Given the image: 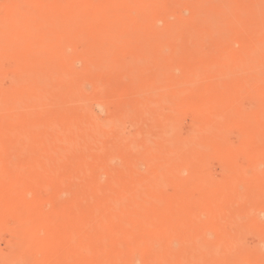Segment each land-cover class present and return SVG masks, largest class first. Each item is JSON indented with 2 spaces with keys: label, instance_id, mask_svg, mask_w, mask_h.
I'll return each instance as SVG.
<instances>
[{
  "label": "rangeland",
  "instance_id": "1",
  "mask_svg": "<svg viewBox=\"0 0 264 264\" xmlns=\"http://www.w3.org/2000/svg\"><path fill=\"white\" fill-rule=\"evenodd\" d=\"M21 3V5H19V2ZM28 0H14V1H12V0H0V22L2 23V22H4L5 20V24L4 23H2V24H0V31L2 30V33L4 32L3 30H5V28L8 30V31H10V26H13L14 28H12L11 29V31H10V33H8V31L7 30H5L6 32H4V34L3 35H1L0 36V39H2L3 38V42L4 41H7L8 40V42H5V43H7L6 45L3 43V44H1L0 43V47L2 48L1 49V51H2V53H3V55L5 56V59L4 60H1L0 59V94L2 95V93H1V90L2 91H5L3 94L4 95H2V96H0V98H1V100H0V121H2V122H0V145H2L1 147H0V149L2 150V152L0 151V174H1V170H3L4 172H2L3 174V176H1L0 177V180L2 181H0V250H1V252H3L2 253V256L3 257H6V255L7 256H9L8 254H10V252H15L14 250H16V252L17 251H19V249L20 248H24V247H27V248H29V249H26V252L27 253H25V252H23V251H25V249L23 250V251H21V249H20V251L18 252V255L16 254V255H14V253H11V254H13V256L15 257L14 258V260H13V262H14V264H20L21 263V261H23L24 262V264H69V262H70V264H90V261L93 259V257L97 254V256H98V259H100L99 258V255H98V253L100 252H103V254H104V252H106V251H108L109 250V245H108V243L109 242H113L112 241V239H108V238H112V237H109V235H112L113 234V239L115 238V237H117V238H115V240L114 241H116V242H118L119 240H118V237H120L121 236V238L123 237H127V235H128V237L127 238H130L131 236H134L135 235V233L137 234H139V232H144V235H145V237H143L144 235L142 234V233H140V235H141V238L142 239H144V241L146 242H144L142 239H141V241H140V245L139 244H136L135 243V241H133V244L135 243L136 244V246H133V244H132V238H134V240L137 238V237H132V238H130V240L131 241H129V240H127V242H126V240H124L123 238H122V240L123 241H125L124 242V246L126 247V248H124V251L126 250V252H124V251H122L123 253H125L126 254V257L127 258H129V257H131V258H129L128 260H126V262H124V263H126V264H142V261H141V258L140 257H143V256H141V255H144V257H143V259L145 258L146 259V257L148 256H145L146 254H149V252L153 249V247L152 246H156L157 247V249H158V251L156 250V249H153L154 251H156V252H160L161 254L160 255H162V258L160 257V256H157V257H155V258H157L156 260H155V258H151V259H154V260H152V261H154L155 263H156V261L159 259V257H160V260L162 259L163 260V258H165L166 259V257H167V260H168V257H170V256H176V254L178 253H182V252H184V250L187 248L186 246H188L189 244H190V242L192 243V239H190L189 240V238H191L192 237V234L194 233L193 232V229H192V232H191V228H192V224L195 226H193V228H197V226H199V225H201V222H202V224L204 223L203 222V220L201 219V222L199 221V219H197V218H199V216L201 217V218H208V216H209V219H205L207 222H209L210 221V216L212 217L213 216V221H214V224H215V222L217 221L216 219L217 218H222L223 219V221L224 222H221V221H219L220 219H218V221L221 223V225L223 224V225H225L224 227H222V226H220V224L219 223H217L216 222V225L218 224L219 226H218V229L219 230H217L218 231V234H217V237L216 238H214L213 239V241H214V243L215 244H218V245H220L221 243H223V242H225L226 243V241H229V239H230V236L232 237V235H230L229 236V233L230 234H232L235 230H236V227H237V229L239 230V232H237V235L236 234H234V236H233V238H231V240L230 241H233V239H234V243L233 242H230V245L231 244H233V245H231L230 246V250H228V251H230V253H233L232 251L234 250V248H236V247H238V248H236L235 250H241V251H235L234 250V256L236 255V257L238 256L237 254H238V252H241L244 256H245V253H246V257H243L242 255H241V258H243V259H238V257H237V259L236 260H234V261H237V260H239L240 261V264H264V241H260V240H264V237H263V235L260 233V231L261 232H264L263 230H264V226L262 227L261 226V223H262V225H264V223H263V220H264V213L262 212V214L263 215H261V211H264V209L263 210H260V212H259V208L261 207V205L262 204H264V202H263V200H264V190H262V192H261V190L259 189V188H262L261 186L262 185H264V176L263 177H260V176H253L252 174H253V171L255 170H257L256 171V173H255V171H254V175H258L257 173H259L260 174V172H262V175H264L263 173H264V153H263V151H259V150H262L264 147V133H263V126H264V108H263V110H262V107H264V105H263V103L264 102H262V101H264V92H263V88H264V78L262 77V74L264 75V67H263V69L261 70V74H260V76L259 77H257V78H254V79H250L251 81H253V82H250L248 85L246 84V83H239V82H242V79L240 78V77H238V76H240L239 74H238V76L236 75V74H234V73H232L234 70H235V68L234 67H232V70H231V72H230V69L231 68H229L230 66H235V57L234 56H237V54H239L240 52H239V50L240 51H242L243 52V50H244V48L246 49V46L248 45L249 46V44H247L246 45V42L247 41H252V42H254L255 41V44L257 45V43L256 42H259L260 41V39H259V36L260 35H264L263 34V22H264V9H263V7H264V2H263V4L261 3V6H260V4L259 5H257V2H262V1H264V0H241V2L240 1H238V0H236V1H238V2H240L238 5L237 4H235V5H237L238 7H236L235 5H234V7L232 6V1H231V3H229L228 1L226 2V3H229V5H231V6H229V5H227L226 3H225V6L227 5L228 6V9H227V7H225L224 6V8H222V7H218V8H222V9H220V10H218V12L219 13H216V11H217V9H216V11H214L215 9L213 8V10L212 9H210V10H212V11H214L215 12V14H213V12H212V14H210L209 12H211V11H209L208 13H207V19H206V17H205V15H204V21L202 20V22H200L201 23V25H199L200 23H198L199 22V20L198 19H200L202 16H203V14H198V10H203L204 8H203V6L202 5H198L199 3H203V2H205V4L207 3L208 5L211 3L210 1L209 2H207L206 0H169V1H167V0H165V2H161V0L159 1V6L160 5H162V3L164 4V3H166V5H165V7L163 6V8H161L160 9V7H162V6H158L159 7V10H157V11H155V9H158L157 7L155 8V9H153L154 11H155V14H154V11H153V14L154 15H156V16H154L153 14H152V16H154V17H156V19H153L154 17H152V18H150L149 20H147L148 21V24L146 25V23H144L145 24V26H146V29L145 28H141L140 30L139 29H137L138 28V26H137V28L136 27H134V25L136 26V23H137V25H138V22L137 21H135L134 20V22H135V24H131L132 23V21L131 20H133L132 18L133 17H131V15L130 16H128L129 15V13H130V10H134V9H137L136 7H137V5L135 6V4H134V2L135 1H138V0H134L133 2H132V0H122L123 2H120V1H118V0H53V2H52V0H37V1H39V3H38V5H37V1L35 2L34 0H30V1H28ZM109 1V2H108ZM114 1V2H113ZM140 1V0H139ZM139 1H138V3H139ZM149 0H147V2H148ZM152 1V0H151ZM212 1V0H211ZM220 0H218V2H219ZM33 2H35L36 3V8L33 6V7H31L29 4H35V3H33ZM50 2V3H49ZM62 2V4H60V3ZM67 2V3H66ZM100 2V3H99ZM112 2V3H111ZM116 2H117V4H116ZM131 3V9H130V6L128 5V4H130ZM168 2V3H167ZM214 4H215V6H216V3H217V1L216 0H214ZM24 3V4H23ZM40 3H41V5L42 6H40ZM44 5H43V4ZM47 3V4H46ZM120 3H123V4H120ZM136 3V2H135ZM234 3H236L235 1H234ZM233 3V4H234ZM87 4V5H86ZM127 4V5H126ZM132 4H134V5H132ZM179 4V5H178ZM205 4H204V6H205ZM206 4V5H207ZM213 4V5H214ZM23 5V8H21V6ZM28 5H29V7H28ZM46 5V6H45ZM68 5V6H67ZM70 5H71V7H70ZM88 6V7H86V6ZM112 5V6H111ZM121 7H120V6ZM139 5V4H138ZM154 5H155V2H154ZM186 5V6H185ZM38 6V7H37ZM85 8H84V7ZM133 6H134V8H133ZM152 6H153V4H152ZM189 6V7H188ZM201 6H202V8H201ZM253 7V9H252V7ZM257 6L259 7V8H257ZM21 9H20V8ZM44 7V8H43ZM73 7V9H71ZM121 8L122 9V7H123V10L124 9H127V11H128V13L127 12H125V10H124V12L121 10V9H119L121 12H120V14L119 15H117V12H119V10H118V8ZM127 7V8H126ZM129 7V8H128ZM209 7V6H208ZM33 8H35L36 10H34ZM97 8V9H96ZM100 8L102 9V10H100ZM105 10H104V9ZM139 8V7H138ZM172 8H173V10H172ZM216 8V7H215ZM230 8V9H229ZM235 8V9H238V10H233V9ZM250 8H251V11L252 10H256L255 12H254V14L252 13V15H254L255 16V14H256V16L258 17V16H260V17H258L259 18V20L261 21V23H259L258 24V22H260V21H257V23L256 24H258L259 26H257L258 27V29L257 28H253L254 26L253 25H255L254 23L256 22V20H252V19H255V17L254 18H252L251 16H250V14L251 13H248V12H250L249 10H250ZM24 9V10H23ZM79 9V10H78ZM83 9V10H82ZM85 9V10H84ZM128 9H130V10H128ZM184 9V10H183ZM194 9V10H193ZM197 9V12L195 11ZM205 9H207V10H209L208 8H205ZM226 9H227V11H226ZM259 9V10H258ZM19 10V11H18ZM24 12H22V11ZM37 11L36 12V14H33V15H35L32 19H37V17L39 16V18H38V21H40V17H41V21H40V23L38 22V23H36V24H32L33 25V27H28V26H31V21H33V20H31V21H29V19H30V17H32L33 15L31 14V13H34V11ZM67 10V11H66ZM75 10V11H74ZM90 10H92V11H90ZM170 10H172V12L170 11ZM200 10V11H201ZM223 10V11H222ZM232 10V11H231ZM263 10V11H262ZM79 11V12H78ZM95 11H97V14H95ZM102 11V12H101ZM109 11V12H108ZM196 12L195 14H197L196 15V18H198L197 19V21H195L196 19L194 18V15L192 14L193 12ZM223 12V18L221 17V20H219V19H217V18H220L219 17V15L221 16V14H222V12ZM224 11H226L225 12V14H224ZM262 11V12H261ZM30 12V13H29ZM170 12V13H169ZM192 12V13H191ZM260 13L261 12V14H257V13ZM38 13V14H37ZM94 13V14H93ZM106 15H105V14ZM108 13H110V14H108ZM229 13V14H228ZM263 13V14H262ZM7 14V15H6ZM13 14L14 15H16V14H18V16H23L24 17V15H26L24 18L22 17V19H21V16H20V19H19V17L16 15V17L18 18V21L20 20L21 21V23L24 21V20H26V21H24L25 23V26L26 25H28V26H26V27H24V28H21L20 29V27H18V25L17 24H19V26H20V22H18L17 23V21L16 22H14L15 21V19H16V17L15 16H13ZM30 14L32 15V16H30ZM41 16H40V15ZM59 14H61V15H59ZM64 14V15H63ZM126 15L124 18L126 19V21L128 20V19H130L129 21H130V25H129V22H128V26H127V22L125 21V19L121 16V15ZM128 14V15H127ZM190 14V15H189ZM192 14V15H191ZM208 14H210L211 15V17L209 16L208 17ZM219 14V15H218ZM13 16V18H14V20H13V18H12V16ZM52 15V16H51ZM72 15V16H71ZM79 15L81 16V18L79 17ZM83 15V16H82ZM95 15H97V16H95ZM116 15L119 17V18H117L116 17ZM179 15H183L185 18V21H186V18L189 16V17H191V16H193L192 18H194V20L192 21V20H190L191 18H187V21L188 22H190V24H187V21L185 22L186 23V26L184 25V22H183V18H181ZM212 15H213V17H212ZM247 15H249V17L251 18V20L250 19H248L249 17H247ZM11 16V17H10ZM30 16V17H29ZM57 16V17H56ZM59 16V17H58ZM66 16V17H65ZM70 16H71V18H70ZM88 16H89V18H88ZM106 16H107V18H106ZM128 16V17H127ZM174 16H177V17H174ZM199 16H200V18H199ZM234 16L236 17L235 19H234ZM79 17V18H78ZM103 17H104V20H103ZM112 17H113V19H112ZM123 18V20H122V22H123V24H121L122 22H121V20H120V18ZM130 17V18H129ZM168 17V18H167ZM181 19H180V18ZM227 17V18H226ZM241 17H243L241 20H244V23H242L241 22V20L239 19V18H241ZM247 17V18H246ZM257 17H256V19H257ZM45 18V19H44ZM51 18H54V19H51ZM57 18H58V21H60V22H56V20H57ZM61 18V19H60ZM65 18V19H64ZM109 18V20H107V22L105 23V22H103V21H106L105 19H108ZM173 18V19H172ZM177 18V19H176ZM209 18V19H208ZM261 18H262V20H261ZM5 19V20H4ZM35 19V21H37ZM44 19V20H43ZM70 19V20H69ZM76 19H78V20H76ZM148 19V18H147ZM153 20L152 22L150 21V20ZM202 19V18H201ZM215 19V20H214ZM228 19V20H227ZM237 19H239L238 21L239 22H241V24L239 25L238 23V21H237ZM13 20V21H12ZM17 20V19H16ZM51 22H50V21ZM100 20H101V22H100ZM103 20V21H102ZM113 20L116 22H113ZM144 20V19H143ZM157 20V21H156ZM159 20V21H158ZM172 22H177L178 21V23L179 22H181V23H183V26H182V24H179V26H182V27H184L185 29L186 28H188L187 30H188V32L186 33V32H182L183 30H181L182 29V27H181V29H179L180 27H176V26H178V23L176 24H174V25H176V26H173V25H171V24H173V23H171V21ZM224 20H226V21H224V22H226V24L223 22ZM233 20L235 21V22H233ZM8 21L10 22V23H8ZM34 21V22H35ZM63 21H65V23L63 22ZM88 21V22H87ZM110 21V22H109ZM118 21V22H117ZM146 21V20H145ZM149 21L151 22V23H149ZM220 21H222V22H220ZM227 21H229V22H227ZM247 21V22H246ZM254 23H253V22ZM47 24H46V23ZM113 22V23H112ZM133 22V23H134ZM158 22V24H156ZM166 22H167V25H166ZM195 22H197V23H195ZM207 22V23H206ZM214 23L213 25L214 26H212V23ZM217 22H218V24H224V26H226V28H228L227 27V25L229 26V27H231V28H233V26L237 23V25H238V27L239 26H241L242 24V26H244V25H246L247 23L249 24V26H248V24L246 25V30H245V39H244V37L242 38V39H244V44L246 45L244 48L242 47V42H243V40H242V42L239 40V39H241V38H239V37H241V35L242 36H244L242 33L244 32V29H243V27H237V26H235L234 28V30L235 31H240V33L238 32V34H237V32H235V34H237L239 37L238 38H235V37H233V39H238L239 40V42L236 40H233L232 38L230 39V36H233L234 35V33H233V35H230L233 31H231L232 29L230 28H228L227 29V35L229 34V36H227V38H226V34L223 32V30L221 29V31L223 32V35H224V37L225 38H223V36H222V38L223 39H221V41H218L219 39H220V33H221V31L218 33V29L220 28H217V27H215V26H217L218 24H217ZM246 22V23H245ZM250 22H252L251 24H250ZM15 23V24H14ZM29 23V24H28ZM52 23L53 24V26H54V28H53V26L51 27V26H48V25H50V24ZM57 23H61L60 25H62V27L60 26L59 28H57L58 26H59V24H57ZM79 23V24H78ZM80 23H81V25H80ZM85 23H86V25H85ZM169 23H171V24H169ZM192 23H193V27L191 26L192 25ZM210 23H211V25H210ZM231 23V25H232V23H235L234 25H229V24ZM5 25V27H2V25ZM8 26H7V25ZM48 26V30H49V28H50V30L51 31H49L48 32V30L47 29H45V30H47V32L50 34L51 32H52V34L54 33L55 34V36L56 37H54V34L52 35V34H48V37L49 38H54L53 40H59L60 42H57V43H55V42H53V44H54V46L56 47V44H57V48H59L58 46H63V48L62 49H66V51H65V57H64V59H60L59 57V59L58 58H53L54 60H56V62H54V60L50 63V62H47V66H45V65H43L42 63H43V61H44V64H45V59H46V61H48L47 60V58H50L51 59V57H53V52L51 51V50H53V44H50L49 43V41H48V46H50L51 48H49V50L46 48V47H43L42 46V48L41 49H39L41 46H39V44L41 45V44H43V43H41V42H43L44 41V39L45 38H40V37H42V35H45L44 34V27L46 28L47 26ZM63 24H64V28H63ZM68 24V25H67ZM95 24V25H94ZM112 24H113V28H112ZM119 24H120V26H119ZM196 24V25H195ZM198 24V25H197ZM217 24V25H216ZM15 25L20 29H17V27L15 28ZM22 25H23V23H22ZM34 25H36V26H34ZM56 25H58L57 27H56ZM70 25V26H69ZM111 25V26H110ZM151 25V26H150ZM153 25V26H152ZM155 25V26H154ZM168 25H169V27H168ZM203 25V28L202 27H199L198 28V26H202ZM220 25H218V26H220ZM7 26V27H6ZM42 26H44L43 28H42ZM66 26H67V29H65L66 28ZM74 26V27H73ZM122 26V27H121ZM133 26V27H132ZM164 26H166V27H164ZM171 26H173L174 27V29L172 30L170 27ZM195 26H196V29H194L195 28ZM224 26H222V27H224ZM253 26V27H252ZM255 26V27H256ZM2 27V28H1ZM22 27V26H21ZM40 27V28H39ZM55 27H56V29H55ZM69 27H71L70 29H69ZM121 27V28H120ZM144 27V26H143ZM153 27H156V28H153ZM172 27V28H173ZM245 27V26H244ZM249 27H251L252 29H251V31L252 30H254V29H256V30H259V36L257 37V34H256V36H255V30H254V35H251L252 37V39H250V40H248L247 38H246V36H248V37H250L248 34H250L251 32L249 31L250 29H248ZM34 29V31H33V29ZM39 28V29H38ZM61 28V30H59ZM82 28V29H81ZM112 28V29H111ZM117 28V29H116ZM133 28H134V30H133ZM163 28H165V32H167L166 33V35L170 32V33H173V31L175 30V31H177V30H179V33H178V36L177 35H175V37L177 36V38L179 37V36H181V34H183V38L182 37H179L180 39H175L174 41H176V43L175 42H171L172 40H173V38H175L174 36H172L170 33V35L172 36H170V35H168V36H170L169 38H168V36H163V35H165V34H162V33H159V31H161L162 30V32H163ZM177 30H176V29ZM183 28V29H184ZM189 28L192 30V32H193V35H192V32H190L189 31ZM197 28L199 29V30H197ZM225 28V27H224ZM23 29H24V31H23ZM26 29L27 30H30L31 31V29H32V31L30 32V31H28L29 33L27 34V35H29L30 34V36H28V38L30 37V39H27V41L25 42V40H26V38L24 37V36H26ZM38 30V31H36V30ZM72 29V30H71ZM106 31H105V30ZM120 29V30H119ZM131 29H132V32H131ZM166 29H167V31H166ZM171 29V30H170ZM16 30V31H15ZM41 30V31H40ZM58 30V31H57ZM63 30V31H62ZM69 30V31H68ZM91 30V31H90ZM111 30H113V31H116L115 32V36H114V33H113V31H111ZM124 31L125 30V32H122V31ZM129 30V31H128ZM143 30H146V32L145 33H147V35L143 32ZM168 30H170V31H168ZM181 30V31H180ZM217 31V33L215 34V31ZM229 30H230V32H229ZM61 31V32H60ZM66 31V32H65ZM96 31V32H95ZM133 31H135L136 32V35L139 33V35H137V36H135V38H133L134 37V33H133ZM138 31V32H137ZM140 31V32H139ZM174 31V32H175ZM184 31H186V30H184ZM13 32H15V33H13ZM16 32H17V34H18V37L19 38H17V36H16ZM23 32H24V34H23ZM37 33L36 35H38L39 33H41L40 35H39V38H40V40H38L39 38L36 36V35H34V34H32V33ZM64 32H65V34H64ZM119 32H120V34H119ZM122 32V33H121ZM129 32H130V34H132V35H130L129 34ZM145 34H143V33ZM157 32H158V36L156 35L157 34ZM178 32V31H177ZM176 32V33H177ZM180 32H181V34H180ZM189 32H190V34H189ZM6 33H8V34H6ZM43 33V34H42ZM70 33H72V34H70ZM112 33H113V36H112ZM117 33V34H116ZM125 33V34H124ZM152 33H153V35L155 34L156 35V37H155V35H154V37H152L153 35H152ZM175 33V34H176ZM257 33H258V31H257ZM76 34V35H75ZM106 36H105V35ZM111 34V35H110ZM121 35V37L119 36V35ZM162 35V36H160V38H162V39H164L163 41H165V38L167 37L168 39H166V40H169L170 38L172 39H170V41L169 42H171V43H169V46L172 44V43H174L173 45H171L169 48H171V49H169V48H165V44L167 43L166 41H165V43L163 44L162 42H161V44H160V39H158V37H159V35ZM239 34H241V35H239ZM7 35H8V37H10L9 39L7 38ZM23 35V36H22ZM33 37H35L36 39V42L34 41H30V40H34V38H32V36ZM61 35H62V38H59V36L61 37ZM127 36V37H125V36ZM129 35H130V37H129ZM174 35V34H173ZM185 35H187L188 36V38H185L186 36ZM190 35V36H189ZM237 35H236V37H237ZM3 36V37H2ZM15 38H14V37ZM22 36V37H21ZM53 36V37H52ZM145 36V37H144ZM147 36V37H146ZM185 36V37H184ZM216 36V37H215ZM253 36H254V38H253ZM6 37V38H5ZM25 39H24V38ZM27 37V36H26ZM44 37V36H43ZM84 37V38H83ZM105 37V38H104ZM111 37H113L112 39H111ZM190 37H191V39H190ZM205 37H208V38H205ZM212 37H214V38H212ZM263 37V36H262ZM261 37V38H262ZM16 38H17V41H16ZM20 38L22 39L23 38V44L24 43H26V45L24 44V45H22L23 47L21 48V44L22 43H20ZM49 38H48V40H49ZM56 38V39H55ZM66 38V39H65ZM89 38H91V39H93V40H91V39H89ZM108 38V39H107ZM116 39L117 38V40H116V42H115V40H113V39ZM122 38V39H121ZM129 38H131L130 40H134V39H136L135 41H134V43H133V40L132 41H130L129 40ZM153 38V39H152ZM154 38H157L158 40H159V42H157L158 44H160L161 45V47H164V48H161V47H159L158 45H157V43L154 45V43L157 41V39L155 40ZM187 39L186 41H188L189 40V43H185L186 45H183V41L184 42H186L185 40H183V41H181L180 42V40H182V39ZM200 38V39H199ZM217 38H219V39H217ZM18 39H19V43H18ZM52 39H50L51 40V43H52ZM105 39V40H104ZM127 41H126V40ZM139 39L140 40H142V41H140L139 42ZM144 39H146V40H144ZM152 39V40H151ZM197 39H199V41L200 42H197L198 40ZM206 39V40H205ZM213 39V40H212ZM228 39H230V40H232L234 43H235V45H234V43L232 42V41H229ZM255 39V40H254ZM256 39H257V41H256ZM46 40V39H45ZM57 40V41H58ZM69 40V41H68ZM74 40V41H73ZM122 41V42H118V41ZM123 40H125L124 42H123ZM155 40V41H154ZM179 40V41H178ZM259 40V41H258ZM262 40V39H261ZM14 41H16V43H14ZM21 41V42H22ZM65 41V42H64ZM79 41V42H78ZM82 41V42H81ZM110 41V42H109ZM145 41V42H144ZM152 41H154V43L152 42ZM262 41H264V40H262ZM10 42V43H9ZM13 42V43H12ZM70 42V43H69ZM72 42V43H71ZM78 42V43H77ZM81 42V43H80ZM130 42V43H129ZM180 42V43H179ZM193 42H195V44L193 45ZM232 42V43H231ZM66 44V46L65 45H63V44ZM116 43V44H115ZM120 43V44H119ZM152 43H153V46H151L152 45ZM178 43V44H177ZM241 43V44H240ZM248 43V42H247ZM259 43H261V44H258L257 46L254 44V43H252V45H250L251 47H253L252 49L253 50H250L251 52H253V54L252 55H249L248 53L250 52H244V53H246L245 54V56L248 54V56L247 57H252L253 58V56H256L257 54L259 55L261 52L260 51H264V49L262 50V48L261 47H264V42L262 43L261 41L259 42ZM28 44H29V47H28ZM31 44H32V46H31ZM34 44V45H33ZM77 44V45H76ZM100 44L102 45V46H100ZM122 44V45H121ZM125 44V45H124ZM142 44V45H141ZM165 45V46H163V45ZM175 44H176V46H177V50H176V47H174L175 46ZM200 44V45H199ZM218 44V45H217ZM237 44V45H236ZM256 46V48H259L260 46V51H258L259 49H254V45ZM4 46V48H5V46L6 47H9V48H7V49H9V50H7L6 48L4 49L2 46ZM10 45V46H9ZM35 45H38V49L40 50V51H44L45 53H40V55H38L39 54V52L40 51H38V53H35L36 51L35 50H37V46H35ZM84 45V46H83ZM112 45H117L118 46V48H117V46H114V47H116L117 48V50L116 49H113V46ZM138 47H137V46ZM144 45H145V48H143L144 47ZM167 45H168V43H167ZM224 45V46H223ZM65 46V47H64ZM89 46V47H88ZM100 46V47H99ZM108 46H109V48H108ZM125 46H127V47H125ZM140 46H143V47H141L140 48ZM155 46H158V47H156V48H158L157 50H156V48H155ZM189 46V47H188ZM250 46L249 47H247V48H250ZM26 47H27V51H26ZM67 47V48H66ZM103 47V48H102ZM121 49H120V48ZM137 47V49H135ZM151 47H153V48H151ZM167 47V46H166ZM173 47V48H172ZM193 47V48H192ZM199 48V49H196V48ZM207 47V48H206ZM228 48V50L226 49V50H223L224 48ZM233 47V48H232ZM237 47V48H236ZM243 48V49H240V48ZM19 48H21V49H19ZM33 48V49H32ZM44 48H46V51L44 50ZM74 48V49H73ZM93 48H94V50H93ZM100 48V49H99ZM178 48H180V49H182V51H179V49ZM192 48V49H191ZM206 48V49H205ZM4 49V50H3ZM17 49H18V51H17ZM31 49V50H30ZM35 49V50H34ZM72 49V50H71ZM81 51H80V50ZM88 49V50H87ZM99 49V50H98ZM101 49L103 50V51H101ZM118 49H120V50H118ZM153 51V52H156V53H153L154 55L152 56L151 54V56L150 55H148V52H150L151 50ZM159 49H165L163 52L164 53H167L166 54V56L164 55V53L162 54L163 56H165V59H166V57H168L167 58V60H166V63L168 64L169 63V65L170 66H174L175 67V65H177V61L175 60V58H177V59H179V57H180V53H181V55H182V57L183 56H185V55H183L185 52H186V55H190L192 52V54L193 55H190L193 59L195 58V61L192 59L191 61L188 59V61L190 62V63H188L187 64V59H186V57H183V58H185L186 60H184V62L186 61V64H185V67H186V65L188 66V67H183L184 65V62H183V58L182 57H180L181 58V60L179 61V62H181V64L179 65V62H178V65H179V68H181L182 67V70L185 68V69H187V70H183V74H182V72H181V69H179L178 67H175V68H172V70H173V72H172V70L170 69V70H167V69H165V68H163V67H165L166 65H164L165 64V61H164V57L161 55V56H157V54L159 53V54H161V52H162V50H159ZM166 49H169V50H171L170 51V53L168 54V51L169 50H167L166 51ZM186 49V50H185ZM236 49H238V51L236 50ZM14 50H16V51H14ZM33 50V51H32ZM91 50V51H90ZM99 52H98V51ZM105 50H107L106 51V53H105ZM115 50V51H114ZM133 50H136V51H133ZM142 50V51H141ZM156 50V51H155ZM174 50H176L175 52H173ZM185 50V52H183ZM193 50V51H192ZM196 50V56L198 55L197 53H199V56H197V59H196V56H194L195 55V53H194V51ZM234 50H236L237 51V53H235V51ZM0 51V52H1ZM25 51L27 52V53H25ZM68 51V52H67ZM75 51H76V54H75ZM88 51H89V54H91L90 55V59H91V56H93L94 57V55H96L95 57H94V59H93V57H92V59L93 60H90V59H88L87 58V53H88ZM101 51V52H100ZM109 51V52H108ZM122 51V52H121ZM123 51H124V54H123V56H121V59H118V58H120L119 56L120 55H122L121 53H123ZM125 51H129V54L127 53V52H125ZM131 51H133V53L132 54H135V56L134 55H132L131 54ZM147 52V56H144L145 55V53ZM159 51V52H158ZM161 51V52H160ZM189 51H191V53L189 52ZM201 51V52H200ZM206 52V54H208L207 55V57H204V55H206V54H204V52ZM211 51V52H210ZM228 51L230 52V53H228ZM18 52V53H17ZM30 52H32V53H30ZM72 52V53H71ZM97 52V53H96ZM110 52H111V56H110V59H108V57H109V55L108 54H110ZM177 52V53H176ZM188 52L190 53V54H188ZM260 52V53H259ZM2 53H0V55L2 54ZM46 53H48V54H46ZM51 53H52V55H51ZM84 53V54H83ZM94 55H93V54ZM103 53V55L102 56H100L101 54ZM113 53V54H112ZM118 53H120L119 55H118ZM177 54V56H179V57H177L176 56V54H175V56L173 55H171V54ZM201 53V54H200ZM5 54H7V55H5ZM25 54H26V56H25ZM30 54H31V56H30ZM42 54H46V56H43L42 57ZM89 54H88V56H89ZM98 54H99V56H98ZM105 54V55H104ZM116 56H115V55ZM126 54V55H125ZM210 54V55H209ZM221 54V55H220ZM225 54V55H224ZM230 54V55H229ZM12 55V56H11ZM18 55V56H17ZM35 56V59H34V57H32V56ZM48 55H50L49 57H48ZM86 55V58L85 59H83L84 58V56ZM124 55L126 56V58H127V60H125V57H124ZM128 55H131L130 57H132V58H130V57H128ZM168 55H170V56H168ZM229 55V57L230 56H232V59H231V57H230V59L231 60H229V58L227 57L226 58V56H228ZM28 56H30L32 59H29L30 57H28ZM39 56V57H38ZM100 57V59L99 58H96V57ZM190 56H187V58L188 57H190ZM220 56V58H218ZM45 57V59H43ZM68 57V59H69V61H68V59H66ZM75 57V58H74ZM113 57H115L116 59H117V62H115L116 61V59H113ZM123 57H124V59H123ZM143 57H144V59H143ZM170 57H171V59H170ZM175 57V58H174ZM1 58L3 59L4 57L1 55ZM13 58V59H12ZM21 58V59H20ZM23 58H24V60H23ZM36 58H39V59H41L42 60V62L40 61V63L42 64V67H47L48 68V70H50V71H53L52 72V75H53V77L54 78H52V75H50V73H49V71H45V69L47 70V68H45V69H43L41 66H40V63H39V60L38 59H36ZM75 60H74V59ZM130 58V59H129ZM156 58H158L157 60H156ZM162 59V60H160V59ZM224 58H226L227 59V61L225 60L224 61ZM26 59H29V60H26ZM78 59V60H77ZM96 59V60H95ZM106 59V60H105ZM132 59H134L133 61H135V62H137V64H132L133 63V61H131ZM169 59H170V61H169ZM254 59V58H253ZM18 60L20 61L18 64H17V62H18ZM31 60L32 61H34L33 63L35 64V62H38V64L39 65H37V67H38V69H37V67H35L36 65H34L33 63H32V65H34V66H31ZM60 60V61H59ZM80 60V61H79ZM87 60H89V61H91V63L89 62V61H87ZM126 61V63H128L127 65H125L126 63H120V61ZM145 60V61H144ZM147 60V61H146ZM219 60V61H218ZM224 62H223V61ZM2 61V62H1ZM65 61L68 63V64H65ZM72 61V62H71ZM114 61V62H113ZM128 61V62H127ZM153 61H155V62H153ZM159 61V62H158ZM160 61L161 62H164V66L162 65V63H161V65H162V68H160L159 70L157 69V68H159V67H161V65L159 64L160 63ZM176 61V62H175ZM3 62H4V64H3ZM15 62V63H14ZM105 62V63H104ZM118 62L120 63L119 64V66L117 65L118 64ZM132 62V63H131ZM134 62V63H135ZM229 62H232L231 63V65H229ZM30 63V64H29ZM54 63V64H53ZM59 63V64H58ZM88 63V64H87ZM93 63V64H92ZM154 64V66H155V63H157V65L159 64L160 66L159 67H155L154 68V66H153V64ZM174 63H175V65H174ZM215 63V64H214ZM234 63V64H233ZM29 64V67H25V66H27V65ZM58 66H57V65ZM115 64V65H114ZM124 64V65H123ZM129 64H131V65H129ZM190 64V65H189ZM224 64V65H223ZM233 64V65H232ZM3 65H5V66H3ZM53 65H55V68L57 69H50V68H52V67H54ZM62 65H64L63 67H61ZM65 65H67L66 67H65ZM93 65V66H92ZM96 65V66H95ZM116 65H117V67H116ZM121 65H123V66H121ZM134 65V66H133ZM149 65H151L152 66V68H153V71H152V69L151 68H149L150 66ZM169 65H167L168 67H170ZM199 65V66H198ZM213 65V66H212ZM17 66H19V69H18V67ZM42 68L41 70H39L40 69V67ZM52 66V67H51ZM63 68L62 70L63 71H65V69H66V71H65V76H64V73H63V71L61 70V68ZM78 66V67H77ZM130 66H131V68H130ZM208 66V67H207ZM209 66H210V68H209ZM215 66V68H211V67H214ZM227 68H225V67ZM24 70L25 69V71H21L20 69L21 68ZM35 67V71H37V73L38 74H40L41 73V71H42V73L44 74V73H46V72H48V73H46L45 75H43V76H46V77H43V76H41L40 77V75L38 76L37 75V73L34 71V70H32L33 68ZM59 69H58V68ZM81 67V68H80ZM92 67H94L95 69H92ZM96 67H100V69L99 68H96ZM125 67H127V68H125ZM148 67V68H147ZM224 67V68H223ZM20 70V72L17 70ZM32 68V69H31ZM70 68V70L72 71V72H70L68 69ZM77 68V69H76ZM192 68H194L195 70H196V72H198V73H195V71H194V69H192ZM219 70H218V69ZM37 69V70H36ZM99 69V70H98ZM117 69L119 70V71H117ZM120 69H122V70H120ZM129 69H131V70H129ZM137 69V70H136ZM146 69V71H145V74H144V70ZM151 69V70H150ZM177 69V70H176ZM208 69H211V70H209V71H211V72H209V73H206L207 72V70ZM213 69H214V71H213ZM222 69H224L223 71H222ZM28 70V71H27ZM57 72H56V71ZM126 70H127V73H125L126 72ZM164 70V71H163ZM166 70V71H165ZM191 70V71H190ZM192 70L194 71V73L195 74H193V72H192ZM32 71V72H31ZM34 71V72H33ZM55 71V72H54ZM62 71V72H61ZM69 72V74L68 75H71L72 73H74V74H72V76H68L67 77V75H66V72ZM74 71V72H73ZM155 71H157V73L159 72V71H162V72H164V73H166L167 72V74H165V75H167V77H165V75H164V73H163V78H162V74L160 75V77H159V75H158V78L160 79L159 80V84H160V82H161V80H162V84H156V83H158V82H154L155 81V79H157L156 77H157V73L155 74L156 75V77L154 76V73L152 74V72H155ZM171 71V72H170ZM176 71V72H175ZM186 71H188V72H186ZM212 71H213V78H212ZM8 72V73H7ZM23 72V74H21V75H19L20 73H22ZM191 72H192V74H191ZM216 72H218V73H216ZM228 72V73H227ZM17 73H19L18 75H17ZM26 73H30L29 75H30V77L26 74ZM32 73V74H31ZM42 73H41V75H42ZM55 73L57 74V76L55 77ZM134 73V74H133ZM139 73V74H138ZM171 73H173L172 75L173 76H175V78H176V76H177V78H179V79H174L173 78V76H171V75H169V74H171ZM209 75L208 76V79H206V77H205V82H203L204 81V79H203V77L206 75ZM228 75H227V74ZM230 73L231 74H233V76H231L230 75ZM8 76H7V75ZM35 74L37 75L36 77H35ZM62 74V75H61ZM145 75V77L146 76H148L149 75V77H150V74H151V77H152V75L155 77V79L152 77V78H149V77H146V78H143L142 77V75ZM178 74H180L179 76H178ZM185 74V75H184ZM216 74H218V79H222V82H221V80L218 82V80H217V76H216ZM23 75H24V77H25V79H24V77H23ZM77 75V76H76ZM17 76H19V79H18V77ZM49 76H50V78H49ZM137 77L136 79L134 78V77ZM168 76H170L169 78H171V80L172 81H168ZM182 76H184V77H182ZM223 76V77H222ZM229 76V77H228ZM48 77V78H47ZM69 77H72V78H69ZM140 77V78H139ZM220 77H222V78H220ZM235 77V78H234ZM22 78H23V81H22ZM28 78V79H27ZM31 78L33 79V82L31 81L30 82V80H31ZM34 78H35V80H34ZM45 78H47V80L48 79H50L51 81H48V82H45L44 81V79ZM56 78V79H55ZM69 78V79H68ZM141 78H143V79H141ZM165 78V79H164ZM232 78H234V79H232ZM262 78V79H261ZM139 79V80H138ZM146 79V80H145ZM149 79V80H148ZM153 79V83H151V80ZM166 79H167V81H166ZM203 79V80H202ZM226 80L224 83H223V81L224 80ZM230 79V80H229ZM240 79V81H236V80H239ZM260 79L262 80V82L260 81ZM26 80V81H25ZM56 80V81H55ZM59 80V81H58ZM63 81V82H61V81ZM141 80H143L142 82H147V85H149L150 83L152 84V86H154V84H156V86L155 87H153V88H151L150 89V87H152V86H148V87H146L145 86V88L143 87L144 85H143V83H140L141 82ZM150 82V83H148V81ZM158 80V79H157ZM156 80V81H157ZM179 80H181V81H179ZM183 80V81H182ZM217 81V83H216V81ZM20 81H21V83H20ZM34 81L36 82V85L38 84L39 86H41L40 88H37V86L34 84ZM55 81V82H54ZM137 81L140 83V84H142V86L141 85H137V87H138V89H140V88H144V89H140V90H138V89H136V86H135V83L137 84ZM166 81V82H165ZM176 81V82H175ZM184 81H185V83H184ZM235 81L237 82V83H239V84H235L234 85V83H235ZM260 81V82H259ZM18 82V83H17ZM23 82V83H22ZM30 82V83H29ZM51 82H52V84H51ZM97 82V83H96ZM101 82V84H99ZM130 82H131V84H130ZM178 82V83H177ZM181 82V83H180ZM207 82V83H206ZM213 82H215L216 83V85H213V84H215V83H213ZM222 84H221V83ZM230 82V83H229ZM234 82V83H233ZM41 83V84H40ZM44 83V84H43ZM57 83H59V84H57ZM165 83V84H164ZM177 85H176V84ZM211 83H213L212 84V86H211ZM226 83L228 84L229 83V85H226ZM15 84V85H14ZM28 84V85H27ZM33 84V85H32ZM43 84V85H42ZM46 84V85H45ZM61 84V85H60ZM62 84H63V86H62ZM130 86H129V85ZM133 84V85H132ZM163 84H164V86H163ZM175 84V86H177V88L176 89H180V93L178 94L179 96H180V94L181 93H183V94H181V95H183V96H181V98H180V100L178 99H176V98H178L176 95H177V93L176 94H174V95H172V97H171V95L169 94V92L171 91V92H173L172 90H170L169 91V89L170 88H168V91L166 90V88H167V86L168 87H172L173 85ZM208 84L211 86V88H210V86H208ZM224 84V85H223ZM230 84H232V85H230ZM243 84V85H242ZM248 86V87H245L246 85ZM250 84H255V86H249ZM259 84H261V86L259 85ZM48 85V88L46 87ZM57 85V86H56ZM161 85H162V87H165V85H166V87H165V89H163V88H160V90H162V92H164V91H166V93H164L163 95H164V97L166 98V96H168V95H170V97H169V99L168 98H166V99H168V101L164 98H162V96L163 95H160V94H162V92L161 91H158L157 90V88H158V86H160L161 87ZM179 85H180V87H179ZM203 85H204V87H203ZM222 85V86H221ZM233 85L234 86H236V88L238 87V86H240V88L237 90L236 88H232V89H229L231 86L233 87ZM238 85V86H237ZM17 88H16V87ZM31 86V87H30ZM33 86H34V88H33ZM38 86V87H39ZM45 86V87H44ZM61 86V87H60ZM67 88H66V87ZM134 86V87H133ZM183 88H182V87ZM223 86H225V87H223ZM226 86H227V88H226ZM243 86H244V88H243ZM18 87H19V89H18ZM37 88V90H36V88ZM63 87V88H62ZM174 87V86H173ZM179 87V88H178ZM222 87V88H221ZM254 89H253V88ZM14 88V89H13ZM15 88H16V90H15ZM32 90H31V89ZM43 88V89H42ZM49 88H52V89H49ZM95 88H96V90H95ZM99 88V89H98ZM101 88V89H100ZM102 88L104 89V90H102ZM146 88H148V89H146ZM204 88H205V90H204ZM210 88V89H209ZM242 88V89H241ZM246 88H249V89H246ZM4 89V90H3ZM15 90L14 92L12 91V90ZM27 89H30L29 91L27 90ZM38 89H40L42 92H40V98H39V96H38ZM57 89V90H56ZM58 89H60V92H59V90ZM63 89H65V90H63ZM85 89V90H84ZM172 89V88H171ZM174 89V88H173ZM176 89H174V90H176ZM236 89V90H235ZM36 90V91H35ZM74 92H73V91ZM101 90V91H100ZM138 90V91H137ZM143 90V91H142ZM151 90H153L152 92H153V94L156 96L157 94H159L160 95V97H158V98H160V100L162 101V107H160L159 105H160V102H159V99L157 98V96H159V95H157L156 97H152V96H154L153 94H152V92H151ZM158 91V93L157 92H155V91ZM164 90V91H163ZM228 90V91H227ZM230 90V91H229ZM237 92V91H239L238 93H240V94H237L235 91ZM260 90V91H259ZM19 91H20V93H19ZM28 91V92H27ZM32 91V92H31ZM48 91V92H47ZM184 91V92H183ZM220 91V92H219ZM244 91V92H243ZM258 91V92H257ZM7 92V93H6ZM11 92H13V94L11 93ZM20 94V96L18 95V93ZM45 92V93H44ZM47 92V93H46ZM63 92V93H62ZM65 92V93H64ZM161 92V93H160ZM168 92V93H167ZM219 92V93H218ZM227 92H229V94H231V93H235L236 94V96H235V98H233V99H231V97H230V95H227L228 93ZM247 92V93H246ZM23 93V94H22ZM29 94V95H27L28 97H25V95L26 94ZM36 93V94H35ZM56 93V94H55ZM59 93V94H58ZM61 93V94H60ZM82 93V94H81ZM139 93V94H138ZM156 93V94H155ZM220 93H221V95H220ZM250 93H252V94H250ZM255 93V95H253ZM259 93V95L261 94V96L263 95V97H259L258 98V100H257V98L256 97H254V98H256V99H251L250 100V97H252L251 95H253V96H257V94ZM263 93V94H262ZM22 94V95H21ZM67 94V95H66ZM142 94V95H141ZM165 94H166V96H165ZM168 94V95H167ZM188 94V95H187ZM16 95H18L19 97L17 98L16 97ZM33 95L34 96V98H35V96H36V101L34 100V98L33 97H31V96ZM66 95V96H65ZM140 95V96H139ZM152 95V96H151ZM5 96V97H4ZM76 96V97H75ZM79 96V97H78ZM143 98H142V97ZM151 96V97H150ZM207 96H213L212 97V99L214 98V96H216V98H219V100H217L218 102L216 103V102H214V100L216 101V99H214L213 101L212 100H209V99H207ZM224 96V98L225 99H227L226 101L224 100V98H222ZM227 96L230 98H227ZM248 96H249V99H248ZM2 97H3V99H2ZM41 97H42V99H41ZM57 97V98H56ZM104 97H105V99H104ZM150 98V104H149V102H148V100H149V98ZM220 97L222 98L221 99V104L219 103L220 102ZM236 97H238V99L236 98ZM258 97V96H257ZM6 98V99H5ZM15 98H16V100H15ZM28 98H30L31 100H29ZM32 98H33V101H32ZM38 98H39V100H40V102H39V105H40V107H42V108H40V107H38L39 105H37V100H38ZM82 98V99H81ZM86 98V99H85ZM93 98V99H92ZM145 98V99H144ZM147 98H148V100H147ZM153 98V99H152ZM155 98H157V103L159 104V105H157V103L155 104V102H156V99ZM170 98H171V100H172V98H175L174 100H177L176 102L175 101H171L170 100ZM211 98V97H210ZM242 98V100L243 101H241L240 99ZM5 99V100H4ZM10 99V100H9ZM28 99V100H27ZM95 99V100H94ZM203 99H205L204 100V102H203ZM235 99H237L238 101H237V103H234L235 101ZM260 99H262V100H260ZM143 101L144 102V100H145V105H146V107L145 106H138V105H140V104H142V102H140V104H138L139 102L138 101ZM147 100V101H146ZM151 100H155V102H154V104L152 103V101ZM167 101V103H166V101ZM170 100V101H169ZM186 100V101H185ZM223 100H224V103H225V105H224V103H223ZM230 100H232V102H230ZM23 101V102H22ZM24 101H26V104H25V102ZM29 101H31L30 103H29ZM36 102V104H35V102ZM41 101H42V103H41ZM55 101V102H54ZM65 101V102H64ZM94 101V102H93ZM102 101V102H101ZM165 101V102H164ZM179 101V102H178ZM208 101V102H207ZM209 101H211L213 104H211L212 106H211V108L212 107H214L213 108V110L211 109V111L213 112L212 114L210 113V112H208V116L206 117V115L207 114H205V112H202V109H203V107H204V105L206 104V103H210ZM255 101H257L258 103H256ZM9 102H11V103H9ZM14 102V103H13ZM16 102V103H15ZM45 102V103H44ZM79 102H81V103H79ZM84 102V103H83ZM101 103V104H99V103ZM103 102H105L106 103V106L103 104ZM184 102V103H183ZM252 102V103H251ZM261 102V103H260ZM19 103H21V107L19 106ZM22 103H23V105H22ZM41 103V104H40ZM87 103H88V106H87ZM136 103L138 104V105H136ZM151 103H152V105H151ZM173 103V104H172ZM223 103V104H222ZM231 103V104H230ZM241 103V104H240ZM245 103V104H244ZM9 104V105H8ZM11 104H13V105H11ZM25 104V105H24ZM77 104V105H76ZM80 104V105H79ZM93 104V105H92ZM166 104V105H165ZM168 104V105H167ZM203 104V105H202ZM227 104H229V107H230V105H232V107H227L226 105ZM256 104H258V105H256ZM262 104V105H261ZM29 105V106H28ZM31 105V106H30ZM33 105V106H32ZM35 105V106H34ZM75 105V106H74ZM92 105V106H91ZM98 105V106H97ZM127 105H128V107L129 108H127ZM150 105L152 106V108H153V105H155V106H158V108L156 107V110H155V108H154V112L150 109ZM179 105V106H178ZM218 105H219V107H218ZM221 105V106H220ZM222 105H223V107H222ZM244 105V106H243ZM250 105V106H249ZM256 106L255 108L253 107V106ZM20 108L19 110H18V108ZM48 108H47V107ZM81 106V107H80ZM86 106V107H85ZM102 106V107H101ZM148 106V107H147ZM167 106H170V107H167ZM174 106H176V107H174ZM247 106V107H246ZM260 107V106H262L260 109L262 110L261 112L258 110V107ZM3 107V108H2ZM9 107H15V108H10L9 109ZM30 108V107H36L37 108V111L39 112H36V108L34 109V111H33V113L35 114V118H34V116L32 117V114H31V112H32V109L30 110V109H24V108ZM59 107V108H58ZM61 107H63V108H61ZM67 107V108H66ZM81 109H80V108ZM167 107V108H166ZM178 107V108H177ZM246 107V108H245ZM251 107H253L254 109H253V111H251ZM38 108H40V109H38ZM53 108V109H52ZM79 108V110H81V111H79L78 112V109ZM86 108V109H85ZM104 108V109H103ZM110 108V109H109ZM147 108H149L150 109V111H149V109H147ZM160 108V109H159ZM162 108H164V109H162ZM216 108H217V110H216ZM235 108V109H234ZM249 108H251V109H249ZM2 109V110H1ZM6 109V110H5ZM13 109H17V111H12ZM95 109V110H94ZM157 109H159V110H157ZM169 109H170V111H169ZM248 110L247 111V113H251L249 116L250 117H247L248 115L247 114H245V115H247L246 116V118H245V116H244V114H242V113H240V112H242L243 110ZM26 110V111H25ZM40 110V111H39ZM43 110V111H42ZM108 110H110V112H108ZM129 110V111H128ZM135 110V111H134ZM168 110V111H167ZM241 110V111H240ZM256 110L258 111V112H256ZM19 111V112H18ZM31 111V112H30ZM67 111H68V113H67ZM90 111H92V112H90ZM100 111V112H99ZM167 111V112H166ZM199 111V112H198ZM4 112V113H3ZM13 112V113H12ZM22 114H21V113ZM107 112V113H106ZM147 113V114H145V113ZM176 112H178V113H176ZM193 112V113H192ZM16 113V114H15ZM31 115H30V114ZM45 113V114H44ZM78 113V114H77ZM85 113V114H84ZM99 113V114H98ZM129 115H128V114ZM150 115H149V114ZM163 113V114H162ZM177 115H176V114ZM197 113V114H196ZM200 113H201V115H200ZM202 113H204V115L202 114ZM216 113V114H215ZM219 113L221 114V116H219ZM224 113H225V115H224ZM243 113H246V111L244 112L243 111ZM260 113V114H259ZM14 114V115H13ZM19 114H21V115H19ZM30 116H29V115ZM33 114V115H34ZM76 114V115H75ZM92 116H91V115ZM98 114V116H96ZM215 114V115H214ZM262 114V115H261ZM23 115V116H22ZM28 115V116H27ZM103 116V118L102 117H100V116ZM109 115H111L110 117H109ZM114 115V116H113ZM145 115V116H144ZM171 115V116H170ZM175 115H176V118H178V121L177 120H175ZM187 115H188V118H187ZM198 117H201L202 116V118H197V116ZM211 115V116H210ZM3 116V117H2ZM22 116V117H21ZM42 116V117H41ZM96 116V117H95ZM107 116V117H106ZM153 118H152V117ZM161 116V117H160ZM170 116V119H171V121H169L170 119L168 118ZM216 116H218V119L216 118ZM14 117H17V118H20L18 121H15L16 119L14 118ZM30 117H32V118H34V123H33V119L32 118H30ZM39 117H41V118H39ZM86 117V118H85ZM98 117H100V119L101 120H104V118L106 117L107 119H106V121H105V123H107V126H106V128L104 129V130H106V132L103 130V131H101V132H99V133H97L96 134V138L94 139V137H95V135H94V137L93 136H91L90 138L88 137H85L86 136V127H88V121L90 120L89 118H94V120H98ZM109 117V118H108ZM203 117H205V118H203ZM221 117V118H220ZM235 117H237V118H235ZM242 119V120H238V119H240V118ZM55 118V119H54ZM71 118V119H70ZM114 118V119H113ZM124 118H126V119H124ZM168 118V119H167ZM196 118V119H195ZM225 120H224V119ZM256 118V120H254ZM3 119V120H2ZM40 119V120H39ZM142 119V120H141ZM148 119V120H147ZM209 120L210 121V123L212 122V124H210L209 123V121H208V123L210 124V125H212L214 128H212V126L211 127H209L208 128V130H211L210 132H212V135H214V137H215V134H216V136H217V134H218V137L220 136V139H219V141H221V144L219 143V141L217 140V139H214V137L213 136H211V134L210 133H208L209 131L208 130H206V131H208V132H206V134L204 133V131H205V129L209 126V124L208 125H206V123L203 121V120ZM215 119H216V123H215ZM223 119V121L224 122H219V120H222ZM237 119V121H238V124L235 122V120ZM38 120V121H37ZM125 120V121H124ZM153 122H152V121ZM163 120V121H162ZM175 120V121H174ZM203 121V123H205L204 124V126H206V128L204 127V130L202 131L203 133H201V135L203 134V136H205L206 135V138H208L207 137V135L208 134H210V135H208L209 136V138H212V139H206V138H204L203 137V139H202V137H198V136H196L197 138H198V140L201 142V144L199 145V143H198V140H197V143H194L193 142V140L194 141H196L195 140V138L194 137H189L190 135L192 136V131L193 130H198V127H203V125H202V121ZM228 120H230V121H228ZM251 122H250V121ZM15 121V122H14ZM32 121V122H31ZM74 121V122H73ZM169 121V122H168ZM193 121V122H192ZM198 121H199V123L201 122V125L202 126H200V124L198 123ZM206 121V122H207ZM241 121H244V122H241ZM254 123H253V122ZM41 122V123H40ZM71 122V123H70ZM112 122H114V123H112ZM141 122V123H140ZM167 122H168V124H167ZM172 122V123H171ZM177 122V124L176 125H174V126H177V128L176 127H174L173 126V124H175ZM239 122H241V123H239ZM33 123V124H32ZM39 123V124H38ZM54 123V124H53ZM63 125H62V124ZM67 123V124H66ZM75 123H77V125L75 124ZM81 123H82V125H84V123H85V126H82L81 125ZM126 123V124H125ZM137 123V124H136ZM144 123H146V125L144 124V126H146L145 128H148V129H145L146 131H143V133H141V134H143V135H141L140 134V136L138 137L139 139L137 140L138 141V143H137V141L135 140V142H133V146H134V148L135 149H137V147H138V145H139V147L138 148H140V151L141 152H143V149L145 148V146H143V144L144 143H142V142H145L144 140H146V143H147V141L148 142H152V144L155 142H153V139H157V137L156 136H158V134H160V130H161V134L160 135H163V133L164 132H166L165 130H167V128L164 126L165 124H167L166 126L167 127H169L168 129H170V127L171 128H173V130L172 129H170L169 131H171L170 133L168 132V130H167V136H166V133H164L165 134V136L164 137H167L166 139L165 138H162V141L161 142H164L163 140H168L167 142V145H169L170 143H172L173 141H176V143H172V144H178V146L179 145H181V143H180V141L182 142V146H180L179 148L181 149L180 151V153L178 152L177 154H178V157H177V155H176V158L178 159V161H177V159L174 157V159H173V161H172V164L170 163L168 166H169V168H168V170H167V168H166V166H165V172H166V170H167V176L168 177H170V179H169V181L171 180V176L173 175L172 174V171L174 170V175H173V179H174V184H177L176 183V181L178 182V183H181L180 184V187L178 186V185H174L173 184V180H171V182L169 183L168 182V180H166V181H164V182H161V185H162V188H163V190L161 189V186L160 185H158V189L160 188V191L162 190L164 193H161V197H162V195H163V197L162 198H165L166 199V195H168L167 196V199H166V201H164L163 203H161L163 200H162V198H161V200H159V201H161L160 203H161V205L163 204V206H160V205H158L159 203H157V197H158V194L159 193H153V192H151V191H149V189H147L146 190V186L147 185H143L144 183H149L150 182V179L148 178V177H152L153 178V176H152V171H149L150 173L149 174H151V175H147V174H145V173H148L147 171H146V168H147V166L149 167V164L151 163V160H152V158L150 159V156L152 157H154L155 156V153H157L158 151V155L156 154V158L154 157V159H155V162H157L156 161V159H158V161H159V158H160V161H159V163L157 162V166L160 164V162H163V160H162V158L163 157H165V155H167L168 153H165V152H167V151H165V147L167 148V145H164V144H166V141H165V143H163V145L164 146H162L161 144L159 145V143H161V142H159L160 140H161V137L162 136H160V137H158V138H160V139H157L156 141H158V142H155L156 144L158 143V146L159 147H157L156 148V146L157 145H155L154 144V146L155 147H153V145L151 144V146H152V148H153V151H152V148H151V152L149 151L148 153H150V154H152V155H149L148 153H146V157H147V155H148V157L146 158L145 157V159H147L146 161H147V163H146V161L143 159L142 160V162L140 161L141 159L140 158H143V156L141 155L140 156V154L141 153H135V149L134 150H132L133 148H131L130 147V145H129V147H128V145L126 144V147H124L125 146V144L123 145V147L125 148V150H124V148L122 147V145H121V143L118 141V137H120V132L122 131V132H124V134L125 135H132V134H134V133H137L138 131L140 132V129L139 130H137L136 128L137 127H139V125L138 124H141V125H143ZM169 123H171L170 125H169ZM195 123H197V125H198V127H197V125H195ZM2 124H3V126H2ZM116 124V125H115ZM120 124V125H119ZM125 124V125H124ZM135 124V125H134ZM28 125V126H27ZM34 125V126H33ZM42 125V126H41ZM68 125V126H67ZM74 125H76V126H74ZM115 125V128L113 127ZM121 125H122V127H121ZM141 125H140V128H141ZM219 125H220V127L223 125L225 128V131H227L228 130V132H226V134H225V131H223L224 129H222V130H220V129H216V128H218L219 127ZM74 126V127H73ZM118 126V127H117ZM137 126V127H136ZM165 128H164V127ZM173 126V127H172ZM195 126V127H194ZM216 126H218V127H216ZM231 126H233V127H231ZM2 127V128H1ZM46 127V128H45ZM55 129H54V128ZM70 127V128H69ZM76 127L79 129H77V131H76ZM120 127H121V129H120ZM126 127V128H125ZM133 127H134V129H133ZM216 127V128H215ZM14 128H16V129H14ZM66 128H68V129H66ZM82 128V129H81ZM85 128V129H84ZM143 129H144V127H142ZM141 128V129H142ZM155 128V129H154ZM160 128V129H159ZM162 128V129H161ZM163 128L165 129L164 130V132L162 133V131H163ZM179 128V129H178ZM211 128V129H210ZM227 128V129H226ZM246 128H248V130L246 129ZM4 129V130H3ZM11 129V130H10ZM48 129V130H47ZM83 129L84 130H86L85 132L83 131ZM114 129V130H113ZM142 129V130H143ZM177 129V130H176ZM181 129V130H180ZM200 129V128H199ZM213 129H216V133L215 134H213ZM234 129H235V131H234ZM13 130V131H12ZM47 130V131H46ZM70 130V131H69ZM81 130H82V132H81ZM108 130V131H107ZM120 130V131H119ZM127 130V131H126ZM176 130V131H175ZM218 130L221 132V134H222V131L224 132V135H223V141L225 140V138L227 139V141H230V142H227V141H225L226 142V145L223 143V141H222V139H221V134L219 135V133L220 132H218ZM238 130V131H237ZM14 131H16L15 132V134H13L14 133ZM131 131V132H130ZM135 131H137V132H135ZM180 131V132H179ZM239 131H241V132H239ZM6 132V133H5ZM10 132V133H9ZM31 132V133H30ZM59 132V133H58ZM105 132V133H104ZM145 132H147V133H145ZM151 133L150 135H154V138L152 137V136H150L149 135V133ZM175 132H179V133H175ZM244 132V133H243ZM246 132H247V134H246ZM259 132H261V134L259 133ZM5 133V134H4ZM29 134L30 133V136L29 135H26V134ZM73 133V134H72ZM79 133H81V135L79 134ZM103 133V134H102ZM169 133V134H168ZM173 134V135H175V136H177V135H179V136H177V137H174V136H172V135H170V134ZM188 133V134H187ZM17 134V135H16ZM23 134H25V136H28L26 139L28 140V138L30 139H32V141H30V140H28L27 142L25 141L26 139L24 138V137H22V136H24ZM48 135V136H43V135ZM65 134V135H64ZM71 134V135H70ZM80 135V136H78L80 139L79 140H77V144H79L80 146H78L77 144H74V143H76L75 141H76V139L75 138H77V136H75V135ZM147 134H148V136H147ZM205 134V135H204ZM37 135V136H36ZM57 135H59V139L57 138ZM84 135V136H83ZM107 135V136H106ZM134 135H136V134H134ZM168 135H170V136H168ZM247 135V136H246ZM263 135V136H262ZM21 138H20V137ZM67 137L66 139L64 138V137ZM225 136H227V137H225ZM231 136H233V137H231ZM237 136L239 137V138H237ZM36 137H38V138H36ZM44 137V138H43ZM156 137V138H155ZM168 137H169V139H168ZM175 139H173V138ZM184 137V138H183ZM225 137V138H224ZM21 139V141H20V139ZM99 138V139H98ZM150 140H149V139ZM153 138V139H152ZM178 138V139H177ZM192 138V139H191ZM200 138H201V140H200ZM215 138H217V137H215ZM23 139H25V140H23ZM61 139H63V140H61ZM70 139V141H71V139H73L72 141H71V143H70V145L71 146H74V145H76V146H78V147H76V146H74V148L76 149V150H78L77 151V153L75 152V149H74V151H72L74 154H72V152L70 153L69 151H70V149L69 148H72L68 143L70 142H68V140ZM74 139H75V141H74ZM148 139V140H147ZM173 139V140H172ZM177 139V140H176ZM184 139H185V141L187 142V144H186V142L184 141ZM189 139V140H188ZM213 139H214V141H213ZM252 139V140H251ZM23 140V141H22ZM34 140V141H33ZM56 140H58V141H60L61 140V143L60 144H58L57 142L58 141H56ZM88 140H90L89 142H88ZM94 142H92V141ZM172 140V141H171ZM231 140H233V141H231ZM240 142H239V141ZM244 140V141H243ZM15 141V142H14ZM79 141H80V143H79ZM83 141V142H82ZM85 141V142H84ZM95 141H97V142H95ZM177 141H179V142H177ZM215 141H217L218 143H219V145L215 142ZM14 142V143H13ZM17 142V143H16ZM21 142L23 143V145L21 144ZM25 142H26V144H25ZM50 142V143H49ZM53 142H55L54 144H53ZM114 142H115V144H114ZM118 142V143H117ZM247 142V143H246ZM261 142V143H260ZM37 143V144H36ZM83 143V144H82ZM137 143V145H134V144H136ZM228 143H229V146H228ZM236 143V144H235ZM241 143V144H240ZM17 144H20V145H22V147H21V150H22V154L21 155H19L18 153L21 151H19V152H17L16 153V151H18L17 150V148H20V146H17L16 147V145ZM25 144V145H24ZM67 144V145H66ZM87 144V145H86ZM95 144V145H94ZM101 144V145H100ZM112 144V145H111ZM193 144H195V145H198V146H196V147H199V150L198 151H196V147L193 145ZM208 144H210V145H208ZM217 144V145H216ZM86 145V146H85ZM98 147H97V146ZM106 145V146H105ZM109 145H111L112 147V149H111V151L109 152V150L107 149L108 148V146ZM115 145V146H114ZM185 145H186V147H185ZM221 145H225V147L223 146V147H221V149L220 150H222V148H226V150L230 147V146H233V147H230L231 148V150H227V151H229L230 153L228 154L227 152H226V150L224 151V149L222 150V151H224V152H221V151H219V150H217V152L216 151H213V150H211L212 149V147L213 148H215V149H218L217 148V146H221ZM245 145V146H244ZM14 146V147H13ZM30 146V147H29ZM100 146H104V148L107 150V152L106 151H104V152H106V153H104L103 151H102V147H101V149H100ZM142 146L144 147L143 149H142ZM200 146H204L205 148L207 147V149H205L204 147H202V148H204V151L206 150H208L210 147V150L208 151V152H210L211 153V156L209 157V155L208 154H204V153H208V152H204V153H202L203 152V149L202 148H200ZM227 146H228V148H227ZM248 146H249V148H248ZM5 147V148H4ZM58 147H59V149H58ZM68 147V148H67ZM84 147V148H83ZM86 147V148H85ZM120 147V148H119ZM164 148V151L162 152L163 153V156H159V153H161V151H162V148ZM182 147V148H181ZM185 147V148H184ZM209 147V148H208ZM240 147H242V148H240ZM13 148H14V150H13ZM37 148V149H36ZM77 148H79V149H77ZM131 148V149H130ZM155 148H156V151H155ZM186 148H190V150L191 151H189L188 152V154H190V157L189 156H187V151H188V149H186ZM220 148V147H219ZM229 148V149H230ZM245 150H244V149ZM248 148V149H247ZM11 149V150H10ZM27 149H28V151H29V155H27L28 154V152H26L27 151ZM64 149H66V150H64ZM73 149H71V150H73ZM93 149V150H92ZM95 149H96V151H97V149H100V151L103 153H101V152H99V151H95ZM105 149H103V150H105ZM109 149H110V147H109ZM185 149L187 150L186 151V157H185V155H184V153H185ZM200 149H202V152L200 151ZM214 149V150H215ZM239 149V150H238ZM33 150V151H32ZM86 150H87V153L88 152H90L91 153V155H88L87 153H85L86 152ZM91 150V151H90ZM247 150V151H246ZM3 151H5V152H3ZM12 151V152H11ZM32 151V152H31ZM84 151V152H83ZM95 151V152H94ZM125 151V152H124ZM138 151H139V149H138ZM138 151H136V152H138ZM199 151L201 152L200 153V155H198L199 154ZM212 151L213 152H215L216 154H214V155H216V156H214L213 154H212ZM234 151V152H233ZM258 151V152H257ZM64 152V153H63ZM67 152H68V154H67ZM94 152V153H93ZM99 152V153H98ZM108 152H109V154H108ZM153 152V153H152ZM155 152V153H154ZM191 152H192V154H191ZM218 152H221V153H226L225 155H223V154H221L220 153V155H218L219 153ZM240 152H241V154H240ZM243 152H245V153H243ZM251 152V153H250ZM255 152V153H254ZM257 152V153H256ZM21 153V152H20ZM71 155H70V154ZM87 155V157L89 158L90 156L91 157H95V158H91V161H90V158H89V160H88V158L84 155ZM96 153H98L97 155H96ZM101 153V154H100ZM182 153H183V155H182ZM193 153H195V154H193ZM198 153V154H197ZM233 153V154H232ZM243 153V154H242ZM248 153H249V155H248ZM252 153H253V155H252ZM262 153V155H260V154ZM4 154H5V156H4ZM56 154V155H55ZM64 154V155H63ZM144 154V153H143ZM154 154V155H153ZM258 154H259V156H258ZM22 155H24V157H21ZM25 155H27L26 157H25ZM62 155H63V157H62ZM100 155V156H99ZM119 157H121V159L120 158H118V156ZM140 156L138 159H139V162H137L136 160H138V159H136V158H134V159H136L135 160V162H136V164H135V162L133 161L134 159L132 158V157H135V156ZM162 155V154H161ZM198 156V158H200L199 156H201V160H199L197 157H195V162H193L192 160H193V157L194 156ZM202 155H206V156H202ZM207 155H208V157L210 158V159H208L207 160V162H206V160L203 158V157H206V159H207ZM239 155H240V157H239ZM252 155V158L250 159V156ZM17 156V157H16ZM99 156V157H98ZM115 156H117V157H115ZM145 156V155H144ZM181 156H183L182 158H181ZM218 156V157H217ZM219 156L222 158V159H224V160H226V161H224V163L222 164H220L219 162H223V160L221 159V158H219ZM229 156V157H228ZM243 158H242V157ZM249 156V157H248ZM260 156H262V158L260 157ZM37 157H39V158H37ZM52 157V158H51ZM86 157V158H85ZM107 157V158H106ZM213 157V158H212ZM12 158V159H11ZM31 160H29V159ZM33 160H32V159ZM61 158H62V160H61ZM73 158V159H72ZM98 158V159H97ZM99 158H101V159H99ZM114 158H116L115 160H113ZM149 158V159H148ZM181 158V159H180ZM187 158H189L188 160H187ZM190 158H191V160H190ZM214 158L216 159V161H214ZM218 158V159H217ZM226 158V159H225ZM227 158H229L228 160H227ZM235 158V159H234ZM245 158H247V159H245ZM3 159H4V161H3ZM27 159V160H26ZM83 159H87L86 160V163H84L85 162V160L83 161ZM92 159H94V160H92ZM102 159H103V162H102ZM106 159H107V161H108V163H106ZM123 159V160H122ZM125 159V160H124ZM184 159V161H183V163L181 162L182 160ZM213 159V160H212ZM219 159L220 160H222V161H219ZM250 159V160H249ZM258 159V160H257ZM260 159H262L261 161H263L261 164H260V162L259 163H257L256 164V166H255V162H252V161H256V162H258ZM10 160V161H9ZM29 160V161H28ZM58 162H57V161ZM71 160H72V162H71ZM95 160H98V161H95ZM122 160V161H121ZM130 160H132L131 162H130ZM150 160V161H149ZM162 160V161H161ZM181 160V161H180ZM186 160V161H185ZM209 160H210V162H211V160H212V162L209 164ZM239 160V161H238ZM242 160V161H241ZM252 160V161H251ZM18 161V162H17ZM33 161H35V162H33ZM83 161V162H82ZM153 162H154V160H152ZM192 161V162H191ZM252 162L251 164L252 165H250V162ZM8 162H10V163H8ZM13 162V163H12ZM22 162H23V166H22ZM74 162V163H73ZM88 162V163H87ZM90 162V163H89ZM96 162H99L98 163V165H95V164H97ZM123 162V163H122ZM124 162H125V164H124ZM134 162V164H133V166H136L137 165V163H139V166L137 165L136 167H138L137 169L138 170H142L141 172H139L138 173V175H141V176H138L137 177V174H135L136 172H137V169L136 168H134V167H131L130 165L132 164ZM141 162V163H140ZM149 162V163H148ZM154 162V163H155ZM185 162V163H184ZM188 162H191V168H189L190 167V164L188 163ZM228 162V165L226 164ZM234 162V165H235V163H238L239 165H240V168H241V170H240V168L239 167H237L236 169H235V167H233L232 166V168H234L235 169V171L234 172H236V175L238 176H236V175H234V172H233V169H232V171L231 172H233L232 174H233V176H231V174L229 175V173L230 172H227V173H225V171L227 170L228 171V166H230V168H231V165H232V163ZM4 163V164H3ZM7 163V164H6ZM31 163V164H30ZM46 163V164H45ZM84 165V164H87V166L86 165H82V164ZM94 165H93V164ZM102 163V164H101ZM106 163V164H105ZM115 163V164H114ZM130 164V165H128V164ZM154 163H153V165H152V163L150 164V166L152 165V166H154ZM173 163H176V166H177V168H176V166L173 164ZM179 163H182V166H181V168H179L180 166H178V164ZM187 163L189 164V166H185V165H187ZM247 163H249V164H247ZM3 164V165H2ZM12 164H14V165H12ZM41 164V165H40ZM74 164H76V166L74 165ZM79 166H78V165ZM118 164V165H117ZM124 165L125 167L127 166L129 169H126L125 167H123L122 165ZM127 164V165H126ZM148 164V165H147ZM156 164V163H155ZM212 164H213V166H212ZM221 166H220V165ZM224 164H226L227 166H225ZM238 164H236V165H238ZM244 164V165H243ZM260 164V166H261V168H260V166H258L257 167V165H259ZM1 165H2V167H1ZM12 167H11V166ZM20 167H19V166ZM33 165H35V166H33ZM38 165H40V166H38ZM73 165H74V167H73ZM82 165V166H81ZM102 165H104L103 167H102ZM108 165L110 166V168L111 169H109V167H108ZM113 165H115V166H113ZM180 165V164H179ZM204 165V166H203ZM209 165V166H208ZM242 165H243V167H242ZM246 165V166H245ZM248 165H250V166H248ZM4 166V167H3ZM15 166V167H14ZM24 166H26V167H24ZM85 166L87 167V168H85ZM88 166H89V168H90V170H89V168H88ZM93 166H95V169L93 168ZM97 166V167H96ZM99 166H100V168H99ZM106 166V167H105ZM156 166V165H155ZM154 166V167H155ZM167 166V167H168ZM208 166V167H207ZM247 167L248 168V170H246V168L245 167ZM263 166V167H262ZM23 167V169H24V173H23V170H20L19 171V169H21ZM29 167V168H28ZM34 167V168H33ZM37 167V168H36ZM47 167V168H46ZM49 167V168H48ZM56 167V168H55ZM76 167V168H75ZM78 167V168H77ZM83 167V168H82ZM153 167V168H154ZM207 169H206V168ZM211 167V168H210ZM33 170H32V169ZM81 168V169H80ZM98 168V169H97ZM104 168V169H103ZM125 168V169H124ZM174 168V169H173ZM182 168H184V171H183V169ZM187 168V169H186ZM210 168V169H209ZM227 168V169H226ZM230 168H229V171H230ZM243 168H245V169H243ZM13 169H14V171H13ZM49 169H51V171L49 170ZM53 169V170H52ZM61 169H63V170H61ZM80 169V170H79ZM85 169V170H84ZM87 169L89 170V171H87ZM93 169V170H92ZM102 169H103V171H102ZM112 169H114V171L112 170ZM135 169V170H134ZM150 168H148V170H149ZM151 169H152V167H151ZM150 169V170H151ZM172 170V171H170V170ZM181 169H182V172L185 174V175H187V174H189V176L187 175V176H185L184 174V178H183V175H181V174H179V173H182L181 172ZM211 170V172L209 171V170ZM223 169V170H222ZM242 169H243V173L242 174H245V175H243V177L240 179L239 178V176H241V172H242ZM18 170V171H17ZM127 170V171H126ZM129 170H130V174H132L131 176H134V177H132L134 180H135V178L137 177V180L136 181H134L133 179L130 181V183H132V185L134 186H136V188H140L141 189V187L143 188V191H145V194H144V192H142V191H140V193L138 192L140 189H136L135 187L134 188H132L131 187V185H130V183H127L130 179H131V177L129 178V176H130V174H128L129 173ZM134 170V171H133ZM153 170V169H152ZM187 170H191L190 172L189 171H187ZM192 170L193 171H200V172H196L195 174L192 172ZM207 170V171H206ZM246 170V172H244ZM26 171V172H25ZM30 171H31V174H30ZM77 171V172H76ZM83 171V172H82ZM87 171V172H86ZM102 171V172H101ZM110 171V172H109ZM168 171H170V172H168ZM187 171V172H186ZM204 173H202V172ZM205 171V172H204ZM209 171V172H208ZM222 171H223V174H221L222 173ZM241 171V172H240ZM6 172H8V174H6ZM13 172V173H12ZM20 172V173H19ZM114 172V173H113ZM135 172V173H134ZM177 172H178V174H179V176H182L181 178L178 176V174H177ZM215 174H214V173ZM15 173V174H14ZM17 173L18 174H21V175H17ZM36 173H38V174H36ZM82 173V174H81ZM88 173V177H87V175L85 176V174H87ZM125 173V174H124ZM126 173H127V176H126ZM200 173V174H199ZM213 173V174H212ZM23 174V175H22ZM99 174H101V175H99ZM103 174V175H102ZM112 174V175H111ZM120 174V175H119ZM193 174L195 175V177L193 178ZM198 174V175H197ZM202 174V175H201ZM250 174V175H249ZM5 175H7L6 177H4ZM36 177H35V176ZM75 175V176H74ZM106 175V176H105ZM170 175V176H169ZM226 175V176H225ZM261 175V174H260ZM261 175V176H262ZM13 176V177H12ZM18 176H20L19 178H18ZM64 176V177H63ZM77 176L81 179H78L77 178ZM142 176H143V178L144 179H142ZM174 176L178 179V177H179V181L176 179V178H174ZM178 176V177H177ZM227 176H230L231 178H234L235 176V178H239L240 180H241V182L240 181H238V182H240L241 183V185L243 184V189H250L251 188V190H250V192H248V193H246L245 192V190H244V192H245V194H249V193H251V191L253 190V193L252 194H249L248 196H251L252 195V198H249L248 196H246V195H243L244 193H243V190H242V186L240 187V192H242L241 194L239 193V191L237 192V191H235L237 194H238V196H239V198L238 199H242L241 200V202L240 203H242V201H243V203H244V199H245V197H248L249 198V202H251V200H255V201H253L254 202V204L251 206V204L248 202V200H246V202H248V204H249V207L247 206L248 204L245 202L243 205H246V206H244L245 207V211L248 209V208H250V206H251V210H253V208H254V211H251L250 209H248V211H247V213H245V215L243 216L242 215V212H241V215L243 216V218H242V216H240L241 217V219L239 220L238 218H240V217H238L239 215H240V212L239 211H242V209H239V213L236 211V210H238L237 209V206H239V205H241L240 203H238L237 204V206H236V202H235V205H233V203L234 202H232L233 200H235L237 197H235V196H237V195H234L233 196V200L232 199H230V196L232 197V195H231V193H229V195H227V202L226 203H229V204H226L227 206L228 205H230V209H229V211L227 212V210L226 209H220L221 211H225V212H227V214H225V212H221V211H219L218 209V211L219 212H217V210H216V208L217 207H223V205H224V202L226 201V200H224V198H223V196H222V193H220V192H223V189L225 188V186H221V184L222 185H224V184H227L228 185V183H227V181L229 182V185H231V186H234L233 184H235L234 182H237L236 181V179L234 180V182H233V184L231 183L230 184V180H228V179H230V177H227ZM249 176V177H248ZM16 177V178H15ZM27 177H30V179L28 180V178ZM66 177V178H65ZM70 177V178H69ZM95 177V178H94ZM100 177V178H99ZM150 177V178H151ZM198 177V178H197ZM226 177H227V179H226ZM260 177V178H259ZM1 178H3V179H1ZM5 178H8L7 180H6V182H5ZM13 178V179H12ZM22 178V179H21ZM74 178H76V179H78V180H74ZM88 178V179H87ZM105 180H104V179ZM112 178H114V179H116V181H111V179ZM120 178V180L118 181V179ZM140 178H141V180H140ZM145 178H148V180L147 179H145ZM151 178V179H152ZM199 178L201 179V180H199ZM225 180H224V179ZM98 179H101V180H98ZM129 179V180H128ZM138 179H139V181H138ZM223 179V180H222ZM239 179H237V180H239ZM242 179H243V183H242ZM9 180V181H8ZM16 180V181H15ZM65 180H67V181H65ZM85 180V181H84ZM127 181L126 182V184H124L123 185V183H125L124 181ZM143 180H144V182H143ZM148 181V182H145V181ZM185 180V181H184ZM210 181L209 183H208V181ZM4 181V182H3ZM9 183H8V182ZM11 181H15V182H11ZM29 181V182H28ZM65 181V182H64ZM74 181V182H73ZM91 181V182H90ZM102 181V182H101ZM181 181V182H180ZM199 181V182H198ZM255 181H257V182H255ZM62 182H64V183H62ZM87 182V183H86ZM94 182L96 183V185L98 184V186H96V185H94ZM97 182H99V183H97ZM111 182L112 183V185L114 186L115 184H116V186H111V188L108 186L109 185V183ZM133 182L135 183V184H133ZM221 184H220V183ZM231 182H232V179H231ZM244 182H246V183H244ZM13 183H16V185L15 184H13ZM42 183V184H41ZM52 183V184H51ZM66 183V184H65ZM78 184V185H76V184ZM93 183V185L95 186H90V184H92ZM100 183H102V184H100ZM104 183V184H103ZM110 183V184H111ZM115 183V184H114ZM159 183V182H158ZM172 183V184H171ZM195 183V184H194ZM203 185H202V184ZM256 183V184H255ZM5 184H7L8 185V189H7V185H5ZM13 186H12V185ZM18 184H20L19 186H18ZM27 184H29V185H27ZM37 184V185H36ZM61 184V185H60ZM65 184V185H64ZM89 184V185H88ZM100 184V185H99ZM118 184H122V185H119V187H117L118 186ZM142 186H141V185ZM160 184V183H159ZM214 184V185H213ZM220 184V185H219ZM4 185V186H3ZM36 185V186H35ZM63 185V186H62ZM75 185H76V187H79L78 189L75 187ZM82 185V186H81ZM86 185H88V186H86ZM106 185H107V187H106ZM126 185H127V187H130L129 189L132 191L133 189H135L134 191H135V193L137 194H139V195H132V196H134V198H135V196H136V198L135 199H133L130 195H131V193L132 192H134V191H132V192H129V191H127L126 189H127V187H126ZM138 185L140 186V187H138ZM167 185V186H166ZM173 185L176 187V190H178V189H181V191H183V193L184 194H181L180 193V190H178L179 191V193H178V191L176 192L175 191V188L173 187ZM202 185V186H201ZM213 185V186H212ZM259 185V186H258ZM9 186H11V187H9ZM83 186H84V188H83ZM85 186H86V188H85ZM102 188H101V187ZM105 186V187H104ZM160 186V187H159ZM169 186V187H168ZM197 187V189L198 190H205L206 188H207V191H205V192H207L206 194L208 195V193L210 194V193H215V195H216V193H218L219 192V195H220V197H222V199L223 200H221V199H219V195L217 194V198L215 197V195H213L212 196V194H210V196L211 197H214L215 199H216V201H215V203L213 202V205L214 204H216V205H214V207H212L213 205H212V203L209 201V200H211V199H209V197L210 196H208V197H206V195H205V193L201 190V192H202V194L200 195V200L203 198L202 196H205L206 198H208V200H207V202L206 203H208V201H209V203H211V204H207V206L209 207H207V206H205V204L203 203L202 204V202L200 203V204H198V203H196L195 202V193H197V195L200 193L198 190H196L195 191V189H196V187ZM211 188H210V187ZM236 186H238L237 184H236ZM259 188H258V187ZM25 187H27V188H25ZM30 187V188H29ZM33 187V188H32ZM90 187H92V189L90 188ZM109 187V188H108ZM113 187V188H112ZM124 187V188H123ZM146 187V188H145ZM193 187H195L194 188V191H192L191 189H193ZM206 187V188H205ZM209 187V188H208ZM219 187L220 189H221V191H217V188ZM224 187V188H223ZM230 187V186H229ZM248 187V188H247ZM257 187V188H256ZM17 189V190H15V189ZM29 188V189H28ZM80 188H83V189H80ZM89 188V190L91 189V191H88L87 189ZM99 188V190H98V193H97V189ZM120 188V189H119ZM121 188H123V189H121ZM174 188V189H173ZM200 188V189H199ZM203 188H205V189H203ZM227 188V187H226ZM225 188V189H226ZM238 188V187H237ZM264 188V187H263ZM262 188V189H263ZM22 190V191H24V193H22V191H20V190ZM25 189H28V190H25ZM31 189V190H30ZM34 189V190H33ZM56 189L59 191V192H57L56 191ZM60 189V190H59ZM93 189H95L96 191H93ZM100 189L102 190V192H100ZM103 189H106V190H103ZM169 189V190H168ZM184 189H185V191H184ZM186 189H188L187 191V193H186ZM213 189V190H212ZM229 189H231V188H227L226 189V192L228 193V192H230V191H227V190H229ZM255 189V190H254ZM258 191H257V190ZM14 190H15V192H14ZM30 190V191H29ZM63 190H65V191H63ZM75 192H74V191ZM79 190H80V193H79ZM84 190V191H83ZM85 190H87V191H85ZM110 190H113L114 191V193L113 194H110V195H108L111 191ZM126 190V193L127 194H125V192H122V191H125ZM168 190V191H167ZM192 191V192H190V191ZM232 191H233V189H231ZM242 190V191H241ZM13 191V192H12ZM17 191V192H16ZM20 191V192H19ZM33 191V192H32ZM69 191V192H68ZM73 191V192H72ZM78 193H77V192ZM115 191H117V192H115ZM137 191V192H136ZM159 191V190H158ZM27 192H28V195H27ZM65 192V193H64ZM69 194H68V193ZM82 192H83V194H82ZM89 193V195H88V193ZM150 192H151V194H150ZM194 192V193H193ZM199 192V193H198ZM255 192V193H254ZM3 193V194H2ZM18 193H22L21 194V196H20V194H18ZM33 193V194H32ZM60 193L62 194V195H60ZM73 193H75V195L73 194ZM117 193V194H116ZM123 193V194H122ZM128 193H130V194H128ZM144 194V196H146L147 197V193H148V195H149V197H144L143 196V194ZM175 193V195H172V194H174ZM190 193H193V194H190ZM227 193H225V191H224V194H227ZM68 194V195H67ZM76 194H78V195H76ZM119 194V195H118ZM120 194H122V196L123 197H120ZM133 194V193H132ZM178 194H179V196H178ZM188 194H189V196H188ZM223 194V195H224ZM232 194H235L234 192L232 193ZM254 194V195H253ZM14 195V196H13ZM27 195V196H26ZM69 195H70V197H69ZM82 195V196H81ZM85 195H86V197H85ZM91 195V196H90ZM128 195H129V197H128ZM140 195H141V197L143 198H141L140 197ZM171 195H172V197L173 196H176V199L175 200H178V197H180L179 198V201H181L182 202V200H184L183 201V203H185L184 205H185V209L187 208V207H189V206H187L186 207V203H188V197H190L191 195H192V197L191 198H189V201H191V199L193 198V195H194V200H192V202L194 203H191L190 202V206L192 207V208H194V209H192L191 207H190V209H192L191 211H190V209L189 208H187L189 211H190V213H192L193 211H194V213L191 215V216H193L194 215V217H195V220H194V218L193 217H191L190 215H189V217H191V219H192V221L194 220V221H196V222H192L191 221V223L192 224H190V226H188L189 225V223H190V219L188 218V217H186V215H188L189 214V211H188V213L187 214H185L184 215V213H185V211L186 210H184V213H183V211H180V210H182V207L179 205V203L177 202V201H175L172 197H171ZM182 195H184V199H182V197L181 196ZM17 196H18V198H17ZM73 196V197H72ZM110 196H112L113 197V199H112V197H110ZM115 196H117V197H120L121 199L123 198V199H126V200H124V201H126V202H124V204L123 203H121V199L119 198H117V197H115ZM165 196V197H164ZM226 195H224V197H225ZM242 196V197H241ZM9 199H8V198ZM10 197H11V199L12 200H14V201H11V199H10ZM15 197V198H14ZM88 197H91V199L90 198H88ZM127 197V198H126ZM139 197H140V199H139ZM199 197V195L196 197V200H197V198ZM210 197V198H211ZM244 197V198H243ZM22 198H24L23 200H22ZM131 198V199H130ZM147 199V201L146 202H148V201H150V202H153V206H156V208L158 209L157 211H160V213L161 212H164V210H165V208L166 207H168V205L169 204H171V200H172V202L174 203V201H175V203H174V205H175V211H178V207L180 206L181 208H179L180 210H179V212H180V214L178 213V212H175V213H177L176 214V216L174 215V218H172L173 216H170V219H169V211H171V210H166V213H161L160 215H162L159 219L156 217H154L155 215V213L157 212L156 211V209H155V211L153 210V208H151V207H149L150 206V202H148V203H150V204H148V203H146L145 202V200ZM148 198L150 199V200H148ZM170 200H169V199ZM213 198V199H214ZM5 199L10 203V205L8 204V202L7 201H5ZM21 200V201H16V200ZM27 199V200H26ZM60 199V200H59ZM73 199H74V201H73ZM77 199V200H76ZM115 199V200H114ZM130 199V200H129ZM139 199V200H138ZM217 199H219V200H217ZM228 199H229V202H228ZM238 199H236V200H238ZM83 200H85V201H83ZM109 200V201H108ZM118 200H119V202H118ZM129 200V201H128ZM140 200H142V201H140ZM143 200H144V202H145V204L143 205L142 204V202H143ZM174 200V201H173ZM221 200V201H220ZM230 200H232L231 201V203H230ZM240 200H238V202L240 201ZM25 201V202H24ZM76 201V202H75ZM102 201H104V203L102 202ZM106 201H108V202H106ZM114 204V206H113V204H111V202ZM186 201V202H185ZM197 201H199V200H197ZM203 201H206V200H203ZM211 201H213V200H211ZM219 201V202H218ZM263 203H262V202ZM14 202H16V206L14 205ZM24 202V203H23ZM85 202V203H84ZM98 202V203H97ZM122 202H123V200H122ZM133 202H135L134 204H133ZM138 202H140V204L138 203ZM143 202V203H144ZM165 202H166V207H165ZM169 202V203H168ZM5 203H7V204H5ZM13 203V204H12ZM19 203V204H18ZM90 203V204H89ZM102 204V205H100V208L97 206L98 204ZM120 205H119V204ZM177 203H178V205L179 206H177ZM183 203H180L181 205H183ZM262 203V204H261ZM4 204V205H3ZM75 204V205H74ZM84 204V205H83ZM113 206V207H111V205ZM126 204V205H125ZM141 204H142V206H141ZM192 204V205H191ZM199 206H198V205ZM94 205L96 206V209L97 208H99L100 210H102V208H103V214L102 213H100V214H102V215H104V212H105V215H104V219H109V221L111 222L110 224L111 225H109V221H107V220H105V222L103 221L104 219H103V217L102 216H100L101 218H99V219H102V223L104 222V228L102 229V224L100 225L99 223V225L101 226V228H100V226H99V230H98V224L96 225V223H97V221H99L100 222V220L98 219L97 220V217H96V213L97 212H100V210H98V211H94L95 210V207H94ZM110 205V206H109ZM116 205V206H115ZM118 205H119V207H118ZM122 205H124L123 207H122ZM129 205V206H128ZM136 205V206H135ZM145 205H147V206H145ZM149 205V206H148ZM189 205V204H188ZM193 205H195V207H193ZM204 205V206H203ZM210 205H211V207H210ZM231 205L233 206V207H231ZM7 206L9 207V208H7ZM15 206V207H14ZM53 206V207H52ZM75 208H74V207ZM93 206V207H92ZM126 206V207H125ZM132 206H133V208H132ZM163 207V208H160V207ZM201 206H202V208H201ZM227 206L225 207V205H224V207L225 208H227ZM260 206V207H259ZM4 207V208H3ZM14 208V210H13V208ZM40 207H42V209H40ZM78 207V208H77ZM80 207V208H79ZM107 207V208H106ZM108 207L110 208L111 207V209H112V211L110 210V209H108ZM131 207V208H130ZM142 207V208H141ZM144 207V208H143ZM177 207V208H176ZM205 207V208H204ZM229 207V206H228ZM243 207V206H242ZM90 208H92V209H90L91 210V212H92V210H93V212H92V214L94 213V217H96V222L94 221V217H92L91 215V213H90V210L89 209ZM124 210H123V209ZM138 208V209H137ZM146 208V209H145ZM151 208V209H150ZM169 208V207H168ZM208 208V209H207ZM233 208V209H232ZM247 208V209H246ZM262 208H264V205L262 206ZM261 208V209H262ZM5 209H7V211L5 210ZM10 209V210H9ZM63 209V210H62ZM68 209V210H67ZM76 209H77V211H76ZM113 209H115L116 210V212L113 210ZM126 209V210H125ZM130 209V210H129ZM141 209V210H140ZM144 209V210H143ZM163 209V211H161ZM170 209H171V205H170ZM177 209V210H176ZM244 209V208H243ZM38 210V211H37ZM56 210V211H55ZM110 210V211H109ZM121 210V211H120ZM199 210V211H198ZM207 210V211H206ZM211 210V211H210ZM11 211L13 212V213H11ZM44 211V212H43ZM68 211V212H67ZM81 211V212H80ZM114 211V212H113ZM118 211L119 212H121V213H118ZM124 211V212H123ZM128 211L131 213V215H132V217H131V215H130V213H128ZM172 211H173V209H172ZM171 211V212H172ZM204 212V214H201V213H203ZM205 211H206V213H208V215L205 213ZM214 213H213V212ZM3 212V213H2ZM9 214H8V213ZM40 212V215H38L37 213H39ZM43 212V213H42ZM45 212H46V214H45ZM59 214H58V213ZM107 212H109V214L107 213ZM111 212V213H110ZM112 212H113V214H112ZM126 215L127 213L129 214V216L130 217H128L127 215L125 216V215H123V220H125L126 219V217H128L127 218V220H125L126 221V223L125 222H123V221H120V220H118L119 219V216L121 215V217L120 218H122V214L123 213ZM127 212V213H126ZM155 212V213H154ZM168 212V213H167ZM212 212V213H211ZM230 212V213H229ZM250 212H251V214L252 215H250ZM254 212L255 213H257V212H259L260 214H258L257 213V215H256V217L254 216ZM86 213V214H85ZM115 213H116V215H118V216H114L115 215ZM141 213V214H140ZM157 213H159V212H157ZM172 213H174V211L172 212ZM172 213H170V215L172 214ZM197 213V214H196ZM210 213H211V215H210ZM80 214V215H79ZM84 214V215H83ZM99 213H97V215H100ZM108 214V216H106ZM111 214H112V217H111ZM120 214V215H119ZM179 214V215H178ZM236 214H238L237 216H236ZM243 214H244V212H243ZM249 216V218H251V220L248 218L247 219V215ZM2 215V216H1ZM6 215V216H5ZM9 215V216H8ZM57 215H59V216H57ZM72 215V216H71ZM89 215H90V217H89ZM154 215V216H153ZM157 215V214H156ZM159 215V214H158ZM157 215V216H158ZM184 215V216H183ZM207 215V216H206ZM44 218V222L42 221L43 220V218ZM54 216V217H53ZM66 216V218H64V217ZM69 216H71V217H69ZM84 216V217H83ZM134 216V217H133ZM145 216V217H144ZM149 216V217H148ZM181 217L180 219H178L179 217ZM183 216V217H182ZM197 216V217H196ZM217 218H216V217ZM227 216V217H226ZM262 216V217H261ZM26 217V218H25ZM58 217H60V218H58ZM73 217H75L74 219H73ZM86 217H89L92 221H89L88 219L89 218H86ZM99 217V216H98ZM109 217V218H108ZM140 217V218H139ZM143 217L145 218V219H143ZM151 217L153 218L154 217V220H152L151 219ZM159 217V216H158ZM215 217V218H214ZM225 217V218H224ZM244 217L246 218V219H244ZM252 217H253V220H252ZM257 217H261V219H259V218H257ZM33 218V219H32ZM37 218V219H36ZM58 218V219H57ZM83 218V219H82ZM112 218V219H111ZM132 218H134V219H132ZM149 218V219H148ZM186 218L188 219L187 221H188V223L187 224H184L183 222L185 221V223H186ZM228 218V219H227ZM29 219H32V220H30L29 221ZM59 219H60V221H59ZM64 219V220H63ZM65 219H66V223H65ZM111 219V220H110ZM129 219V220H128ZM142 219H143V221H142ZM151 219V220H150ZM156 219H158L157 221H156ZM169 219V220H168ZM174 219V220H173ZM177 219V220H176ZM221 219V220H222ZM231 219V220H230ZM235 219V220H234ZM254 219L257 221V219H258V221L257 222H259V220H260V222L258 223L259 225H260V230L259 231H257V232H255L256 231V229L258 230V228H256L255 229V226L256 227H258L257 225H255L257 222L255 221L254 222ZM39 220V221H38ZM71 220V221H70ZM81 220H82V222L83 223H80L81 222ZM136 220V221H135ZM166 220V221H165ZM172 220V221H171ZM204 220V221H205ZM236 220H238V221H236ZM245 220H247V222H248V224H247V222L245 221ZM262 220V221H261ZM32 221V222H31ZM63 221V222H62ZM94 221V222H93ZM117 221V222H116ZM153 221V222H152ZM176 221H177V223H176ZM200 222V223H198V222ZM243 222V224L241 223H238V222ZM245 221V222H244ZM249 221L250 222H254L253 224L255 225V226H253L252 225V223L249 225ZM18 222H20V223H18ZM61 224H60V223ZM68 222H69V224H68ZM82 225H85V226H83L82 225V228H83V230L81 229V225H79L78 226V224L79 223ZM128 222V223H127ZM129 222H130V224H129ZM137 222H139V223H137ZM141 222V223H140ZM148 222H150L149 224H148ZM151 222L153 223V225L151 224ZM167 223V222H170L169 223V225L168 224H166L167 226H168V228H167V226L166 227H164L165 225H162L163 223ZM175 224H174V223ZM206 222V223H207ZM225 222H226V224H225ZM234 222H236V223H238V225L237 224H233ZM2 223H3V225H2ZM32 223H36V224H32ZM86 223V224H85ZM87 223H89V224H91V227H90V225H88L87 226ZM121 223H123V226H122V224ZM136 223H137V225H136ZM145 223H147V224H145ZM157 223H158V227H157V230L158 231H160L161 229L160 228H162L161 226H163V228H165L166 230H161V232L162 233H157V231H156V233H157V235L155 234V233H153V234H155V238H153V240H157L158 239V237H159V239H160V236L162 237L163 236V238H161V239H165V237L166 236H169L170 234V231L172 230V232H171V236L173 237H171V236H169V237H171L172 238V240H174V241H172V242H174V244H170V246L172 247V246H174V247H172V249L170 248V250H169V248H167L166 250V252H164L163 253V251H165V245L163 246V243L161 244V241H163V240H157V241H159V242H157V243H153L154 245H150L149 246V244H152V242H153V240L150 242V240L152 239V237H154L153 235H152V233L151 232H155V231H153V229H155V228H153V226H154V224L157 226ZM197 223V224H196ZM247 225V226H245L246 227V229H244V228H242L241 226H244L245 224ZM47 225V226H45V225ZM72 224V225H71ZM115 224V225H114ZM128 224V225H127ZM139 224V225H138ZM143 224H145V226H147L146 227V230L145 229H143L145 226L143 225ZM152 225L151 227H152V229H151V227L149 226V225ZM240 224V225H239ZM24 225V226H23ZM40 225H43V226H40ZM66 225H67V227H66ZM96 225V226H95ZM171 225V226H170ZM175 227H174V226ZM183 225V226H182ZM189 227V229H188V227ZM227 225V226H226ZM237 225V226H236ZM6 226H9V227H7V229L5 228ZM26 226V227H25ZM36 226L38 227V228H36ZM58 228H57V227ZM64 226V227H63ZM71 226V227H70ZM122 226V227H121ZM132 226V227H131ZM138 226V227H137ZM233 226V227H232ZM235 226V227H234ZM23 229H22V228ZM32 227H34V228H32ZM43 227V228H42ZM48 227V228H47ZM55 227V228H54ZM70 229H69V228ZM76 227V228H75ZM85 227H90V229H92V230H94V232L95 231H97V232H95V233H99L97 236H98V238L97 237H94V238H96L95 240L93 239V237L92 236H94V235H96L94 232H92V231H90V229H86ZM108 227H110V228H108V232L106 231V229ZM113 227H114V229L115 230H112L113 229ZM127 227V228H126ZM137 227V228H136ZM150 227V230L149 231H147V228H149ZM172 227H174V228H172ZM179 227V228H178ZM221 228V231H222V237H221V234H220V228ZM230 227H231V229H232V233H231V229H230ZM12 228V229H11ZM42 228V229H41ZM57 228V229H56ZM60 228H62V229H60ZM67 228H68V230H67ZM73 228V229H72ZM134 228H136L135 230H134ZM171 228V229H170ZM180 229L181 231H180V233H179V231H178V229ZM185 228H187V232L189 231V232H191V233H189V234H191V236L188 234L187 236H185L187 233H185L186 231H185ZM249 228H251L252 229V231H249V230H247V229H249ZM254 228V229H253ZM59 229V230H58ZM85 229V230H84ZM174 229V230H173ZM235 229V230H234ZM250 229V230H251ZM14 230H16V232L14 231ZM50 230H52V231H50ZM55 230V231H54ZM63 230V231H62ZM65 230H67V231H65ZM70 230L72 231V230H74V232L72 233V235H71V232H70ZM78 230H79V232H78ZM86 231V233H84V232H82V231ZM122 230V231H121ZM134 230V231H133ZM144 230V231H143ZM247 230V231H246ZM255 230V231H254ZM3 231H4V233H3ZM14 232V235H13V232ZM22 231V232H21ZM31 231H33V232H31ZM89 231L91 232L90 234H91V237H92V239H91V237H90V240H88V239H86V237H87V232H88V234H89ZM111 231V232H110ZM114 231V232H113ZM125 231V232H124ZM131 231V232H130ZM138 231V232H137ZM146 231H147V235H149V237L148 238H150V240H149V242H148V238H147V235H146ZM167 231V233H168V231H169V233L167 234V235H165V232ZM194 231H195V229H194ZM237 231V230H236ZM235 231V232H236ZM51 232H52V234L53 235H51ZM63 232V233H62ZM66 232H68L67 233V235H66ZM70 232V233H69ZM78 232V233H77ZM102 232V233H101ZM104 232H107L106 234L104 233ZM113 232V233H112ZM150 234H149V233ZM241 232V233H240ZM250 232H252V233H254L255 232V234H253L252 235V233H250ZM16 233V234H15ZM22 233V234H21ZM32 233H34V234H32ZM76 235H75V234ZM92 233L94 234V235H92ZM114 233H115V236H114ZM123 233V234H122ZM176 234V236L174 237L173 235H175ZM226 233H228V235H226ZM262 235V237L260 238L259 236H261L260 234ZM3 234V235H2ZM46 234V236H44ZM50 234V235H49ZM65 234V235H64ZM76 236H74V235ZM78 234V235H77ZM82 234H84V235H86V237L84 236V235H82ZM90 234L88 235V237L90 236ZM103 234H104V236H103ZM118 234H121L120 236H118ZM125 234V236H122V235H124ZM129 234H131V235H129ZM137 234V235H138ZM180 234V235H179ZM225 234V235H224ZM240 234V235H239ZM257 234H259V236H257ZM106 235V236H105ZM152 235V236H151ZM158 235H160V236H158ZM219 235H220V238H219ZM15 236V237H14ZM27 236V237H26ZM53 236V237H52ZM66 236V237H65ZM72 236L73 237H75V239L73 240V238H72ZM79 236H81V239L79 238ZM84 236V237H83ZM130 236V237H129ZM188 236H190L189 238H188ZM225 236V237H224ZM3 237V238H2ZM11 237V238H10ZM17 237H18V239H17ZM30 237V238H29ZM52 239H51V238ZM58 237V238H57ZM79 238V240H78V238ZM99 237H100V239H99ZM224 237V238H223ZM237 237H238V240H236L237 239ZM13 238V239H12ZM26 238V239H25ZM54 238V239H53ZM76 238H77V241H76ZM85 238V239H84ZM106 238V239H105ZM126 238V239H127ZM177 238V239H176ZM185 238H186V240L187 241H185ZM218 238V239H217ZM263 238V239H262ZM23 239V240H22ZM29 239V240H28ZM57 239V240H56ZM59 239V240H58ZM66 239V240H65ZM106 241H105V240ZM138 239H139V235H138ZM138 239H137V241H138ZM219 240L218 242H216L217 240ZM2 240V241H1ZM14 240V241H13ZM17 240H19V241H17ZM70 240V241H69ZM86 240H88L87 241V243H86ZM94 240V241H93ZM103 240V241H102ZM110 240V241H109ZM155 240V241H156ZM175 240H177L176 242H175ZM216 240V241H215ZM8 241V242H7ZM17 241V242H16ZM20 241H22V243H23V245H21L22 243L20 242ZM24 241V242H23ZM55 242L54 244H55V247H53L54 245H53V242ZM67 241V242H66ZM99 242L98 244L97 243H95V242ZM101 241V242H100ZM121 241V240H120ZM119 241V242H120ZM129 241V242H128ZM10 242V243H9ZM29 242H30V244H29ZM45 242V243H44ZM60 242V243H59ZM73 242V243H72ZM78 242V243H77ZM116 242H114L115 243V245H114V247H117V248H115V250L112 252V253H114V255L115 254H117L118 252H119V247H120V244L123 246V242H121L120 244H119V242L117 243L118 244V246L116 245ZM164 242V241H163ZM171 242V243H172ZM179 242H181V244L179 243ZM242 242V243H241ZM15 245H14V244ZM26 243V244H25ZM43 243V244H42ZM57 243V244H56ZM91 243V244H90ZM107 245H106V244ZM132 244V247H130L131 245H126V244ZM139 243V242H138ZM184 243V244H183ZM225 243L223 244L224 246H225ZM13 244V245H12ZM20 244V245H19ZM27 244H29V245H27ZM46 244V245H45ZM51 244V245H50ZM64 244H65V246H64ZM70 244H71V246H70ZM106 245L107 247V249L108 250H105V247H104V250L105 251H103V248H101L102 246L101 245ZM110 244V243H109ZM112 244V243H111ZM134 244V245H135ZM141 244H142V247H141ZM143 244H144V246H143ZM161 246L162 245V247L160 248L159 247V245ZM19 245V246H18ZM31 245V246H30ZM44 245V246H43ZM69 245V246H68ZM86 245H88L87 247H89L88 248V250H87V248H86ZM103 245V246H104ZM113 245V244H112ZM112 245H110V248H112L113 246ZM137 245H139V246H137ZM158 245V246H157ZM222 245V244H221ZM222 245V246H223ZM11 246H13V247H11ZM15 246V247H14ZM28 246H30V247H28ZM78 246V247H77ZM100 246V248L98 249H95V247H99ZM112 246V247H111ZM121 246V247H122ZM180 246H181V248H180ZM202 246H203V248H204V245L203 244H195V246H194V249H196L197 247L199 248V249H196L195 251L197 252V250H202ZM222 247V248H227V247ZM229 246V245H228ZM236 246V247H235ZM242 246V247H241ZM262 246V247H261ZM64 247H66V248H64ZM113 247V248H114ZM144 247V248H143ZM145 247H147V248H149V252L147 251V250H145L146 248ZM152 247V248H151ZM160 249H159V248ZM218 247V246H217ZM231 247H234V248H232L231 249ZM13 248V249H12ZM55 248V249H54ZM131 248H133V249H131ZM136 248V249H135ZM177 248V249H176ZM218 248H221V246L220 247H218ZM247 248V249H246ZM2 249H3V251H2ZM11 249V250H10ZM67 249V250H66ZM69 249V250H68ZM86 249V250H85ZM95 249L96 251L98 250V252H96V251H94L93 252V250ZM100 249H102V251L100 250ZM121 249V248H120ZM122 249H123V247H122ZM129 249H131V250H129ZM162 249V250H161ZM164 249V250H163ZM173 249H174V251H173ZM184 249V250H183ZM227 249H229V248H227ZM254 249V250H253ZM32 253V254H30V255H28V253H29V251ZM60 250V251H59ZM76 250V251H75ZM100 250V251H99ZM112 250V249H111ZM116 250H118V252L117 253H115L116 252ZM134 251V255L135 256H132L131 255V253H133V251ZM144 250L146 251V253H144ZM152 250V251H153ZM160 250V251H159ZM244 250V251H243ZM8 251H9V253H8ZM55 251V252H54ZM58 251H59V254H58ZM83 251V252H82ZM89 251V252H88ZM131 253H130V252ZM137 251V252H136ZM151 251V252H152ZM153 251V252H154ZM162 251V252H161ZM168 251H170L171 253L170 254H168V256H167V253H168ZM180 251V252H179ZM248 251V252H247ZM1 252H0V256H1ZM15 252V253H16ZM52 252H53V254H52ZM86 252H88V255L89 256H87V257H89V258H87L85 255H87V254H85ZM109 253L111 252L110 250L108 251ZM108 252H106V254H104L106 257L108 256V257H110L111 258V256L112 255H110L109 256V253ZM121 252V254H123ZM150 252V253H151ZM153 252L151 253V254H149V255H152L151 257H154V255L156 254V252H155V254H153ZM6 253H8V254H6ZM85 255H84V254ZM94 253H95V255H94ZM107 253H108V255H107ZM111 253V254H112ZM144 253V254H143ZM165 255H163V254ZM229 253V254H230ZM236 253V254H235ZM4 254H5V256H4ZM10 254V255H11ZM23 254V255H22ZM27 254V255H26ZM50 254V255H49ZM56 254H58V255H56ZM73 254V255H72ZM91 254H93L92 256H91ZM102 254V253H101ZM125 254H123V256H121V257H123V258H125ZM229 254H228V252H227V254L224 256V259H222V258H218V256L217 255H215L216 256V258L214 257V260H218L217 261V263H216V261L215 262H213L214 264H227V262L229 261V259H228V261H227V258L226 257H228L229 256ZM240 254V253H239ZM24 255H26L27 256V258H26V256H24ZM32 255V256H31ZM65 255V256H64ZM68 255H70V256H68ZM75 255H77V257H75ZM78 255H80V256H78ZM81 255H82V257H84V258H81ZM84 255V256H83ZM103 255V256H104ZM119 255V254H118ZM117 255V256H118ZM231 255L232 254H230V259H231ZM232 255V256H233ZM24 256V257H23ZM57 258H56V257ZM102 255H100V257H101ZM117 256L115 257V258H113L112 260L110 259V264H111V262H112V264L114 263V262H116L117 261V259H119V258H121L120 257V255H119V258H117ZM129 256V257H128ZM140 256V257H139ZM164 256V257H163ZM220 256V255H219ZM234 256L232 257V259L234 258ZM261 256V257H260ZM21 257H23V258H21ZM32 257V258H31ZM34 257V258H33ZM59 257V258H58ZM63 259H62V258ZM74 257V258H73ZM106 257H104V258H106ZM107 257V258H108ZM134 257V258H133ZM2 257H0V264H3V263H6V260L8 259V257H6V259L3 261V258L1 259ZM27 260H26V259ZM30 258V259H29ZM55 258V259H54ZM65 258V259H64ZM68 258H69V262H68ZM102 259H103V257H101ZM107 258H106V261L108 262L109 261V259L107 260ZM123 258H121L120 259V264L121 263H123ZM192 258V257H191ZM240 258V257H239ZM262 258V259H261ZM50 259V260H49ZM87 259H89V261L87 260ZM97 260L98 262H100V263H94V264H105L106 263V261H105V259H103V260ZM142 259V260H143ZM149 259H150V256H149ZM150 259V260H151ZM220 259V260H219ZM231 259V261H233ZM1 260H2V262H1ZM30 260L31 261H34V262H30ZM63 260H64V262H63ZM116 260V261H115ZM147 260V259H146ZM150 260H148V262L149 263H152ZM159 260V261H160ZM162 260L160 261L161 263H162ZM167 260H163V261H165V263L166 262H169V261H167ZM27 263H26V262ZM55 261V262H54ZM59 261V262H58ZM65 261H67L66 263H65ZM85 261V262H84ZM87 261V262H86ZM104 262L105 261V263H101V262ZM119 261V260H118ZM118 261H117V263H118ZM122 261V262H121ZM128 261V262H127ZM138 261V262H137ZM145 261V260H144ZM143 261V262H144ZM159 261H157V262H159ZM212 261H213V258H212ZM231 261H229V262H231ZM233 261V262H234ZM239 261H237V263L236 264H238V262ZM248 261H249V263H248ZM22 262V263H23ZM54 262V263H53ZM141 262V263H140ZM147 261H145L143 264H145ZM148 262H147V264H148ZM219 262V263H218ZM228 262V264H231V263H229ZM21 263V264H22ZM108 263V264H109ZM116 263V264H117ZM154 263V264H155ZM184 264H188V261H184L183 262ZM212 262H211V264H213ZM153 264V263H152ZM158 264V263H157ZM163 264H164V262H163ZM166 264H169V263H166ZM233 264V263H232Z\"/></svg>",
  "mask_w": 264,
  "mask_h": 264
},
{
  "label": "bare ground",
  "instance_id": "2",
  "mask_svg": "<svg viewBox=\"0 0 264 264\" xmlns=\"http://www.w3.org/2000/svg\"><path fill=\"white\" fill-rule=\"evenodd\" d=\"M12 1H14V0H12ZM28 1H30V0H28ZM28 1H27V2H28ZM34 1H35V0H34ZM36 1H37V0H36ZM36 1H35V2H36ZM39 1H40V0H39ZM39 1L36 2L37 5H38ZM55 1H56V0H55ZM95 1H96V0H95ZM102 1H103V0H102ZM111 1H112V0H111ZM118 1L123 2L122 0H118ZM125 1H126V0H125ZM133 1H134V0H132V2H133ZM138 1H139V0H138ZM138 1H135L136 3L134 2L135 6L137 5V7H136L137 9H134V10H133V9L130 10V9H131V6H130L131 3L129 2L130 4H128V5L130 6V9H128V10H130V13H129V15H128V14H127V15H128V16L131 15V17H133V18H132L133 20H131V21H132V23H131L132 25L135 24L134 20L138 22V25H137V23H136V26L134 25V27L137 28V26H138L137 29H139V30H140L141 28H145V29H146V26H145L144 23H146V25H147V24H148V21H147V20H149L150 18L156 16V15H154V14H155V11L159 10V7L162 6V5L165 7L166 3H164L165 5L162 3V5L159 6V4H160L162 1L165 2V0H161L160 3H159L160 0H152V1L149 0L148 2H147V0H140L139 3H138ZM167 1H169V0H167ZM202 1H203V0H202ZM206 1H207V0H206ZM209 1L211 2L209 5H208L207 3H206L207 5H206L205 2H203L202 4H201V3L198 4V5H202L203 8L205 7V8H208V9H209V10H207V9H205V8L203 9L202 6H201V8H202L203 10H201V9H200L201 11L198 10V14H199V15H200V14H203V16L201 17L202 19L200 18V16H199L200 19L196 18V15H197V14H195V13L197 12V9L195 10L196 12H195V11H194L193 13L191 12V13L194 15V18L196 19L195 21H197V19L199 20L198 23L202 22V20H203L205 17H206V19H207V16H206V15H207V13H208L209 11H211V12H209L210 14H212V12H213V14H215L214 11H216V9H217L216 13H219L218 10L224 8L225 3H226L227 1H228V2L230 1L229 3H231V1L234 3V1H235L236 3H234V4L232 3V6H233V7H234L235 4L238 5V4L241 2V0H238V1H240V2H238V1H236V0H220V1L218 2V0H216L217 3H216V6H215V4H214V3H215L214 0H212V1H211V0H208L207 2H209ZM259 1H260V0H259ZM18 2H19V1H18ZM30 2H31V1H30ZM35 2H33V3H35ZM40 2H41V1H40ZM52 2H53V0H52ZM108 2H109V1H108ZM113 2H114V1H113ZM154 2H155V5H154ZM263 2H264V1H262V2H257V5L260 4V6H261V3L263 4ZM28 3H29V2H28ZM36 3H35L34 5H33V4H32V5L29 4V5H30L31 7H33V6L35 7V6H36ZM49 3H50V2H49ZM59 3H60V2H59ZM66 3H67V2H66ZM99 3H100V2H99ZM111 3H112V2H111ZM167 3H168V2H167ZM229 3H226V4L229 5ZM23 4H24V3H23ZM42 4H43V3H42ZM46 4H47V3H46ZM60 4H62V2H61ZM116 4H117V2H116ZM120 4H123V3H120ZM134 4H132V5H134ZM138 4H139V5H138ZM152 4H153V6H152ZM204 4H205V6H204ZM213 4H214V5H213ZM19 5H21L20 2H19ZM29 5H28V7H29ZM43 5H44V4H43ZM86 5H87V4H86ZM86 5H85V6H86ZM126 5H127V4H126ZM178 5H179V4H178ZM227 5H226L225 7H227V9H228V6H227ZM237 5H235V6L238 7ZM40 6H42L41 3H40ZM45 6H46V5H45ZM67 6H68V5H67ZM111 6H112V5H111ZM119 6H120V5H119ZM158 6H159V7H158ZM163 6L160 7V9L163 8ZM185 6H186V5H185ZM208 6H209V7H208ZM222 6H223V7H222ZM229 6H231V5H229ZM232 6H231V7H232ZM37 7H38V6H37ZM70 7H71V5H70ZM83 7H84V6H83ZM86 7H88V6H86ZM120 7H121V6H120ZM120 7L118 8V10L121 9ZM138 7H139V8H138ZM156 7H157L158 9H155ZM188 7H189V6H188ZM215 7H216V8H215ZM218 7H222V8H218ZM251 7H252V6H251ZM19 8H20V7H19ZM21 8H23V5L21 6ZM21 8H20V9H21ZM35 8H36V7H35ZM35 8H33V9L36 10ZM43 8H44V7H43ZM84 8H85V7H84ZM126 8H127V7H126ZM128 8H129V7H128ZM133 8H134V6H133ZM213 8L215 9L214 11H212ZM257 8H259V7L257 6ZM71 9H73V7H72ZM96 9H97V8H96ZM103 9H104V8H103ZM105 9H106V8H105ZM105 9H104V10H105ZM153 9H155V11H154ZM210 9H212V10H210ZM227 9H226V11H227ZM229 9H230V8H229ZM232 9H233V8H232ZM234 9H235V8H234ZM234 9H233V10H234ZM252 9H253V7H252ZM263 9H264V7H263ZM23 10H24V9H23ZM34 10H33V11H34ZM78 10H79V9H78ZM82 10H83V9H82ZM84 10H85V9H84ZM100 10H102V9L100 8ZM121 10H122L123 12H124V10H125V12L128 13L127 9H124V10H123V7H122ZM172 10H173V8H172ZM172 10H170V11L172 12ZM183 10H184V9H183ZM193 10H194V9H193ZM235 10H238V9H235ZM258 10H259V9H258ZM18 11H19V10H18ZM21 11H22V10H21ZM66 11H67V10H66ZM74 11H75V10H74ZM90 11H92V10H90ZM153 11H154V14H153ZM222 11H223V10H222ZM222 11H221V12H222ZM226 11H224V14H225ZM231 11H232V10H231ZM249 11H250V12H248V13H251L250 16H251L252 18H254V17L256 16V14H255V16H254V15H252V13L254 14V12H255L256 10H255V11H254V10L251 11V8H250ZM262 11H263V10H262ZM262 11H261V12H262ZM22 12H23V11H22ZM36 12H37V11H34V13H31V14H32V15H33V14H36ZM78 12H79V11H78ZM92 12H93V11H92ZM101 12H102V11H101ZM108 12H109V11H108ZM120 12H121V11L119 10V12H117V15H119ZM125 12H124V13H125ZM173 12H174V11H173ZM173 12H172V13H173ZM261 12H260V13L258 12L257 14L259 15V14H261ZM23 13H24V12H23ZM29 13H30V12H29ZM118 13H119V14H118ZM121 13H122V12H121ZM169 13H170V12H169ZM226 13H227V12H226ZM255 13H256V12H255ZM263 13H264V12H263ZM263 13H262V14H263ZM31 14H30V16H32ZM37 14H38V13H37ZM93 14H94V13H93ZM95 14H97V11H95ZM104 14H105V13H104ZM106 14H107V13H106ZM106 14H105V15H106ZM108 14H110V13H108ZM152 14H153L154 16H152ZM192 14H191V15H192ZM205 14H206V15H205ZM210 14H208V17H209V16L211 17ZM228 14H229V13H228ZM6 15H7V14H6ZM16 15L18 16V14H16ZM16 15L13 14V16H15V17H16ZM39 15H40V14H39ZM59 15H61V14H59ZM63 15H64V14H63ZM117 15H116V17L119 18L120 16L118 17ZM189 15H190V14H189ZM204 15H205V17H204ZM218 15H219V14H218ZM222 15H223V12H222L221 16L219 15L220 18H217V19L221 20V17L223 18V16H224V15H223V16H222ZM11 16H12V15H11ZM11 16H10V17H11ZM13 16H12V18H13ZM20 16H21V15H20ZM20 16H18L19 19H20ZM25 16H26V15H24V17H25ZM30 16H29V17H30ZM34 16H35V15H33L32 17H30V19H29V21L33 20V21H31V22H32V23H31V26H28V25H26V26H28V27H33V25H32L33 23H34V24H36V23H38V22L40 23V21L42 20V19H41L42 16L40 15V16H41V17H40V21H38L39 16L37 17V19L35 18L37 21H35V19H32ZM51 16H52V15H51ZM71 16H72V15H71ZM71 16H70V18H71ZM82 16H83V15H82ZM95 16H97V15H95ZM121 16L124 18L126 15L123 14V15H121ZM128 16H127V17H128ZM179 16H180L181 18H183L184 25L186 26V23H185V22L187 21V18H188L189 16L186 18V21H185V19H184L186 16H185V17H184L183 15H179ZM22 17H23V16H21V19H22ZM24 17H23V18H24ZM56 17H57V16H56ZM58 17H59V16H58ZM65 17H66V16H65ZM79 17L81 18L80 15H79ZM79 17H78V18H79ZM122 17L120 18V20H121V19L123 20ZM174 17H177V16H174ZM180 17H179V18H180ZM192 17H193V16H191V17H189V18H191L190 20L193 21L194 18H192ZM203 17H204V18H203ZM212 17H213V15H212ZM247 17H249V15H247ZM247 17H246V18H247ZM256 17H257V16H256ZM256 17H255V19H252V20H256L255 23L252 21V22L255 24V25H253L254 27H253V26H252V27L258 29L257 26L260 25L259 23H261V21H260L259 18H258V17H260V16H258L257 19H256ZM25 18H26V17H25ZM25 18H24V19H25ZM88 18H89V16H88ZM106 18H107V16H106ZM125 18H126V17H125ZM125 18H124V19H125ZM129 18H130V17H129ZM147 18H148V19H147ZM167 18H168V17H167ZM181 18H180V19H181ZM213 18H214V17H213ZM226 18H227V17H226ZM235 18H236V17L234 16V19H235ZM242 18H243V17H241V18H239V19L241 20ZM16 19H17V20H16ZM16 19H15L14 22H16V21H17V23L20 22V26H19V24H17L18 27H20V29L26 27L25 24H24V23H25L24 21H26V20H24V21L22 22V23H23V25H22V23H21V21H20L21 19H20L19 21H18V18H17V17H16ZM44 19H45V18H44ZM44 19H43V20H44ZM51 19H54V18H51ZM60 19H61V18H60ZM64 19H65V18H64ZM81 19H82V18H81ZM112 19H113V17H112ZM143 19H144V20H143ZM153 19H156V17H154ZM172 19H173V18H172ZM176 19H177V18H176ZM208 19H209V18H208ZM223 19H224V18H223ZM239 19H237V21H238ZM248 19L251 20L250 17H249ZM4 20H5V19H4ZM13 20H14V18H13ZM13 20H12V21H13ZM69 20H70V19H69ZM76 20H78V19H76ZM103 20H104V17H103ZM103 20H102V21H103ZM105 20H106V21H103V22L106 23L107 20H109V18H108V19H105ZM122 20H121V22H122ZM129 20H130V19H128L127 21L129 22V25H130V21H129ZM145 20H146V21H145ZM214 20H215V19H214ZM227 20H228V19H227ZM240 20H239V21H240ZM244 20H245V19H244ZM244 20H241V22L244 23ZM261 20H262V18H261ZM5 21H6V20H5ZM5 21H4V22H5ZM34 21H35V22H34ZM49 21H50V20H49ZM60 21H61V20H60ZM60 21H58V18H57L56 22H60ZM125 21H126V19H125ZM127 21H126V22H127ZM150 21L152 22L153 20L151 19ZM150 21H149V23H151ZM156 21H157V20H156ZM158 21H159V20H158ZM170 21H171V20H170ZM172 21H173V20H172ZM172 21H171V23H173V24H171V23H169V24H171V25H173V26H176V25H174V24H175V23L177 24L178 21H177V22H172ZM203 21H204V20H203ZM222 21H223V20H222ZM222 21H220V22H222ZM224 21H226V20H224ZM224 21H223V22H224ZM235 21H236V20H235ZM235 21L233 20V22H235ZM239 21H238V22H239ZM257 21H260V22H258L259 25L256 24ZM4 22H2V23H4ZM10 22H11V21H10ZM10 22L8 21V23H10ZM50 22H51V21H50ZM61 22H62V21H61ZM63 22L65 23V21H63ZM87 22H88V21H87ZM100 22H101V20H100ZM109 22H110V21H109ZM113 22H115V21L113 20ZM113 22H112V23H113ZM117 22H118V21H117ZM128 22L126 23L127 26H128ZM133 22H134V23H133ZM143 22H144V23H143ZM153 22H154V21H153ZM227 22H229V21H227ZM238 22H237V23H238ZM241 22H239L238 24L240 25ZM246 22H247V21H246ZM246 22H245V23H246ZM252 22H250V24H251ZM2 23L0 22V24H2ZM45 23H46V22H45ZM115 23H116V22H115ZM195 23H197V22H195ZM206 23H207V22H206ZM211 23H212V22H211ZM211 23H210V25H211ZM224 23L226 24V22H224ZM237 23H236V24H235V23H232V25L235 24V25L233 26V28H231V27H229V26L227 25V27H228L229 29L231 28V29H232L231 31H233L230 35H233V33H234L233 36H230V39H231V38L233 39V37H235V38H238V37H239L237 34H238V32L240 33V31H238V30L235 31V30H234V29H235V28H234L235 26L238 27ZM253 23H252V24H253ZM263 23H264V22H263ZM4 24H5V23H4ZM4 24L2 25V27H5ZM14 24H15V23H14ZM28 24H29V23H28ZM46 24H47V23H46ZM46 24H45V25H46ZM49 24H50V23H49ZM57 24H59V23H57ZM60 24H61V23H60ZM60 24H59V26L56 25V27H57V26H58L57 28H59L60 26L62 27V25H60ZM78 24H79V23H78ZM121 24H123V22H122ZM156 24H158V22H157ZM179 24H182V26H183V23L179 22V23H178V26H176V27H180L179 29H181L182 26H179ZM187 24H190V22L187 21ZM213 24H214V23H212V26H214ZM217 24H218V22H217ZM217 24H216V25H217ZM228 24H229V23H228ZM247 24H248V23H247ZM247 24H246V25H247ZM252 24H251V25H252ZM6 25H7V24H6ZM67 25H68V24H67ZM80 25H81V23H80ZM85 25H86V23H85ZM94 25H95V24H94ZM148 25H149V24H148ZM166 25H167V22H166ZM195 25H196V24H195ZM197 25H198V24H197ZM199 25H201V23H200ZM218 25H220V24H218ZM218 25L215 26V27H217V28L220 27V28L217 30L218 33L221 31V29L223 30V32L226 30L225 32L227 33V29H228V28H226V26H224V24H223V25L221 24L220 26H218ZM229 25H231V23H230ZM232 25H231V26H232ZM242 25H243V24H242ZM242 25L239 26L240 28L243 27V29H244V32L242 33L244 36H242L241 34H239V35H241V37H239V38H241V39H239V40H240L241 42H242V40H243V42H242V44H243L242 47H243V46L245 47V46H246L247 44H249V43H250L249 46L252 45V43L255 44V41H254V42H252V41H247L248 43L246 42V45L244 44V43H245V42H244V39H245V30H246L247 27H246V25H244L245 27L242 26ZM256 25H257V26H256ZM263 25H264V24H263ZM7 26H8V25H7ZM7 26H6V27H7ZM21 26H22V27H21ZM23 26H24V27H23ZM34 26H36V25H34ZM46 26H47V25H46ZM48 26H51V27H52L53 24L51 23V24L48 25ZM48 26H47L46 28H45L44 26H42V28L44 27V29H43L44 31H43V32H44V34H45V33H46V34H45V35H42V37H40V38H42V39L45 38L46 40L44 39V41L41 42V43H43V44H41V45L39 44V46H41L39 49H41L42 46H43V47H46V48L49 50V48H51L50 46H48L49 43H50V44H53V42H55V43L60 42L58 39H57L58 41H57V40L55 41V40H53L54 38L52 39V38H49V37H48V34H49L48 32L51 31L50 28H49V30L47 29ZM69 26H70V25H69ZM110 26H111V25H110ZM119 26H120V24H119ZM143 26H144V27H143ZM150 26H151V25H150ZM152 26H153V25H152ZM154 26H155V25H154ZM173 26L170 27L172 30L174 29ZM191 26H192V27L194 26L193 23H192ZM222 26H224L225 28L222 27ZM248 26H249V24H248ZM255 26H256V27H255ZM2 27H1V28H2ZM10 27H11V28H10V31H11V29L14 28V27H13V26H10ZM16 27H17V26L15 25V28H16ZM18 27H17V29H19ZM36 27H37V26H36ZM56 27H55V29H56ZM73 27H74V26H73ZM121 27H122V26H121ZM121 27H120V28H121ZM132 27H133V26H132ZM164 27H166V26H164ZM168 27H169V25H168ZM172 27H173V28H172ZM199 27H202V28H203V25H202V26H198V28H199ZM239 27H238V28H239ZM263 27H264V26H263ZM26 28H27V27H26ZM39 28H40V27H39ZM39 28H38V29H39ZM53 28H54V26H53ZM63 28H64V24H63ZM70 28H71V27H69V29H70ZM112 28H113V24H112ZM112 28H111V29H112ZM153 28H156V27H153ZM166 28H167V27H166ZM183 28H184V27H182V29H181V30H183L182 32H186V33H187V32H188V30H187L188 28H186V29H185V28L183 29ZM198 28H197V30H199ZM240 28H239V29H240ZM7 29H8V28H7ZM7 29L5 28V30H7ZM20 29H19V30H20ZM24 29H25V28H24ZM24 29H23V31H24ZM32 29H33V28H32ZM32 29H31V31H32ZM45 29H47L48 32H47V30H45ZM65 29H67V26H66ZM81 29H82V28H81ZM113 29H114V28H113ZM116 29H117V28H116ZM171 29H170V30H171ZM175 29H176V28H175ZM177 29H178V28H177ZM177 29H176V30H177ZM194 29H196V26H195ZM248 29H250L249 31L251 32L250 34H248L250 37L246 36V38H247L248 40L252 39V38H251V37H252L251 35H254V33H255V36H256V34H257V37L259 36V35H258V34H259V30L254 29V30H255V32H254V30L251 31V29H252L251 27H249ZM5 30H3V31L6 32ZM12 30H13V29H12ZM35 30H36V29H35ZM59 30H61V28H60ZM71 30H72V29H71ZM104 30H105V29H104ZM119 30H120V29H119ZM133 30H134V28H133ZM164 30H165V28H163V32H162V30L159 31V33L165 34V35H163L164 37H165V36H168V35H170V34H171L172 36L175 37V35L178 36V33H179V30H177L178 32L174 30L175 32L173 31V33H170L172 30H171V31L168 30V31H170V32H169L170 34L168 33V34L166 35L167 32H165ZM181 30H180V31H181ZM184 30H186V31H184ZM190 30H191V29L189 28V31H190ZM7 31H8V30H7ZM10 31H8V33H10ZM15 31H16V30H15ZM26 31H27V32H26V36H27V37L24 36V37L26 38L25 42L27 41V39H30V37L28 38V36H30V34L27 35V34L29 33L28 31H30V30H27V29H26ZM31 31H30V32H31ZM33 31H34V29H33ZM36 31H38V30H36ZM40 31H41V30H40ZM57 31H58V30H57ZM62 31H63V30H62ZM68 31H69V30H68ZM90 31H91V30H90ZM105 31H106V30H105ZM111 31H113V30H111ZM116 31H117V30H116ZM116 31H113L114 36H115V32H116ZM121 31H122V30H121ZM128 31H129V30H128ZM166 31H167V29H166ZM214 31H215V30H214ZM217 31H215V34L217 33ZM234 31L237 32V34H235ZM257 31H258V33H257ZM263 31H264V28H263ZM0 32L2 33V30H1ZM4 32H3L2 34H1V33H0V34L3 35ZM11 32H12V31H11ZM24 32H25V31H24ZM24 32H23V34H24ZM60 32H61V31H60ZM65 32H66V31H65ZM65 32H64V34H65ZM95 32H96V31H95ZM117 32H118V31H117ZM122 32H125V30L122 31ZM122 32H121V33H122ZM131 32H132V29H131ZM134 32H135V31H133V33H134ZM137 32H138V31H137ZM139 32H140V31H139ZM143 32L145 33L146 30H143ZM143 32H142V33H143ZM176 32H177V33H176ZM190 32H192V30H191ZM190 32H189V34H190ZM223 32L221 31V33H220V39L217 38V39H219L218 41H221V39L225 38L224 35H225L226 33L224 32L225 34L223 35ZM229 32H230V30H229ZM253 32H254V33H253ZM8 33H6V34H8ZM13 33H15V32H13ZM54 33H55V32H54ZM54 33H53V34H54ZM113 33H112V36H113ZM133 33H132V34H133ZM144 33H143V34H144ZM175 33H176V34H175ZM32 34L36 35L37 33L35 34V33L33 32ZM40 34H41V33H39V34L36 35V36L39 38V35H40ZM42 34H43V33H42ZM50 34H52V32H51ZM50 34H49V35H50ZM53 34H52V35H53ZM70 34H72V33H70ZM116 34H117V33H116ZM119 34H120V32H119ZM119 34H118V35H119ZM124 34H125V33H124ZM129 34H130V32H129ZM132 34H130V35H132ZM134 34H135V35H134L133 38H135V36L139 35V33L136 35V32H135ZM145 34L147 35V33H145ZM145 34H144V35H145ZM155 34H156V33H155ZM155 34H154V35H155ZM173 34H174V35H173ZM180 34H181V32H180ZM183 34H184V33H183ZM183 34H181V36H179V37H182V38H183ZM263 34H264V32H263ZM1 35H0V36H1ZM8 35H9V34H8ZM8 35H7V38L9 39L11 36L8 37ZM75 35H76V34H75ZM104 35H105V34H104ZM110 35H111V34H110ZM130 35H129V37H130ZM152 35H153V33H152ZM154 35H153L152 37H154ZM156 35L158 36V32H157ZM156 35H155V37H156ZM171 35H170V36H171ZM192 35H193V32H192ZM236 35H237V37H236ZM16 36H17V38H19L17 32H16ZM22 36H23V35H22ZM22 36H21V37H22ZM31 36H32V35H31ZM36 36H35V37H36ZM43 36H44V37H43ZM105 36H106V35H105ZM119 36L121 37V35H119ZM124 36H125V35H124ZM160 36H162V35L160 34L159 37H158V39H160V44H161V42H162V43H163V42L165 43V41L168 43V45H167V43L165 44L167 47H166L165 45H163L164 43L162 44L163 46H165V48H169L171 45L174 44V43H172V44L169 46V43H171V42H175V43H176V41H174L175 39H180L179 37L177 38V36H176L175 38H173V40L170 38L172 41L169 42L170 39H169V40H166V39H168L170 36H168V38L166 37V38H165V41H163V40H164V39H162L163 37L160 38ZM172 36H171V37H172ZM185 36H186V37H185ZM185 36H184L185 38H188L187 35H185ZM189 36H190V35H189ZM222 36H223V38H222ZM227 36H229V34H228V35L226 34V38H227ZM262 36H263V37H262ZM2 37H3V36H2ZM13 37H14V36H13ZM24 37H23V38H24ZM35 37L32 36V38H34V40L32 39V40H30V41H33V42L35 41V42H36L35 39H36L37 37H36V38H35ZM52 37H53V36H52ZM54 37H56L55 34H54ZM125 37H127V36H125ZM144 37H145V36H144ZM146 37H147V36H146ZM215 37H216V36H215ZM243 37H244V39H242ZM261 37H262V38H261ZM5 38H6V37H5ZM14 38H15V37H14ZM17 38H16V41H17ZM23 38H22V39L20 38V43H22V44H21V48L23 47L22 45H24V44L26 45V43L23 44V41H22ZM25 38H24V39H25ZM38 38H37V39H38ZM40 38H39L38 40H40ZM48 38H49V40H48ZM59 38H62V35H61V37L59 36ZM83 38H84V37H83ZM104 38H105V37H104ZM112 38H113V37H111V39H112ZM185 38L182 39V40H180V42L183 41V40L186 41L187 39H185ZM205 38H208V37H205ZM212 38H214V37H212ZM253 38H254V36H253ZM50 39L53 40L52 43H51V40H50ZM55 39H56V38H55ZM65 39H66V38H65ZM89 39H91V38H89ZM107 39H108V38H107ZM121 39H122V38H121ZM130 39H131V38H129V40H130ZM152 39H153V38H152ZM152 39H151V40H152ZM154 39L156 40L157 38H154ZM158 39H157V41H156L155 43H154L155 40L152 41V42L154 43V45H155L157 42H159ZM188 39H189V38H188ZM190 39H191V37H190ZM199 39H200V38H199ZM199 39H197V40H198L197 42H200ZM230 39H228V40H229V41H232V40H230ZM259 39H260V41L263 43L264 41H262V40H264V35H260V36H259ZM261 39H262V40H261ZM2 40H3V38L0 39V43H1V44L4 43V44L6 45L7 43H5V42H8V40H7V41H4V42H3ZM91 40H93V39H91ZM104 40H105V39H104ZM113 40H115V42H116L117 38H116V39L114 38ZM125 40H126V39H125ZM125 40H123V42H124ZM132 40H133V39H132ZM132 40H130V41H132ZM135 40H136V39L133 40V43H134ZM144 40H146V39H144ZM205 40H206V39H205ZM212 40H213V39H212ZM233 40H235V39H233ZM236 40L239 42L238 39H236ZM236 40H235V41H236ZM254 40H255V39H254ZM16 41H14V43H16ZM21 41H22V42H21ZM48 41H49V43H48ZM68 41H69V40H68ZM73 41H74V40H73ZM126 41H127V40H126ZM140 41H142V40L139 39V42H140ZM178 41H179V40H178ZM256 41H257V39H256ZM258 41H259V40H258ZM260 41H259V42H260ZM2 42H3V43H2ZM64 42H65V41H64ZM78 42H79V41H78ZM78 42H77V43H78ZM81 42H82V41H81ZM81 42H80V43H81ZM109 42H110V41H109ZM118 42H122V41L120 40V41H118ZM144 42H145V41H144ZM180 42H179V43H180ZM232 42H233V41H232ZM232 42H231V43H232ZM259 42H256L257 45H258V44H261V43H259ZM9 43H10V42H9ZM12 43H13V42H12ZM18 43H19V39H18ZM36 43H37V42H36ZM47 43H48V44H47ZM69 43H70V42H69ZM71 43H72V42H71ZM129 43H130V42H129ZM153 43H152L151 46H153ZM185 43H186V44L189 43V40L186 41V42L183 41V45H186ZM233 43H234V42H233ZM115 44H116V43H115ZM119 44H120V43H119ZM160 44L157 43V45H158L159 47H161ZM177 44H178V43H177ZM194 44H195V42H193V45H194ZM240 44H241V43H240ZM254 44H253V45H254ZM33 45H34V44H33ZM63 45L66 46L65 43H64ZM76 45H77V44H76ZM121 45H122V44H121ZM124 45H125V44H124ZM141 45H142V44H141ZM199 45H200V44H199ZM217 45H218V44H217ZM234 45H235V43H234ZM236 45H237V44H236ZM255 45H256V44H255ZM255 45H254V46H255ZM257 45H256V46H257ZM1 46H2V45H1ZM9 46H10V45H9ZM31 46H32V44H31ZM35 46H37V50L34 49V50L36 51L35 53H38V51H40V50L38 49V45H35ZM65 46H64V47H65ZM83 46H84V45H83ZM100 46H102V45L100 44ZM100 46H99V47H100ZM112 46H113V49H116V50H117V48H118L117 45H112ZM114 46H117V48L114 47ZM136 46H137V45H136ZM158 46H155V48L158 47ZM223 46H224V45H223ZM249 46L247 45V46H246V49L243 47V48H244L243 52L239 50L240 53L237 54V56H234V57L236 58V59H235V62H234V63H235V66H230V67H229V68H231V69H230V72H231V70H232V67H234L235 70H234L232 73L236 74L237 76H238V74L240 75V76H238V77H240V78L242 79V82H239V83H246L247 85H248L250 82H253V81H251L250 79H254V78H257V77L260 76V74H261V70H262L263 67H264V51H260V49H259L261 46H260L259 48H256V46L254 47V49H255V48H256V49H259L258 51L261 52V53L259 52V53H260L259 55L257 54L256 56H253L254 59H253L251 56H250V57H247L248 54H249V55H252L253 52H254V51H253V52L250 51V50H253V49H252L253 47L250 46V48H247V47H249ZM2 47L4 48V46H2ZM28 47H29V44H28ZM53 47H54L53 50H51V51L53 52V57H51V59H50V58H47L48 61H46L45 57L43 58V59H45V64H44V61H43L42 64L45 65V66H47V65H46L47 62H50V63H51V62L54 60L53 58L56 59V58L59 57V58L62 60V59H64V57H65V54H66L65 51H66V49H65V50L62 49L63 46H58L59 48H57V44H56V47H55L54 44H53ZM88 47H89V46H88ZM125 47H127V46H125ZM137 47H138V46H137ZM137 47H136L135 49H137ZM141 47H143V46H140V48H141ZM174 47H176V50H177V46H176V44H175ZM188 47H189V46H188ZM242 47H241L240 49H243ZM5 48L7 49V48H9V47H6V46H5ZM5 48H4V49H5ZM21 48H19V49H21ZM46 48H44L45 51H46ZM66 48H67V47H66ZM102 48H103V47H102ZM108 48H109V46H108ZM119 48H120V47H119ZM127 48H128V47H127ZM143 48H145V45H144ZM151 48H153V47H151ZM161 48H164V47H161ZM172 48H173V47H172ZM192 48H193V47H192ZM192 48H191V49H192ZM206 48H207V47H206ZM206 48H205V49H206ZM232 48H233V47H232ZM236 48H237V47H236ZM261 48H262V50L264 49V47H261ZM1 49H2V48L0 47V51H1ZM4 49H3V50H4ZM32 49H33V48H32ZM73 49H74V48H73ZM99 49H100V48H99ZM99 49H98V50H99ZM120 49H121V48H120ZM120 49H118V50H120ZM145 49H146V48H145ZM153 49H154V48H153ZM153 49H152V50H153ZM157 49H158V48H156V50H157ZM169 49H171V48H169ZM169 49H166V51L169 50ZM178 49H179V51H182V49H180V48H178ZM196 49H199V48L197 47ZM226 49L228 50V48H226V47H225L223 50H226ZM7 50H9V49H7ZM27 50H28V49H27V47H26V51H27ZM30 50H31V49H30ZM71 50H72V49H71ZM79 50H80V49H79ZM87 50H88V49H87ZM93 50H94V48H93ZM98 50H97V51H98ZM150 50H151V49H150ZM152 50H151L150 52H148V55L151 54V55L153 56V55H154L153 53H156V52H153ZM156 50H155V51H156ZM159 50H162V52L160 51L161 54L158 53L157 56H158V55L161 56V55L164 53L163 51H164L165 49H164V50H163V49H159ZM176 50H174L173 52H175ZM185 50H186V49H185ZM185 50H184L183 52H185ZM236 50L238 51V49H236ZM236 50H234L235 53H237ZM14 51H16V50H14ZM17 51H18V49H17ZM26 51H25V53H27ZM32 51H33V50H32ZM80 51H81V50H80ZM90 51H91V50H90ZM101 51H103V50L101 49ZM101 51H100V52H101ZM106 51H107V50H105V53H106ZM114 51H115V50H114ZM133 51H136V50H133ZM133 51H131V54L133 53ZM141 51H142V50H141ZM170 51H171V50L168 51V54L170 53ZM192 51H193V50H192ZM245 51H246V52H249V51H250V52L245 56V54H246V53H244ZM67 52H68V51H67ZM98 52H99V51H98ZM108 52H109V51H108ZM121 52H122V51H121ZM125 52H127V51H125ZM145 52H146V51H145ZM152 52H153V53H152ZM158 52H159V51H158ZM189 52L191 53V51H189ZM189 52H188V54H190ZM200 52H201V51H200ZM203 52H204V51H203ZM206 52H207V51H206ZM206 52H204V54H206ZM210 52H211V51H210ZM0 53H2V51H1ZM17 53H18V52H17ZM30 53H32V52H30ZM40 53H45V52L42 50V51L39 52L38 55H40ZM71 53H72V52H71ZM96 53H97V52H96ZM127 53L129 54V51H128ZM176 53H177V52H176ZM176 53H175V54H176ZM192 53H193V52H192ZM192 53H191L190 55H193ZM194 53H195L194 56H196V50L194 51ZM228 53H230V52L228 51ZM32 54H33V53H32ZM46 54H48V53H46ZM46 54H42V57H43V56H46ZM75 54H76V51H75ZM83 54H84V53H83ZM88 54H89V51H88V53H87L86 55H87V58L89 57L88 59H90V55H91V54H89V56H88ZM92 54H93V53H92ZM112 54H113V53H112ZM119 54H120V53H118V55H119ZM121 54H122V55H120V56H119L120 58H118V59H121V56H123L124 51H123V53H121ZM166 54H167V53H164L165 56H166ZM175 54L173 53V54H171V55H172V56H173V55L175 56ZM197 54H198L197 56H199V53H197ZM200 54H201V53H200ZM1 55L4 57L3 59L1 58ZM1 55H0V59H1V60H4V59H5V56L3 55V53H2ZM5 55H7V54H5ZM51 55H52V53H51ZM76 55H77V54H76ZM86 55L84 56L83 59L86 58ZM93 55H94V54H93ZM102 55H103V53H102L100 56H102ZM104 55H105V54H104ZM108 55H109L108 59H110L111 52H110V54H108ZM114 55H115V54H114ZM125 55H126V54H125ZM125 55H124L125 60H127V58H126ZM132 55L135 56V54H132ZM151 55H150V56H151ZM183 55H185V56H183V57H186L187 61H188L189 58H190V59H189L190 61L193 59L190 55H186V52H185ZM207 55H208V54L204 55V57H207ZM209 55H210V54H209ZM220 55H221V54H220ZM224 55H225V54H224ZM229 55H230V54H229ZM229 55L226 56V58L228 57L229 60H231V59H232V56H230V57H231V59H230ZM11 56H12V55H11ZM17 56H18V55H17ZM25 56H26V54H25ZM30 56H31V54H30ZM30 56H28V57H30ZM35 56H36V55H35ZM35 56L33 55L32 57H34V59H35ZM40 56H41V55H40ZM49 56H50V55H48V57H49ZM95 56H96V55H94V57H95ZM98 56H99V54H98ZM98 56H97L96 58H99V59H100V57H98ZM115 56H116V55H115ZM130 56H131V55H128V57H130ZM144 56H147V52L145 53ZM159 56H158V57H159ZM162 56H163V55H162ZM165 56H163V57H164L165 64H164V62H161V61H160V63H159L160 65H161V63H162V65H163V64L166 65V66L163 67V68H165V69L168 68L167 70H170V69L172 70V68H175V67H178V68H179V65L181 64V62H179V61L181 60L180 57H182L181 53H180V57L177 56V54H176V56L179 57V59H177V58L174 57L175 60L177 61V65H175V63H174L175 67H174V66H170L171 64L169 65V63H168V64L166 63V60H167L168 57H166V59H165ZM168 56H170V55H168ZM187 56H190V57L187 58ZM197 56H196V59H197ZM38 57H39V56H38ZM46 57H47V56H46ZM92 57H93V56H91V59H90V60H93V59H94V57H93V59H92ZM124 57H123V59H124ZM132 57H133V56H132ZM132 57H130V58H132ZM183 57H182V58H183ZM59 58H58V59H59ZM74 58H75V57H74ZM74 58H73V59H74ZM130 58H129V59H130ZM191 58H192V59H191ZM218 58H220V56H219ZM226 58H224V61H225V60L227 61ZM12 59H13V58H12ZM20 59H21V58H20ZM29 59H32V58L30 57ZM29 59H26V60H29ZM36 59L39 60V63H40V61L42 62L41 59H39V58H36ZM52 59H53V60H52ZM66 59H68V57H67ZM69 59H70V58H69ZM69 59H68V61H69ZM113 59H116V58L113 57ZM143 59H144V57H143ZM157 59H158V58H156V60H157ZM159 59H160V58H159ZM162 59H163V58H162ZM162 59H160V60H162ZM170 59H171V57H170ZM170 59H169V61H170ZM186 59L183 58V62H184V60H186ZM23 60H24V58H23ZM51 60H52V61H51ZM74 60H75V59H74ZM77 60H78V59H77ZM95 60H96V59H95ZM105 60H106V59H105ZM133 60H134V59H132L131 61H133ZM193 60L195 61V58H194ZM29 61H30V60H29ZM59 61H60V60H59ZM79 61H80V60H79ZM87 61H89V60H87ZM144 61H145V60H144ZM146 61H147V60H146ZM162 61H163V60H162ZM167 61H168V60H167ZM176 61H175V62H176ZM218 61H219V60H218ZM222 61H223V60H222ZM224 61H223V62H224ZM1 62H2V61H1ZM19 62H20V61L18 60L17 64H18ZM33 62H34V61L31 60V66L36 65L35 67H37V65H39L38 62H35V64H34ZM54 62H56V60H54ZM71 62H72V61H71ZM89 62L91 63V61H89ZM113 62H114V61H113ZM115 62H117V59H116ZM121 62H122V63H123V62L126 63V61H122V60L120 61V63H121ZM127 62H128V61H127ZM134 62H135V61H133V63H132V62H131V63L134 64V65L137 64V62H135V63H134ZM153 62H155V61H153ZM158 62H159V61H158ZM178 62H179V65H178ZM14 63H15V62H14ZM32 63H33L34 65H32ZM104 63H105V62H104ZM120 63L118 62L117 65L119 66ZM122 63H121V64H122ZM128 63H129V62H128ZM128 63H126L125 65H127ZM188 63H190V62L188 61L187 64H188ZM231 63H232V62H229V65H231ZM234 63H233V64H234ZM3 64H4V62H3ZM29 64H30V63H29ZM29 64H28V65L26 64L27 66H25V67H26V68L29 67ZM42 64L40 63V66H41V67H42ZM53 64H54V63H53ZM58 64H59V63H58ZM65 64H68V63L65 61ZM87 64H88V63H87ZM92 64H93V63H92ZM152 64H153V63H152ZM159 64L157 65V63H155V66H154V64H153L154 68H155L156 66L159 67V66H160ZM185 64H186V61L184 62V64H183L184 66H183V67H185ZM214 64H215V63H214ZM233 64H232V65H233ZM56 65H57V64H56ZM114 65H115V64H114ZM117 65H116V67H117ZM123 65H124V64H123ZM123 65H121V66H123ZM129 65H131V64H129ZM134 65H133V66H134ZM162 65H161V67H159V68H157V69L159 70L160 68H162ZM164 65H163V66H164ZM167 65H169L170 67H168ZM189 65H190V64H189ZM223 65H224V64H223ZM3 66H5V65H3ZM40 66H39V67H40ZM53 66H54V67L51 66L52 68H50V69H54V68H55V65H53ZM57 66H58V65H57ZM63 66H64V65H62L61 67H63ZM66 66H67V65H65V67H66ZM92 66H93V65H92ZM95 66H96V65H95ZM149 66H150L149 68H151L152 71H153L152 66H151V65H149ZM198 66H199V65H198ZM212 66H213V65H212ZM17 67H18V69H19V66H17ZM35 67H34L33 69H32V68H31V69L35 71ZM41 67H40L39 70H41L42 68H43V69L47 68V67H42V68H41ZM59 67H60V66H59ZM61 67H60V68H61ZM77 67H78V66H77ZM186 67H188V66L186 65ZM186 67H185V68H186ZM207 67H208V66H207ZM224 67H225V66H224ZM224 67H223V68H224ZM20 68H21V67H20ZM22 68H23V67H22ZM22 68H21L20 70H21V71H25V69L23 70ZM57 68H58V67H57ZM63 68H64V67H63ZM63 68H61V70H62ZM80 68H81V67H80ZM96 68H99V69H100V67H96ZM125 68H127V67H125ZM130 68H131V66H130ZM147 68H148V67H147ZM185 68H184L183 70H187V69H185ZM209 68H210V66H209ZM211 68H215V66H214V67H211ZM225 68H226V67H225ZM16 69H17V68H16ZM18 69H17V70H18ZM37 69H38V67H37ZM37 69H36V70H37ZM55 69H56V68H55ZM58 69H59V68H58ZM76 69H77V68H76ZM92 69H95V68L92 67ZM99 69H98V70H99ZM151 69H150V70H151ZM179 69H181V72H182V74H183L184 72H183V70H182V67L179 68ZM192 69H194V68H192ZM217 69H218V68H217ZM226 69H227V68H226ZM20 70H18V71L20 72ZM56 70H57V69H56ZM56 70H55V71H56ZM68 70H69L70 72H72V71L70 70V68H69ZM95 70H96V69H95ZM120 70H122V69H120ZM129 70H131V69H129ZM136 70H137V69H136ZM176 70H177V69H176ZM209 70H211V69H208L206 73L211 72V71H209ZM218 70H219V69H218ZM223 70H224V69H222V71H223ZM27 71H28V70H27ZM34 71H33V72H34ZM45 71H49L50 75H52V72H53V71L48 70V68H47V70L45 69ZM55 71H54V72H55ZM62 71H63V70H62ZM62 71H61V72H62ZM65 71H66V69H65ZM65 71H63L64 76H65ZM117 71H119V70L117 69ZM145 71H146V69L144 70V74H145ZM163 71H164V70H163ZM165 71H166V70H165ZM190 71H191V70H190ZM194 71H195V73H198V72H196L195 69H194ZM194 71L192 70L193 74H195ZM213 71H214V69H213ZM213 71H212V78H213ZM31 72H32V71H31ZM35 72L37 73V71H35ZM39 72H40V71H39ZM39 72H38V73H39ZM56 72H57V71H56ZM73 72H74V71H73ZM170 72H171V71H170ZM172 72H173V70H172ZM175 72H176V71H175ZM186 72H188V71H186ZM192 72H191V74H192ZM7 73H8V72H7ZM38 73H37V75H38V76L40 75V77H41V76L45 75V74L48 73V72H46V73L43 74L42 71H41L42 75H41V73H40V74H38ZM125 73H127V70H126ZM153 73H154V76L156 77L155 74L157 73V71L152 72V74H153ZM160 73L162 74V78H163V76H164L165 74H167V72L164 73V72H162V71H159V72L157 73V77H156L158 80L155 79V77L152 75V77L155 79L154 82H158V83H156V84H159V80H160V79L158 78V75H159V77H160V75H161ZM163 73H164V75H163ZM206 73H205V74H206ZM216 73H218V72H216ZM227 73H228V72H227ZM227 73H226V74H227ZM18 74H19V73H17V75H18ZM21 74H23V72L20 73L19 75H21ZM26 74L30 77V75H29L30 73H29V74L26 73ZM31 74H32V73H31ZM57 74H58V73H57ZM57 74L55 73V77L57 76ZM68 74H69V72L67 71V72H66L67 77H68V76H72V74H74V73H72L71 75H68ZM133 74H134V73H133ZM138 74H139V73H138ZM144 74L142 75L143 78L149 77V75L145 77ZM172 74H173V73H171V74H169V75L173 76L174 74H173V75H172ZM209 74H210V73H209ZM218 74H219V73H218ZM218 74H216V76H217V80H218V82H219L220 80H221V82H222V79H218ZM6 75H7V74H6ZM37 75L35 74V77H36ZM46 75H47V74H46ZM58 75H59V74H58ZM61 75H62V74H61ZM179 75H180V74H178V76H179ZM184 75H185V74H184ZM227 75H228V74H227ZM230 75L233 76V74H231V73H230ZM7 76H8V75H7ZM21 76H22V75H21ZM47 76H48V75H47ZM76 76H77V75H76ZM208 76H209V75L206 74V75L203 77V79H204L203 82H205V77H206V79H208ZM17 77H18V79H19V76H17ZM23 77H24V75H23ZM43 77H46V76H43ZM57 77H58V76H57ZM152 77H151V74H150V77H149V78H152ZM165 77H167V75H165ZM169 77H170V76H168V78H169ZM179 77H180V76H179ZM182 77H184V76H182ZM222 77H223V76H222ZM222 77H220V78H222ZM228 77H229V76H228ZM262 77L264 78V75H263V74H262ZM36 78H37V77H36ZM41 78H42V77H41ZM47 78H48V77H47ZM47 78L44 79V81L46 80L45 82L51 81L50 79L47 80ZM49 78H50V76H49ZM52 78H54L53 75H52ZM69 78H72V77H69ZM69 78H68V79H69ZM134 78L136 79L137 77L135 76ZM139 78H140V77H139ZM143 78H141V79H143ZM173 78H174V79H179V78H177V76H176V78H175V76H173ZM234 78H235V77H234ZM234 78H232V79H234ZM24 79H25V77H24ZM27 79H28V78H27ZM55 79H56V78H55ZM146 79H147V78H146ZM146 79H145V80H146ZM164 79H165V78H164ZM203 79H202V80H203ZM261 79H262V78H261ZM261 79H260V81L262 82ZM34 80H35V78H34ZM138 80H139V79H138ZM148 80H149V79H148ZM148 80H147V81H148ZM156 80H157V81H156ZM162 80H163V79H162ZM162 80H161V82H162ZM169 80L172 81L171 78H169L168 81H169ZM223 80H224V79H223ZM229 80H230V79H229ZM234 80H235V79H234ZM22 81H23V78H22ZM25 81H26V80H25ZM31 81L33 82V79H32V78H31L30 82H31ZM35 81H36V80H35ZM35 81H34V84L36 85V82H35ZM55 81H56V80H55ZM55 81H54V82H55ZM58 81H59V80H58ZM60 81H61V80H60ZM142 81H143V80H141L140 83H143V85H144L143 87L145 88V86L147 85V82H142ZM166 81H167V79H166ZM166 81H165V82H166ZM179 81H181V80H179ZM182 81H183V80H182ZM215 81H216V80H215ZM225 81H226V80H224L223 83H224ZM236 81L238 82V81H240V79H239V80H236ZM236 81H235V83L233 82L234 85L237 83ZM260 81H259V82H260ZM30 82H29V83H30ZM61 82H63V81H61ZM161 82H160V84L163 83V82H162V83H161ZM175 82H176V81H175ZM221 82H220V83H221ZM17 83H18V82H17ZM20 83H21V81H20ZM22 83H23V82H22ZM96 83H97V82H96ZM140 83H139L138 81H137V84L135 83L136 89H138V87H137L138 84L142 86V84H140ZM148 83H150V82L148 81ZM151 83H153V79L151 80ZM151 83L149 84L150 86H152ZM177 83H178V82H177ZM180 83H181V82H180ZM184 83H185V81H184ZM206 83H207V82H206ZM213 83H215V82H213ZM213 83H211V86H212ZM216 83H217V81H216ZM216 83L213 84V85H216ZM229 83H230V82H229ZM229 83H228V84L226 83V85H229ZM239 83H237V84H239ZM40 84H41V83H40ZM43 84H44V83H43ZM43 84H42V85H43ZM51 84H52V82H51ZM57 84H59V83H57ZM99 84H101V82H100ZM130 84H131V82H130ZM156 84H154V86H152V87H150L149 85H147L146 87L149 86L150 89H151V88L155 87ZM160 84H159V85H160ZM164 84H165V83H164ZM164 84H163V86H164ZM175 84H176V83H175ZM175 84L173 85L174 87H173V86H172V87H168V86H167L166 90L168 91V88H170L169 91H170V90L173 91V92H171V91L169 92V91H168L170 95H171L172 93H173L172 95H174V94H176V93L178 92L177 95H176V96L178 97V96H179L178 94L180 93V89H181V88H180V89H176L177 86H175ZM221 84H222V83H221ZM246 84H245V85H246ZM14 85H15V84H14ZM27 85H28V84H27ZM32 85H33V84H32ZM37 85H38V84H37ZM37 85H36V86H37ZM45 85H46V84H45ZM60 85H61V84H60ZM128 85H129V84H128ZM132 85H133V84H132ZM176 85H177V84H176ZM223 85H224V84H223ZM230 85H232V84H230ZM234 85H233V87L231 86L229 89L236 88V86H234ZM239 85H240V84H239ZM242 85H243V84H242ZM247 85H246L245 87H248ZM259 85L261 86V84H259ZM38 86H39V85H38ZM38 86H37V88H40V87H41V86H39V87H38ZM56 86H57V85H56ZM62 86H63V84H62ZM129 86H130V85H129ZM208 86H210V85L208 84ZM211 86H210V88H211ZM221 86H222V85H221ZM237 86H238V85H237ZM249 86H255V84H254V85H253V84H250ZM15 87H16V86H15ZM30 87H31V86H30ZM44 87H45V86H44ZM46 87L48 88V85H47ZM60 87H61V86H60ZM65 87H66V86H65ZM133 87H134V86H133ZM156 87H157V86H156ZM165 87H166V85H165ZM165 87H162V85H161V87L158 86L157 90L159 89L158 91H161V92H162V90H160V88L165 89ZM175 87H176V88H175ZM179 87H180V85H179ZM179 87H178V88H179ZM181 87H182V86H181ZM203 87H204V85H203ZM223 87H225V86H223ZM16 88H17V87H16ZM16 88H15V90H16ZM33 88H34V86H33ZM35 88H36V87H35ZM37 88H36V90H37ZM62 88H63V87H62ZM66 88H67V87H66ZM144 88H140V89H144ZM171 88H172V89H171ZM173 88L176 89V90H174ZM182 88H183V87H182ZM210 88H209V89H210ZM221 88H222V87H221ZM226 88H227V86H226ZM239 88H240V86H238L236 89L238 90ZM243 88H244V86H243ZM252 88H253V87H252ZM13 89H14V88H13ZM18 89H19V87H18ZM30 89H31V88H30ZM30 89H27V90L29 91ZM42 89H43V88H42ZM49 89H52V88H49ZM98 89H99V88H98ZM100 89H101V88H100ZM140 89H138V90H140ZM146 89H148V88H146ZM236 89H235V90H236ZM241 89H242V88H241ZM246 89H249V88H246ZM253 89H254V88H253ZM3 90H4V89H3ZM11 90H12V89H11ZM15 90H12V91L14 92ZM31 90H32V89H31ZM36 90H35V91H36ZM56 90H57V89H56ZM58 90H59V92H60V89H58ZM63 90H65V89H63ZM84 90H85V89H84ZM95 90H96V88H95ZM102 90H104V89L102 88ZM138 90H137V91H138ZM148 90H149V89H148ZM157 90H156L155 92L158 93ZM204 90H205V88H204ZM232 90H233V89H232ZM235 90H234V91H235ZM28 91H27V92H28ZM72 91H73V90H72ZM96 91H97V90H96ZM100 91H101V90H100ZM142 91H143V90H142ZM149 91H150V90H149ZM152 91H153V90H151V92H152ZM163 91H164V90H163ZM227 91H228V90H227ZM229 91H230V90H229ZM239 91H240V90H239ZM239 91H237V92L235 91V92H236L237 94H240V93H238ZM259 91H260V90H259ZM2 92L4 93L5 91H2V90H1V93H2ZM13 92H11V93L13 94ZM31 92H32V91H31ZM40 92H42V91H41L40 89H38V93H39L38 96H39V98H40V95H41ZM47 92H48V91H47ZM47 92H46V93H47ZM73 92H74V91H73ZM161 92H160V93H161ZM168 92H167V93H168ZM183 92H184V91H183ZM219 92H220V91H219ZM219 92H218V93H219ZM243 92H244V91H243ZM257 92H258V91H257ZM263 92H264V88H263ZM3 93H2V95H4ZM6 93H7V92H6ZM14 93H15V92H14ZM17 93H18V92H17ZM19 93H20V91H19ZM19 93H18V95L20 96ZM44 93H45V92H44ZM62 93H63V92H62ZM64 93H65V92H64ZM164 93H166V91L162 92V94H160V95H163ZM227 93H228L227 95H230L231 99L235 98V96H236L235 93H231V94H229V92H227ZM246 93H247V92H246ZM22 94H23V93H22ZM22 94H21V95H22ZM35 94H36V93H35ZM55 94H56V93H55ZM58 94H59V93H58ZM60 94H61V93H60ZM81 94H82V93H81ZM138 94H139V93H138ZM152 94H153V92H152ZM155 94H156V93H155ZM181 94H183V93H181ZM181 94H180V96H179L180 98H181V96L184 95V94H183V95H181ZM250 94H252V93H250ZM262 94H263V93H262ZM2 95L0 94V96H2ZM18 95H16L17 98L19 97ZM27 95H29V94L27 93V94L25 95V97H28ZM66 95H67V94H66ZM66 95H65V96H66ZM141 95H142V94H141ZM153 95H154V94H153ZM157 95H159V94H157ZM157 95H156V96H157ZM160 95L157 96V98L160 97ZM167 95H168V94H167ZM170 95L166 96V94H165L166 98H168V99H169ZM172 95H171V97H172ZM187 95H188V94H187ZM220 95H221V93H220ZM253 95H255V93H254ZM253 95H251L252 97H250V100L253 99L254 97H256L257 100H258V98L261 96V94L259 95V93L257 94L258 97H257V96H253ZM263 95H264V94H263ZM263 95H262L261 97H263ZM30 96H31V95H30ZM36 96H37V95H36ZM36 96H35V98H34L33 95H32L31 97H33L34 100L36 101ZM38 96H37V97H38ZM139 96H140V95H139ZM151 96H152V95H151ZM151 96H150V97H151ZM156 96L154 95V96H152V97H156ZM184 96H185V95H184ZM4 97H5V96H4ZM75 97H76V96H75ZM78 97H79V96H78ZM141 97H142V96H141ZM179 97L176 98V99H177V100H178V99L180 100ZM210 97H211V98H210ZM212 97H213V96H207V99L212 100V101H213L214 99H216V101L214 100V102L217 103V102H218L217 100H219V98H216V96H214V98L212 99ZM261 97H260V98H261ZM19 98H20V97H19ZM33 98H32V101H33ZM39 98H38V100H37V105H39V102H40ZM56 98H57V97H56ZM142 98H143V97H142ZM148 98H149V97H148ZM148 98H147V100H148ZM157 98H155V99H156V102H155V100H154V101L151 100L153 104H154V102H155V104L157 103V101H158ZM162 98H163V99L165 98L164 95L162 96ZM166 98H165V99H166ZM222 98H224V96H223ZM222 98L220 97V102H219L220 104H221V99H222ZM225 98H226V97H225ZM225 98H224V100L226 101L227 99H225ZM227 98H229V97L227 96ZM236 98L238 99V97H236ZM256 98H254V99H256ZM2 99H3V97H2ZM5 99H6V98H5ZM5 99H4V100H5ZM28 99L31 100L30 98H28ZM28 99H27V100H28ZM41 99H42V97H41ZM81 99H82V98H81ZM85 99H86V98H85ZM92 99H93V98H92ZM104 99H105V97H104ZM144 99H145V98H144ZM152 99H153V98H152ZM158 99H159V102H160V101H161L160 98H158ZM168 99H166V100L168 101ZM174 99H175V98H172V100L176 102L177 100H174ZM181 99H182V98H181ZM229 99H230V98H229ZM237 99L234 100V101H235L234 103H237V101H238ZM248 99H249V96H248ZM254 99H253V100H254ZM0 100H1V98H0ZM9 100H10V99H9ZM15 100H16V98H15ZM94 100H95V99H94ZM147 100H146V101H147ZM166 100H165V101H166ZM170 100H171V98H170ZM170 100H169V101H170ZM172 100H171V101H172ZM204 100H205V99H203V102H204ZM224 100H223V103H224ZM240 100L243 101L242 98H241ZM260 100H262V99H260ZM16 101H17V100H16ZM35 101H34V102H35ZM149 101H150V98H149L148 102H149ZM165 101H164V102H165ZM167 101H166V103H167ZM185 101H186V100H185ZM22 102H23V101H22ZM24 102H25V104H26V101H24ZM30 102H31V101H29V103H30ZM54 102H55V101H54ZM64 102H65V101H64ZM93 102H94V101H93ZM101 102H102V101H101ZM138 102H139L138 104H140V102H142V104H140V105H138V104L136 103V105H138V106H141V105H142V106H145V107H146V105H147V104L145 105V100H144V102H143L142 100H141V101L139 100ZM178 102H179V101H178ZM207 102H208V101H207ZM209 102H210V103H206V104L204 105L203 109H202V112H205V114H207L206 117L209 115L208 112H210L211 114L213 113V112L211 111V109L213 110L214 107L211 108V106H212L211 104H213L214 102H213V103H212L211 101H209ZM226 102H227V101H226ZM230 102H232V100H230ZM255 102L258 103L257 101H255ZM262 102H264V101H262ZM9 103H11V102H9ZM13 103H14V102H13ZM15 103H16V102H15ZM31 103H32V102H31ZM31 103H30V104H31ZM41 103H42V101H41ZM41 103H40V104H41ZM44 103H45V102H44ZM79 103H81V102H79ZM83 103H84V102H83ZM98 103H99V102H98ZM104 103H105V102H103V104H104ZM152 103H151V105H152ZM161 103H162V101L160 102V105H159L158 103H157V105H159L160 107H162V104H161ZM183 103H184V102H183ZM223 103H222V104H223ZM251 103H252V102H251ZM260 103H261V102H260ZM25 104H24V105H25ZM35 104H36V102H35ZM99 104H101V103H99ZM149 104H150V102H149ZM172 104H173V103H172ZM230 104H231V103H230ZM240 104H241V103H240ZM244 104H245V103H244ZM258 104H259V103H258ZM258 104H256V105H258ZM8 105H9V104H8ZM11 105H13V104H11ZM20 105H21V103H19V106H20ZM22 105H23V103H22ZM76 105H77V104H76ZM79 105H80V104H79ZM92 105H93V104H92ZM92 105H91V106H92ZM104 105L106 106V103H105ZM151 105H150V109L152 108ZM165 105H166V104H165ZM167 105H168V104H167ZM202 105H203V104H202ZM224 105H225V103H224ZM261 105H262V104H261ZM263 105H264V103H263ZM19 106H18V107H19ZM28 106H29V105H28ZM30 106H31V105H30ZM32 106H33V105H32ZM34 106H35V105H34ZM74 106H75V105H74ZM87 106H88V103H87ZM97 106H98V105H97ZM178 106H179V105H178ZM220 106H221V105H220ZM226 106L229 107V104H227ZM243 106H244V105H243ZM249 106H250V105H249ZM252 106H253V105H252ZM16 107H17V106H16ZM18 107H17V108H18ZM20 107H21V106H20ZM38 107H40V105H39ZM42 107H43V106H42ZM42 107H40V108H42ZM46 107H47V106H46ZM80 107H81V106H80ZM80 107H79V108H80ZM85 107H86V106H85ZM88 107H89V106H88ZM101 107H102V106H101ZM147 107H148V106H147ZM156 107L158 108V106L153 105V108H152L151 110L153 111L154 108H155V110H156ZM167 107H170V106H167ZM167 107H166V108H167ZM174 107H176V106H174ZM218 107H219V105H218ZM222 107H223V105H222ZM230 107H232V105H230ZM230 107H229V108H230ZM246 107H247V106H246ZM246 107H245V108H246ZM253 107L255 108L256 106H253ZM253 107H251L252 109H251V108H249V109H251V111H253V109H254ZM257 107H258V106H257ZM261 107H262V106L258 107V110H259L260 112H261V111L263 110V108H264V107H262V110H261V109H260ZM2 108H3V107H2ZM10 108H15V107H9V109H10ZM23 108H24V107H23ZM27 108H28V107H27ZM27 108H24V109H27ZM30 108L32 109V112L30 111L31 114H32V117L34 116V118H35V114H36V113L34 114L33 111H34V109H35L36 107H30ZM30 108H28V109H30ZM40 108H38V109H40ZM47 108H48V107H47ZM58 108H59V107H58ZM61 108H63V107H61ZM66 108H67V107H66ZM79 108L77 109L78 112L81 111V110H79ZM127 108H129L128 105H127ZM177 108H178V107H177ZM19 109H20V108H18V110H19ZM31 109H30V110H31ZM52 109H53V108H52ZM80 109H81V108H80ZM85 109H86V108H85ZM103 109H104V108H103ZM109 109H110V108H109ZM147 109H149V108H147ZM150 109H149V111H150ZM159 109H160V108H159ZM159 109H157V110H159ZM162 109H164V108H162ZM234 109H235V108H234ZM1 110H2V109H1ZM5 110H6V109H5ZM14 110H15V109H13L12 111H14ZM94 110H95V109H94ZM216 110H217V108H216ZM15 111H17V109H16ZM25 111H26V110H25ZM39 111H40V110H39ZM42 111H43V110H42ZM128 111H129V110H128ZM134 111H135V110H134ZM167 111H168V110H167ZM167 111H166V112H167ZM169 111H170V109H169ZM207 111H208V112H207ZM240 111H241V110H240ZM243 111H244V112L246 111V113H243ZM243 111L240 112V113L244 114V116H245V118H246V116L249 114V113H247L248 110H245V109H244ZM263 111H264V110H263ZM18 112H19V111H18ZM34 112H35V111H34ZM36 112H38V111H37V108H36ZM81 112H82V111H81ZM90 112H92V111H90ZM99 112H100V111H99ZM108 112H110V110H108ZM153 112H154V111H153ZM155 112H156V111H155ZM155 112H154V113H155ZM198 112H199V111H198ZM256 112H258V111L256 110ZM3 113H4V112H3ZM12 113H13V112H12ZM20 113H21V112H20ZM38 113H39V112H38ZM67 113H68V111H67ZM106 113H107V112H106ZM144 113H145V112H144ZM176 113H178V112H176ZM176 113H175V114H176ZM192 113H193V112H192ZM15 114H16V113H15ZM21 114H22V113H21ZM21 114H19V115H21ZM29 114H30V113H29ZM29 114H28V115H29ZM31 114H30V115H31ZM33 114H34V115H33ZM44 114H45V113H44ZM77 114H78V113H77ZM84 114H85V113H84ZM98 114H99V113H98ZM98 114H97L96 116H98ZM127 114H128V113H127ZM145 114H147V113H145ZM148 114H149V113H148ZM162 114H163V113H162ZM196 114H197V113H196ZM202 114L204 115V113H202ZM215 114H216V113H215ZM215 114H214V115H215ZM245 114H247V115H245ZM250 114H251V113H250ZM250 114H249V115H250ZM259 114H260V113H259ZM13 115H14V114H13ZM28 115H27V116H28ZM30 115H29V116H30ZM75 115H76V114H75ZM90 115H91V114H90ZM128 115H129V114H128ZM149 115H150V114H149ZM176 115H177V114H176ZM176 115H175V120L178 121V118H176ZM200 115H201V113H200ZM224 115H225V113H224ZM249 115H248L247 117H250ZM261 115H262V114H261ZM22 116H23V115H22ZM22 116H21V117H22ZM91 116H92V115H91ZM96 116H95V117H96ZM99 116H100V115H99ZM110 116H111V115H109V117H110ZM113 116H114V115H113ZM144 116H145V115H144ZM170 116H171V115H170ZM170 116L168 117L169 119H170ZM196 116H197V115H196ZM210 116H211V115H210ZM219 116H221L220 113H219ZM2 117H3V116H2ZM32 117H30V118H32ZM41 117H42V116H41ZM41 117H39V118H41ZM100 117L103 118V116H100ZM100 117H98V120H94V118H89V119H90V120L88 121L89 124H88V127H86V128H87V129H86L87 131L84 130L85 128L83 129L84 132L86 131V132H85V133H86V136H85V137H87V138L89 137V138H90L91 136L94 137V135H95V137H94V139H95V138H96V134L99 133V132H101V131H103V130L106 128L107 123H105V121H106V119H107V118H106L107 116L104 118V120H101ZM109 117H108V118H109ZM151 117H152V116H151ZM160 117H161V116H160ZM0 118H1V117H0ZM14 118L16 119L17 117H14ZM34 118H32V119H33V123L35 122V121H34ZM85 118H86V117H85ZM152 118H153V117H152ZM168 118H167V119H168ZM187 118H188V115H187ZM197 118H202V116H201V117H198V116H197ZM203 118H205V117H203ZM216 118L218 119V116H216ZM220 118H221V117H220ZM235 118H237V117H235ZM239 118H240V117H239ZM19 119H20V118H17L15 121H18ZM35 119H36V118H35ZM54 119H55V118H54ZM70 119H71V118H70ZM113 119H114V118H113ZM124 119H126V118H124ZM195 119H196V118H195ZM223 119H224V118H223ZM223 119H222V120H219V122H220V121H221V122H224ZM0 120H1V119H0ZM2 120H3V119H2ZM39 120H40V119H39ZM107 120H108V119H107ZM141 120H142V119H141ZM147 120H148V119H147ZM175 120H174V121H175ZM202 120H203V119H202ZM202 120H201V121H202ZM207 120H208V119H207ZM207 120H206V121H207ZM224 120H225V119H224ZM238 120L240 121V120H242V119L240 118V119H238ZM254 120H256V118H255ZM15 121H14V122H15ZM37 121H38V120H37ZM108 121H109V120H108ZM124 121H125V120H124ZM151 121H152V120H151ZM162 121H163V120H162ZM169 121H171V119H170ZM169 121H168V122H169ZM203 121L206 123V125H208V124L210 123L209 120H208L209 123H208V121H207V122H206L205 120H203ZM203 121H202V125H203L202 128H201V127H198L199 124H200V126H202V125H201V122L199 123V121H198V123H199L198 125H197V123H195V125H197V127H198V130H193V131H192V136L190 135L189 137H194L195 140H196V139L198 140V138L196 137V136H198V137H202V139H203V137L206 138V135H205V134H206V132H208V131H209L208 133H210L211 136L214 137V135H212V132H210L212 129L210 128L211 130H208V128L212 126V125H210V124H212V122H213L214 120L209 124V126H208L207 128H206V126H204L205 123H203ZM228 121H230V120H228ZM249 121H250V120H249ZM0 122H2V121H0ZM31 122H32V121H31ZM73 122H74V121H73ZM152 122H153V121H152ZM168 122H167V124H168ZM192 122H193V121H192ZM216 122H217V121H216V119H215V123H216ZM235 122L238 124L237 119L235 120ZM241 122H244V121H241ZM241 122H239V123H241ZM250 122H251V121H250ZM252 122H253V121H252ZM33 123H32V124H33ZM40 123H41V122H40ZM70 123H71V122H70ZM112 123H114V122H112ZM140 123H141V122H140ZM171 123H172V122H171ZM171 123H169V125H170ZM213 123H214V122H213ZM253 123H254V122H253ZM38 124H39V123H38ZM53 124H54V123H53ZM61 124H62V123H61ZM66 124H67V123H66ZM75 124L77 125V123H75ZM125 124H126V123H125ZM125 124H124V125H125ZM136 124H137V123H136ZM142 124H143V123H142ZM144 124L146 125V123H144ZM144 124H143V125L138 124L139 127L136 126V127H137L136 129H137V130L140 129V132H139V131H138V132L135 131V132H137V133H134V134H136V135L132 134L131 136H130V135L127 136V135L124 134V132H122L123 130L120 132V134H119L120 137H118V138H119L118 141L121 143L122 147H123L124 144H125L124 147H126V144H127L128 147H129V145H130V147L133 148L132 150L135 149L134 146H133V142H135V140L137 141V140L139 139L138 137L140 136L141 133H143V131H146L145 129H148V128H145L146 126H144ZM167 124H165L164 126L167 128L168 132L170 133V132L173 130V128L170 127V129H172V130L169 131L170 129H168L169 127L166 126ZM176 124H177V122H176L175 124H173V126L176 125ZM216 124H217V123H216ZM62 125H63V124H62ZM76 125H74V126H76ZM81 125H82V123H81ZM105 125H106V126H105ZM115 125H116V124H115ZM115 125L113 126L114 128H115ZM119 125H120V124H119ZM134 125H135V124H134ZM140 125H141V128L144 127V129L142 128L143 130L140 128ZM2 126H3V124H2ZM27 126H28V125H27ZM33 126H34V125H33ZM41 126H42V125H41ZM67 126H68V125H67ZM74 126H73V127H74ZM82 126H85V123H84V125H82ZM164 126H163V127H164ZM170 126H171V125H170ZM173 126H172V127H173ZM117 127H118V126H117ZM121 127H122V125H121ZM121 127H120V129H121ZM165 127H164V128H165ZM174 127L177 128V126H174ZM194 127H195V126H194ZM204 127L206 128L205 131H204V133H205L204 135H205V136H203V134L201 135V133H203L202 131L204 130ZM216 127H218V126H216ZM216 127H215V128H216ZM231 127H233V126H231ZM263 127H264V126H263ZM1 128H2V127H1ZM45 128H46V127H45ZM53 128H54V127H53ZM69 128H70V127H69ZM125 128H126V127H125ZM138 128H139V129H138ZM164 128H163L162 133H163L164 130H165ZM199 128H200V129H199ZM212 128H214V127L212 126ZM224 128H225V127H224L223 125H222L221 127H220V125H219V127L216 128V129H220V130H222V129H224ZM14 129H16V128H14ZM54 129H55V128H54ZM66 129H68V128H66ZM77 129H78V128L76 127V131H77ZM79 129H80V128H79ZM79 129H78V130H79ZM81 129H82V128H81ZM133 129H134V127H133ZM154 129H155V128H154ZM159 129H160V128H159ZM161 129H162V128H161ZM178 129H179V128H178ZM216 129H213V130H214V131H213V134L216 133V132H215ZM226 129H227V128H226ZM246 129L248 130V128H246ZM263 129H264V128H263ZM3 130H4V129H3ZM10 130H11V129H10ZM47 130H48V129H47ZM47 130H46V131H47ZM113 130H114V129H113ZM167 130H165V131L167 132ZM176 130H177V129H176ZM176 130H175V131H176ZM180 130H181V129H180ZM206 130H208V131H206ZM12 131H13V130H12ZM69 131H70V130H69ZM104 131L106 132V130H104ZM107 131H108V130H107ZM119 131H120V130H119ZM126 131H127V130H126ZM223 131H225V129H224ZM223 131H222V134H221V132L218 130V132H220L219 135L221 134V139H222V141H223V135H224V132H223ZM234 131H235V129H234ZM237 131H238V130H237ZM15 132H16V131H14L13 134H15ZM81 132H82V130H81ZM105 132H104V133H105ZM130 132H131V131H130ZM166 132H164V133H166ZM179 132H180V131H179ZM179 132H175V133H179ZM214 132H215V133H214ZM226 132H228V130L225 131V134H226ZM239 132H241V131H239ZM5 133H6V132H5ZM5 133H4V134H5ZM9 133H10V132H9ZM30 133H31V132H30ZM30 133H29V134L27 133L26 135H29V136H30ZM58 133H59V132H58ZM82 133H83V132H82ZM145 133H147V132H145ZM148 133H149V132H148ZM164 133H163V135L165 136ZM169 133H168V134H169ZM243 133H244V132H243ZM259 133L261 134V132H259ZM263 133H264V130H263ZM72 134H73V133H72ZM79 134L81 135V133H79ZM99 134H100V133H99ZM102 134H103V133H102ZM150 134H151V133H149V135H150ZM160 134H161V130H160ZM160 134H158V136H156L157 139H160V138H158V137L162 136V137H161V140H160L159 142L162 141V138H165V139L167 138V137H164L163 135H160ZM187 134H188V133H187ZM210 134H208V135H210ZM246 134H247V132H246ZM16 135H17V134H16ZM23 135H24V136H22V137H24L25 139L28 137V136H25V134H23ZM64 135H65V134H64ZM70 135H71V134H70ZM74 135H75V134H74ZM80 135H75V136H77V138H75L76 141H75V139H74V141L76 142V143H74V144H77V140H79V139L81 138V137H80V138L78 137V136H80ZM141 135H143V134H141ZM170 135H172V136H174V137H177V136H179L180 134L177 135V136H175V135H173V134L171 133ZM170 135H168V136H170ZM208 135H207V137L209 138ZM263 135H264V134H263ZM263 135H262V136H263ZM36 136H37V135H36ZM43 136L45 137V136H48V135L45 134V135H43ZM83 136H84V135H83ZM106 136H107V135H106ZM147 136H148V134H147ZM150 136H152V135H150ZM166 136H167V133H166ZM246 136H247V135H246ZM19 137H20V136H19ZM44 137H43V138H44ZM63 137H64V136H63ZM152 137L154 138V135H153ZM156 137H155V138H156ZM215 137H217V138H215ZM215 137H214V139H217V140L219 141L220 136L218 137V134H217V136H216V134H215ZM225 137H227V136H225ZM225 137H224V138H225ZM231 137H233V136H231ZM20 138H21V137H20ZM20 138H19V139H20ZM36 138H38V137H36ZM45 138H46V137H45ZM57 138L59 139V135H57ZM64 138L66 139L67 137H64ZM91 138H92V137H91ZM153 138H152V139H153ZM172 138H173V137H172ZM183 138H184V137H183ZM208 138H206V139H208ZM237 138H239V137L237 136ZM0 139H1V138H0ZM25 139H23V140H25ZM30 139H31V138H30ZM30 139L28 138V140H30ZM98 139H99V138H98ZM148 139H149V138H148ZM148 139H147V140H148ZM157 139H153V142H154V141H155V142H158V141H156ZM168 139H169V137H168ZM173 139H174V138H173ZM173 139H172V140H173ZM177 139H178V138H177ZM177 139H176V140H177ZM191 139H192V138H191ZM209 139H212V138H209ZM214 139H213V141H214ZM23 140H22V141H23ZM28 140L26 139L25 141L27 142ZM61 140H63V139H61ZM61 140H60V141L56 140V141H58L57 143L60 144V143H61ZM72 140H73V139H71V141H72ZM149 140H150V139H149ZM172 140H171V141H172ZM174 140H175V139H174ZM188 140H189V139H188ZM197 140H196V141L193 140V142H194V143H197ZM200 140H201V138H200ZM203 140H204V139H203ZM251 140H252V139H251ZM20 141H21V139H20ZM30 141H32V139H31ZM33 141H34V140H33ZM69 141H70V139L68 140V142H69ZM71 141L68 143L69 145H70ZM89 141H90V140H88V142H89ZM91 141H92V140H91ZM144 141H145V142H142V143H144L143 146H145V148L142 146V149L144 148V149H143V152H141V151H140V148H138L139 145H138L137 149H135L136 151H138V149H139L138 152L135 151L136 154H137V153H138V154L141 153L140 156H141V155L143 156V158H140V159H141V160H140L141 162H142L143 159H144L145 161L147 160V159H145V157H146V153H148L149 151L151 152V148H152V146H151L152 142H151V141H150V142L147 141V143H146V140H144ZM163 141H164V142L159 143V145L161 144L162 146H164V145H167V143L169 142L168 140H163ZM165 141H166V144L163 145V143H165ZM167 141H168V142H167ZM184 141H185V139H184ZM201 141H202V140H201ZM225 141H227L226 138H225V140L223 141V143H224ZM231 141H233V140H231ZM238 141H239V140H238ZM243 141H244V140H243ZM14 142H15V141H14ZM14 142H13V143H14ZM26 142H25V144H26ZM59 142H60V143H59ZM82 142H83V141H82ZM84 142H85V141H84ZM92 142H93V141H92ZM95 142H97V141H95ZM155 142L152 144L153 147H155L154 144L157 145L156 148L159 147V146H158V143L156 144ZM173 142L176 143V141H173ZM173 142H172V143H173ZM177 142H179V141H177ZM185 142H186V141H185ZM199 142H200V141L198 140V143H199ZM215 142H216L218 145H219V143L221 144V141H219V143H218L217 141H215ZM227 142H230V141H227ZM239 142H240V141H239ZM16 143H17V142H16ZM49 143H50V142H49ZM54 143H55V142H53V144H54ZM79 143H80V141H79ZM93 143H94V142H93ZM117 143H118V142H117ZM137 143H138V141H137ZM137 143L134 144V145H137ZM150 143H151V144H150ZM172 143H170L169 145H167V148L165 147V151L168 150L167 152H165V151H164V148L161 147V148H162V151H161V153H159V156H163V153H162L163 151H164L165 153H168V154L165 155V157L162 158L163 162H160V164H159L158 166H157V162L159 163L160 158H159V161H158V159H156L157 162H155L154 157L156 156V154H157L159 151H158L157 153L154 152V153H155V156H154V157H153V156H152V157L150 156V159L152 158V160H154V162L156 163V164H155V163L151 160L152 165H153V163H154V166H155V165H156V166H155V167L152 166V165L150 166V164H151V163H150V164H149V167L147 166V168H146V171H147L148 173H145V174H147V175H151V174H149V173H150L149 171H152L151 173H152L153 178H152L151 176H150V177H151L152 179H151L150 177H148V178L150 179V182H149L148 184H147V183H144L143 185H147V186H146L147 188L145 187L146 190L149 189V191H151V192H153V193H156V192L159 193V194H158V197H157V203H159L158 205H160V206H163V204L161 205V203H163L164 201H166L167 196H168V195H166V199H165V198H162L163 195H162V197H161V193H164V192H163L164 190H163V188H162L161 182H164V181L168 180V182L170 183L171 180H173V184H174V179H173V175H174L173 172H174V170L172 171V170L169 169L170 171H172V174H173V175L171 176V180H170V181H169L170 177H168L166 173H167V170H168V168H169L168 165H169L170 163L172 164V161H173L174 157L176 158V155H177V157H178V154H177V153H178V152H179V153L181 152V151H180L181 149H180L179 147L182 146V142L180 141L181 145H179V146H178V144H172ZM198 143H197V144H198ZM246 143H247V142H246ZM260 143H261V142H260ZM21 144L23 145L22 142H21ZM25 144H24V145H25ZM36 144H37V143H36ZM71 144H72V143H71ZM82 144H83V143H82ZM114 144H115V142H114ZM186 144H187V142H186ZM200 144H201V142L199 143V145H200ZM217 144H216V145H217ZM224 144L226 145V142H225ZM235 144H236V143H235ZM240 144H241V143H240ZM22 145H20V144H17V145H16V147H17V146H20V148H17L18 151H16V153L19 152V151L21 150ZM66 145H67V144H66ZM77 145L80 146L79 144H77ZM86 145H87V144H86ZM86 145H85V146H86ZM94 145H95V144H94ZM100 145H101V144H100ZM111 145H112V144H111ZM111 145H109L108 148H107V149L109 150V152H110L111 149H112V148H111V147H112ZM193 145H194L195 147L198 146V145H195V144H193ZM208 145H210V144H208ZM225 145L217 146L218 149H215V148L212 147L211 150L216 151V152H217V150H219V151H221V152H224V151L226 150V148H225V149L222 148V150L224 149V151H222V150H220V149H221V147H223V146L225 147ZM1 146H2V145H0V147H1ZM70 146H71V145H70ZM74 146H76V145H74ZM74 146H71L72 148H69V149H70V151H69L70 153H71L72 151H74V149H75ZM78 146H76V147H78ZM96 146H97V145H96ZM105 146H106V145H105ZM114 146H115V145H114ZM228 146H229V143H228ZM228 146H227V148H228ZM233 146H234V145H233ZM233 146H230V147H233ZM244 146H245V145H244ZM13 147H14V146H13ZM29 147H30V146H29ZM97 147H98V146H97ZM101 147H102V146H100V149H101ZM109 147H110V149H109ZM124 147H123V148H124ZM185 147H186V145H185ZM185 147H184V148H185ZM202 147H204V146H200V148H202ZM219 147H220V148H219ZM230 147H229V148H230ZM263 147H264V146H263ZM4 148H5V147H4ZM67 148H68V147H67ZM73 148H74V149H73ZM83 148H84V147H83ZM85 148H86V147H85ZM102 148L105 149L104 146H103ZM119 148H120V147H119ZM126 148H127V147H126ZM131 148H130V149H131ZM156 148H155V151H156ZM181 148H182V147H181ZM204 148H205V147H204ZM204 148H202V149H203V152H202V149H200V151H201L202 153H204V152L206 151V150L204 151ZM208 148H209V147H208ZM210 148H211V147H210ZM210 148H209L206 152H208V151L210 150ZM229 148H228L227 150H231V148H230V149H229ZM240 148H242V147H240ZM248 148H249V146H248ZM248 148H247V149H248ZM36 149H37V148H36ZM58 149H59V147H58ZM71 149H73V150H71ZM77 149H79V148H77ZM100 149H97V151L101 152ZM103 149H102L103 152H104V151L107 152L106 149H105V150H103ZM166 149H167V150H166ZM186 149H188V151H187ZM186 149H185V153H184V155L186 154V151H187V156L190 157V154H188V152L191 151V150H190V148H186ZM205 149H207V147H206ZM214 149H215V150H214ZM243 149H244V148H243ZM10 150H11V149H10ZM13 150H14V148H13ZM64 150H66V149H64ZM92 150H93V149H92ZM124 150H125V148H124ZM198 150H199V147H196V151H198ZM227 150H226V152L229 154L230 152L227 151ZM238 150H239V149H238ZM244 150H245V149H244ZM0 151L2 152L1 149H0ZM32 151H33V150H32ZM32 151H31V152H32ZM77 151H78V150L75 149V152H76V153H77ZM90 151H91V150H90ZM95 151H96V149H95ZM95 151H94V152H95ZM97 151H96V152H97ZM125 151H126V150H125ZM125 151H124V152H125ZM152 151H153V148H152ZM200 151H199V154L197 153L198 155H200V153H201ZM213 151H212V154H213V153L216 154V153L213 152ZM246 151H247V150H246ZM259 151H260V152L263 151V153H264V148H263L262 150H259ZM3 152H5V151H3ZM11 152H12V151H11ZM20 152H21V153H20ZM20 152L18 153L19 155L22 154V150H21ZM26 152H28L27 155H29V151H28V149H27ZM78 152H79V151H78ZM83 152H84V151H83ZM94 152H93V153H94ZM99 152H98V153H99ZM106 152H104V153H106ZM109 152H108V154H109ZM210 152H211V151H210ZM210 152H208V153H204V154H208L209 157H210V156H211V153H210ZM221 152H218V153H219L218 155H220ZM233 152H234V151H233ZM257 152H258V151H257ZM257 152H256V153H257ZM63 153H64V152H63ZM70 153H69V154H70ZM79 153H80V152H79ZM85 153H87V150H86ZM88 153H89V154H88ZM88 153H87L88 155H91L90 152H88ZM98 153H96V155H97ZM101 153H102V152H101ZM101 153H100V154H101ZM143 153H144V154H143ZM152 153H153V152H152ZM243 153H245V152H243ZM243 153H242V154H243ZM250 153H251V152H250ZM254 153H255V152H254ZM67 154H68V152H67ZM72 154H74V153L72 152ZM83 154H84V153H83ZM102 154H103V153H102ZM106 154H107V153H106ZM148 154H149V155H152V154H150V153H148ZM161 154H162V155H161ZM191 154H192V152H191ZM193 154H195V153H193ZM214 154H213V155H214ZM221 154H223V153H221ZM225 154H226V153H224L223 155H225ZM232 154H233V153H232ZM240 154H241V152H240ZM259 154H260V153H259ZM259 154H258V156H259ZM27 155H25V157H26ZM55 155H56V154H55ZM63 155H64V154H63ZM63 155H62V157H63ZM70 155H71V154H70ZM84 155H85V154H84ZM144 155H145V156H144ZM153 155H154V154H153ZM157 155H158V154H157ZM182 155H183V153H182ZM208 155H207V159H206V157H203V158L206 160V162H207L208 159H210V158L208 157ZM216 155H217V154H216ZM216 155H214V156H216ZM248 155H249V153H248ZM252 155H253V153H252ZM252 155L250 156V159L252 158ZM260 155H262V153H261ZM4 156H5V154H4ZM85 156L87 157V155H85ZM99 156H100V155H99ZM99 156H98V157H99ZM117 156H118V155H117ZM117 156H115V157H117ZM140 156L137 155V156L132 157V158H133V159H134V158L138 159ZM202 156H206V155H202ZM220 156H221V155H220ZM220 156H219V158H221ZM225 156H226V155H225ZM16 157H17V156H16ZM21 157H24V155H22ZM27 157H28V156H27ZM27 157H26V158H27ZM86 157H85V158H86ZM90 157H91V156H90ZM90 157H89V158H90ZM147 157H148V155H147ZM147 157H146V158H147ZM182 157H183V156H181V158H182ZM185 157H186V155H185ZM195 157L198 158V156L195 155V156L193 157V160H192L193 162H195V160H196ZM199 157H200V158H198V159L201 160V156H199ZM217 157H218V156H217ZM228 157H229V156H228ZM239 157H240V155H239ZM241 157H242V156H241ZM248 157H249V156H248ZM260 157L262 158V156H260ZM37 158H39V157H37ZM51 158H52V157H51ZM87 158H88V157H87ZM89 158H88V160H89ZM91 158H95V157H91ZM91 158H90V161H91ZM106 158H107V157H106ZM118 158L121 159V157H119V156H118ZM155 158H156V157H155ZM181 158H180V159H181ZM212 158H213V157H212ZM222 158H223V157H222ZM222 158H221V159H222ZM242 158H243V157H242ZM263 158H264V157H263ZM11 159H12V158H11ZM28 159H29V158H28ZM31 159H32V158H31ZM72 159H73V158H72ZM97 159H98V158H97ZM99 159H101V158H99ZM115 159H116V158H114L113 160H115ZM136 159H134L133 161L135 162ZM148 159H149V158H148ZM176 159H177V158H176ZM188 159H189V158H187V160H188ZM217 159H218V158H217ZM225 159H226V158H225ZM228 159H229V158H227V160H228ZM234 159H235V158H234ZM245 159H247V158H245ZM250 159H249V160H250ZM26 160H27V159H26ZM29 160H30V159H29ZM29 160H28V161H29ZM32 160H33V159H32ZM61 160H62V158H61ZM84 160H85L84 163H86V160H87V159H83V161H84ZM92 160H94V159H92ZM116 160H117V159H116ZM122 160H123V159H122ZM122 160H121V161H122ZM124 160H125V159H124ZM162 160H161V161H162ZM190 160H191V158H190ZM212 160H213V159H212ZM212 160H211V162H212ZM222 160H223V162H219L220 164H221V163L223 164L224 161H226V160H224V159H222ZM222 160L219 159V161H222ZM257 160H258V159H257ZM261 160H262V159H260L258 162H256V161H252V160H251V161H252V162H255V166H256V164L259 163ZM3 161H4V159H3ZM9 161H10V160H9ZM30 161H31V160H30ZM56 161H57V160H56ZM83 161H82V162H83ZM95 161H98V160H95ZM131 161H132V160H130V162H131ZM136 161L139 162V159L136 160ZM149 161H150V160H149ZM174 161H175V160H174ZM174 161H173V162H174ZM177 161H178V159H177ZM180 161H181V160H180ZM183 161H184V159H183L181 162L183 163ZM185 161H186V160H185ZM192 161H191V162H192ZM214 161H216L215 158H214ZM238 161H239V160H238ZM241 161H242V160H241ZM0 162H1V161H0ZM17 162H18V161H17ZM33 162H35V161H33ZM57 162H58V161H57ZM71 162H72V160H71ZM102 162H103V159H102ZM134 162H133L131 165L128 164V163H127V164L130 165L131 167H134V168L137 169L138 167H136V166H137V165L139 166V163H137L136 166H133ZM141 162H140V163H141ZM191 162H188V163L190 164V167H189V168H191V166H192V165H191ZM211 162H210V160H209V164H210ZM249 162H250V161H249ZM252 162H250V165H252V164H251ZM262 162H263V161H261L260 164H261ZM8 163H10V162H8ZM12 163H13V162H12ZM73 163H74V162H73ZM87 163H88V162H87ZM89 163H90V162H89ZM96 163H97V164H95V165H98L99 162H96ZM103 163H104V162H103ZM106 163H108L107 159H106ZM106 163H105V164H106ZM122 163H123V162H122ZM146 163H147V161H146ZM148 163H149V162H148ZM182 163H179L180 165L178 164V166H180L179 168H181ZM184 163H185V162H184ZM188 163H187V165H185V166H189ZM207 163H208V162H207ZM263 163H264V162H263ZM263 163H262V164H263ZM0 164H1V163H0ZM3 164H4V163H3ZM3 164H2V165H3ZM6 164H7V163H6ZM30 164H31V163H30ZM45 164H46V163H45ZM81 164H82V163H81ZM92 164H93V163H92ZM101 164H102V163H101ZM114 164H115V163H114ZM124 164H125V162H124ZM127 164H126V165H127ZM135 164H136V162H135ZM173 164L176 166V163H173ZM220 164H219V165H220ZM226 164L228 165V162H227ZM226 164H224V165L227 166ZM236 164H238V163H235V165H234V162H233L232 165H231V168H230V166H228V167H227V168H228V171L226 170L225 173L230 172L229 175L231 174V176H233L232 173L235 171V169H236L237 167L240 168V165H239V164L236 165ZM247 164H249V163H247ZM260 164L257 165V167L260 166ZM2 165H1V167H2ZM12 165H14V164H12ZM40 165H41V164H40ZM40 165H38V166H40ZM74 165L76 166V164H74ZM74 165H73V167H74ZM77 165H78V164H77ZM82 165H83V164H82ZM82 165H81V166H82ZM84 165L87 166V164H84ZM84 165H83V166H84ZM93 165H94V164H93ZM117 165H118V164H117ZM121 165H122V164H121ZM147 165H148V164H147ZM243 165H244V164H243ZM243 165H242V167H243ZM250 165H248V166H250ZM10 166H11V165H10ZM18 166H19V165H18ZM22 166H23V162H22ZM33 166H35V165H33ZM78 166H79V165H78ZM86 166H85V168H87ZM103 166H104V165H102V167H103ZM113 166H115V165H113ZM122 166L125 167L124 165H122ZM165 166H166V168H167L166 172L164 171V170H165ZM167 166H168V167H167ZM203 166H204V165H203ZM208 166H209V165H208ZM208 166H207V167H208ZM212 166H213V164H212ZM220 166H221V165H220ZM232 166L235 167V169L232 168ZM245 166H246V165H245ZM245 166H244V167H245ZM3 167H4V166H3ZM11 167H12V166H11ZM14 167H15V166H14ZM19 167H20V166H19ZM24 167H26V166H24ZM96 167H97V166H96ZM105 167H106V166H105ZM108 167H109V169H111L109 165H108ZM151 167H152L153 170L151 169ZM153 167H154V168H153ZM262 167H263V166H262ZM28 168H29V167H28ZM33 168H34V167H33ZM36 168H37V167H36ZM46 168H47V167H46ZM48 168H49V167H48ZM55 168H56V167H55ZM75 168H76V167H75ZM77 168H78V167H77ZM82 168H83V167H82ZM88 168H89V166H88ZM93 168L95 169V166H93ZM99 168H100V166H99ZM125 168H126V169H129L127 166H126ZM125 168H124V169H125ZM148 168H150L151 170H150V169L148 170ZM176 168H177V166H176ZM205 168H206V167H205ZM210 168H211V167H210ZM210 168H209V169H210ZM227 168H226V169H227ZM229 168H230V171H229ZM245 168H246V170H248L247 167H245ZM245 168H243V169H245ZM260 168H261V166H260ZM24 169H25V168H24ZM24 169H23V167H22L21 169H19V171H20V170H23V173H24ZM31 169H32V168H31ZM80 169H81V168H80ZM80 169H79V170H80ZM97 169H98V168H97ZM100 169H101V168H100ZM103 169H104V168H103ZM103 169H102V171H103ZM163 169H164V170H163ZM173 169H174V168H173ZM182 169H183V171H184V168H182ZM182 169H181V172H182ZM186 169H187V168H186ZM191 169H192V168H191ZM206 169H207V168H206ZM209 169H208V170H209ZM232 169H233V172H231ZM243 169H242V172L240 171V172H241V176H239V178H240V177L242 178L243 175H245V174H242V173H243ZM263 169H264V168H263ZM32 170H33V169H32ZM49 170L51 171V169H49ZM52 170H53V169H52ZM61 170H63V169H61ZM84 170H85V169H84ZM89 170H90V168H89ZM89 170L87 169V171H89ZM92 170H93V169H92ZM112 170L114 171V169H112ZM134 170H135V169H134ZM134 170H133V171H134ZM222 170H223V169H222ZM240 170H241V168H240ZM246 170H245L244 172H246ZM1 171L4 172L3 170H1ZM13 171H14V169H13ZM17 171H18V170H17ZM87 171H86V172H87ZM102 171H101V172H102ZM126 171H127V170H126ZM141 171H142V170H138V169H137V172H136V173L134 172V173L137 174V177H138V176H141V175H138V173L141 172ZM170 171H168V172H170ZM187 171L190 172L191 170H187ZM187 171H186V172H187ZM197 171H198V170H197ZM197 171H196V172H197ZM206 171H207V170H206ZM209 171L211 172V170H209ZM209 171H208V172H209ZM254 171H255V170H254ZM254 171H253V174H252L253 176H260V177H263V176H264V175H262V172H260V174H261L262 176H261L259 173H257L258 175H254V174L256 173L257 170L255 171V173H254ZM2 172H1V174H0L1 176L4 175ZM14 172H15V171H14ZM20 172H21V171H20ZM20 172H19V173H20ZM25 172H26V171H25ZM76 172H77V171H76ZM82 172H83V171H82ZM109 172H110V171H109ZM192 172H193L194 174L196 173V172L193 171V170H192ZM198 172H200V171H198ZM201 172H202V171H201ZM204 172H205V171H204ZM12 173H13V172H12ZM113 173H114V172H113ZM130 173H131V172H130V170H129V173H128V174H130ZM202 173H203V172H202ZM213 173H214V172H213ZM213 173H212V174H213ZM2 174H3V175H2ZM6 174H8V172H6ZM14 174H15V173H14ZM30 174H31V171H30ZM36 174H38V173H36ZM81 174H82V173H81ZM124 174H125V173H124ZM177 174H178V172H177ZM179 174L183 175L184 173L182 172V173H179ZM179 174H178V176H179ZM194 174H193V178L195 177ZM199 174H200V173H199ZM203 174H204V173H203ZM214 174H215V173H214ZM221 174H223V171H222ZM263 174H264V173H263ZM17 175H21V174H18V173H17ZM22 175H23V174H22ZM86 175H87V177H88V173L85 174V176H86ZM99 175H101V174H99ZM102 175H103V174H102ZM111 175H112V174H111ZM119 175H120V174H119ZM131 175H132V174H130V176H129V178L131 177V179H130V180L128 179V180H129L128 182L125 180V181H124L125 183H123V185L126 184V182H127V183H130V181L133 179L132 177L135 176V175H134V176H131ZM184 175H185V174H184ZM184 175H183V178H184L185 176H187V175L189 176V174H187V175H185V176H184ZM197 175H198V174H197ZM201 175H202V174H201ZM234 175H236V172H234ZM237 175H238V174H237ZM237 175H236V176H237ZM249 175H250V174H249ZM1 176H0V177H1ZM6 176H7V175H5L4 177H6ZM34 176H35V175H34ZM36 176H37V175H36ZM36 176H35V177H36ZM74 176H75V175H74ZM105 176H106V175H105ZM126 176H127V173H126ZM169 176H170V175H169ZM178 176H177V177H178ZM225 176H226V175H225ZM236 176H235V177H236ZM12 177H13V176H12ZM19 177H20V176H18V178H19ZM37 177H38V176H37ZM63 177H64V176H63ZM137 177L135 178V180H134V179H133V180L136 181V180H137ZM179 177L181 178L182 176H179ZM179 177H178V179H177V178L174 176V178H176L178 181H179ZM227 177H230V176H227ZM227 177H226V179H227ZM235 177H234V178H231V177H230V179H228V180H230V184H231V183L233 184L234 180L236 179L237 182H234V183H235V184H233L234 186L229 185V182H228V181H227L228 185H227V184L222 185V184L219 182V183L221 184V186H225V188L227 187V188H231V189H233V191H232L231 189L227 190V191H230V192L227 193V192H226V189H227V188L225 189V188L223 187V188H224V189H223V192H220V193H222V196H223L224 200H226V199L228 198L227 195H229V193H231V195H232V197L230 196V199L233 200L235 197H237L236 199H238V198H239L238 194H239V193H240V194L242 193V192L239 191L241 186H242V190H243V193H244V194L242 193L243 195L248 196L249 194H252V193H253V190H252L251 193H249L248 195L245 194V192H246V193L250 192L251 188H250V189H246V188L243 189V184L241 185V183H240V182H241V180H240L241 178L239 179V178H235ZM237 177H238V176H237ZM248 177H249V176H248ZM260 177H259V178H260ZM15 178H16V177H15ZM27 178H28V180L30 179V177H27ZM65 178H66V177H65ZM69 178H70V177H69ZM77 178L80 179L78 176H77ZM94 178H95V177H94ZM99 178H100V177H99ZM148 178H145V179L148 180ZM197 178H198V177H197ZM243 178H244V177H243ZM263 178H264V177H263ZM1 179H3V178H1ZM7 179H8V178H5V182H6ZM12 179H13V178H12ZM21 179H22V178H21ZM78 179L74 178V180H78ZM87 179H88V178H87ZM103 179H104V178H103ZM142 179H144L143 176H142ZM181 179H182V178H181ZM223 179H224V178H223ZM223 179H222V180H223ZM231 179H232V182H231ZM233 179H234V180H233ZM237 179H239V180H237ZM3 180H4V179H3ZM80 180H81V179H80ZM98 180H101V179H98ZM104 180H105V179H104ZM113 180L116 181V179L112 178L111 181H113ZM119 180H120V178L118 179V181H119ZM140 180H141V178H140ZM147 180H146L145 182H148ZM199 180H201V179L199 178ZM224 180H225V179H224ZM0 181H1V180H0ZM8 181H9V180H8ZM8 181H7V182H8ZM15 181H16V180H15ZM15 181H11V182H15ZM65 181H67V180H65ZM65 181H64V182H65ZM84 181H85V180H84ZM114 181H113V182H114ZM138 181H139V179H138ZM160 181H161V182H160ZM184 181H185V180H184ZM207 181H208V180H207ZM238 181H240V182H238ZM1 182H2V181H1ZM3 182H4V181H3ZM28 182H29V181H28ZM64 182H62V183H64ZM73 182H74V181H73ZM90 182H91V181H90ZM101 182H102V181H101ZM143 182H144V180H143ZM158 182H159L160 184H159ZM180 182H181V181H180ZM198 182H199V181H198ZM209 182H210V181H208V183H209ZM255 182H257V181H255ZM8 183H9V182H8ZM86 183H87V182H86ZM97 183H99V182H97ZM108 183H109V182H108ZM110 183H111V182H110ZM110 183H109L108 186L111 188V186H113V185H112V183H111V184H110ZM176 183H177V184H174V185H178V184H179L178 186L180 187V184H181V183H178L177 181H176ZM210 183H211V182H210ZM242 183H243V179H242ZM244 183H246V182H244ZM13 184L16 185V183H13ZM41 184H42V183H41ZM51 184H52V183H51ZM65 184H66V183H65ZM65 184H64V185H65ZM75 184H76V183H75ZM100 184H102V183H100ZM100 184H99V185H100ZM103 184H104V183H103ZM114 184H115V183H114ZM133 184H135V183L133 182ZM171 184H172V183H171ZM194 184H195V183H194ZM201 184H202V183H201ZM220 184H219V185H220ZM236 184H237L238 186H236ZM255 184H256V183H255ZM5 185H7V184H5ZM11 185H12V184H11ZM19 185H20V184H18V186H19ZM27 185H29V184H27ZM36 185H37V184H36ZM36 185H35V186H36ZM60 185H61V184H60ZM76 185H78V184H76ZM76 185H75V187H76ZM88 185H89V184H88ZM88 185H86V186H88ZM94 185H96L95 182H94ZM94 185H93V183L90 184V186H94ZM110 185H111V186H110ZM119 185H122V184H118L117 187H119ZM123 185H122V186H123ZM130 185H131L132 188H134V187L136 188V186H137V185H136V186H135V185L133 186L132 183H130ZM140 185H141V184H140ZM158 185L161 186V189H162L163 191H162V190L160 191V188L158 189ZM174 185H173V187L175 188V191H176V192H177L178 190H180V193H181V194H184L183 191H181V189L176 190V187H177V186L175 187ZM202 185H203V184H202ZM202 185H201V186H202ZM213 185H214V184H213ZM213 185H212V186H213ZM240 185H241V186H240ZM3 186H4V185H3ZM12 186H13V185H12ZM62 186H63V185H62ZM81 186H82V185H81ZM86 186H85V188H86ZM96 186H98V184H97ZM114 186H116V184H115ZM114 186H113V187H114ZM124 186H125V185H124ZM141 186H142V185H141ZM160 186H159V187H160ZM166 186H167V185H166ZM229 186H230V187H229ZM258 186H259V185H258ZM258 186H257V187H258ZM9 187H11V186H9ZM94 187H95V186H94ZM100 187H101V186H100ZM104 187H105V186H104ZM106 187H107V185H106ZM109 187H108V188H109ZM113 187H112V188H113ZM126 187H127V185H126ZM138 187H140V186L138 185ZM168 187H169V186H168ZM195 187H196V186H195ZM195 187H193V189H191V190L194 191V188H195ZM209 187H210V186H209ZM209 187H208V188H209ZM237 187H238V188H237ZM257 187H256V188H257ZM261 187L263 188L264 185H262ZM25 188H27V187H25ZM29 188H30V187H29ZM29 188H28V189H29ZM32 188H33V187H32ZM76 188L78 189L79 187H76ZM83 188H84V186H83ZM83 188H80V189H83ZM90 188L92 189V187H90ZM101 188H102V187H101ZM123 188H124V187H123ZM123 188H121V189H123ZM129 188H130V187H127L126 190L129 191V190H130ZM143 188H144V187H143ZM143 188L141 187V189H140V188H136V189H137V190L140 189V190L138 191L139 193H140V191H142V192H144V194H145V191H146V190L143 191ZM174 188H173V189H174ZM177 188H178V187H177ZM205 188H206V187H205ZM205 188H203V189H205ZM210 188H211V187H210ZM216 188H217V187H216ZM247 188H248V187H247ZM258 188H259V187H258ZM262 188H259V189L261 190V192H262V190H264V188H263V189H262ZM7 189H8V185H7ZM14 189H15V188H14ZM28 189H25V190H28ZM91 189L89 190V188H88L87 190H88V191H91ZM119 189H120V188H119ZM128 189H129V190H128ZM199 189H200V188H199ZM221 189H222V188H221ZM221 189L218 187V188H217V191H218V190L221 191ZM15 190H17V189H15ZM15 190H14V192H15ZM19 190H20V189H19ZM30 190H31V189H30ZM30 190H29V191H30ZM33 190H34V189H33ZM59 190H60V189H59ZM87 190H85V191H87ZM98 190H99V188L97 189V193H98ZM103 190H106V189H103ZM123 190H124V189H123ZM126 190H125V191H122V192H125V194H127V193H126ZM134 190H135V189H133L132 191H134ZM158 190H159V191H158ZM168 190H169V189H168ZM168 190H167V191H168ZM187 190H188V189H186V193L188 192ZM196 190H198L197 187H196L195 191H196ZM201 190H202V189H201ZM201 190H198L200 193L198 192V193H199V194H198L199 197L197 198V200H199V201L196 200V197H197L198 195H197V193H195V194H196V195H195V196H196V197H195V202L198 203V204H200L201 202H202V204H203V203L205 204V203L207 202V200H208V198H206V197L210 196V194H212V196L215 195V193H210V194L208 193V195H207V194H206L207 192H205V191H207V188H206L204 191L202 190V191L205 193L206 197H205V196H202L203 198L200 200V195L202 194ZM212 190H213V189H212ZM237 190L239 191L238 194L235 192V191H237ZM242 190H241V191H242ZM244 190H245V192H244ZM248 190H249V191H248ZM254 190H255V189H254ZM256 190H257V189H256ZM20 191H22V190H20ZM20 191H19V192H20ZM56 191L59 192L57 189H56ZM63 191H65V190H63ZM73 191H74V190H73ZM73 191H72V192H73ZM83 191H84V190H83ZM93 191H96V190L93 189ZM106 191H107V190H106ZM110 191H111V192H110L108 195L114 193L113 190H110ZM132 191L130 190L129 192H132ZM184 191H185V189H184ZM189 191H190V190H189ZM192 191H190V192H192ZM195 191H194V192H195ZM224 191H225V193H227V194H224ZM238 191H237V192H238ZM247 191H248V192H247ZM257 191H258V190H257ZM12 192H13V191H12ZM16 192H17V191H16ZM32 192H33V191H32ZM68 192H69V191H68ZM68 192H67V193H68ZM74 192H75V191H74ZM76 192H77V191H76ZM100 192H102L101 189H100ZM115 192H117V191H115ZM136 192H137V191H136ZM151 192H150V194H151ZM160 192H161V193H160ZM194 192H193V193H194ZM233 192H234L235 194H232ZM22 193H24V191H22ZM22 193H21V194H22ZM64 193H65V192H64ZM77 193H78V192H77ZM79 193H80V190H79ZM87 193H88V192H87ZM132 193H133V194H132ZM132 193H131L130 196H131L133 199H135L136 196H135V198H134V196H132V195H139L138 193L136 194L135 191L132 192ZM178 193H179V191H178ZM180 193H179V194H180ZM193 193H190V194H193ZM204 193H203V194H204ZM254 193H255V192H254ZM263 193H264V192H263ZM2 194H3V193H2ZM18 194H20V193H18ZM21 194H20V196H21ZM32 194H33V193H32ZM62 194H63V193H62ZM62 194L60 193V195H62ZM68 194H69V193H68ZM68 194H67V195H68ZM73 194L75 195V193H73ZM82 194H83V192H82ZM116 194H117V193H116ZM122 194H123V193H122ZM122 194H120V197H123V196H124V195L122 196ZM128 194H130V193H128ZM142 194H143V193H142ZM144 194H143V196H144ZM179 194H178V196H179ZM203 194H202V195H203ZM217 194L219 195V192L216 193V195H215L216 198H217ZM223 194L226 195V196L224 197ZM27 195H28V192H27ZM27 195H26V196H27ZM76 195H78V194H76ZM88 195H89V193H88ZM118 195H119V194H118ZM172 195H175V193L172 194ZM172 195H171V197H172ZM220 195H221V194H220ZM220 195L218 196L219 199L223 200L222 197H220ZM234 195H237V196H235V197L233 198ZM253 195H254V194H253ZM13 196H14V195H13ZM81 196H82V195H81ZM90 196H91V195H90ZM180 196H181V195H180ZM182 196H183V197H182ZM182 196H181L182 199H184V195H182ZM188 196H189V194H188ZM69 197H70V195H69ZM72 197H73V196H72ZM85 197H86V195H85ZM110 197H112V196H110ZM115 197H117V196H115ZM120 197H117V198L119 199ZM128 197H129V195H128ZM140 197H141V195H140ZM140 197H139V199H140ZM144 197H146V196H144ZM147 197H149L148 193H147ZM147 197H146V198H147ZM164 197H165V196H164ZM168 197H169V196H168ZM173 197H174V198H173ZM173 197H172V198L175 200V199H176V196H173ZM191 197H192V195H191L190 197H188V203H186V207L189 206V207H187V208H189V209H190V207H191V206H190V202L193 203L192 200H194V199H193V198H194V195H193V198L191 199V201H189V198H191ZM210 197H211V196H210ZM210 197H209V199H211V200H213V201H211V200H209V201H210V202L212 203V205H213V202L215 203L216 199H215L214 197H211V198H210ZM226 197H227V198H226ZM241 197H242V196H241ZM248 197H249V198H252V195H251V196H248ZM248 197H245V199L248 200V202H249L250 200H249ZM7 198H8V197H7ZM14 198H15V197H14ZM17 198H18V196H17ZM88 198L91 199V197H88ZM126 198H127V197H126ZM141 198H142V197H141ZM146 198H145V199H146ZM161 198H162V200H163L162 202L159 201V200H161ZM179 198H180V197H178V200H175V201H177V202L179 203V205L182 207V210L179 209V208H181V207H180V206L178 205V203H177V206H179V207H178V211H175V205H174L175 201L173 200V201H174V203H173L172 200H171V204L168 205L169 208L166 207V202H165L164 205H165L166 208H165L164 212H161V213L163 214V213H166V210H167V211H168V210H171V211H172V209H173L174 213H172L173 211H172V212L169 211L170 213H172L171 215H170V213H169V219H170V216H173L172 218H174V215L176 216L177 213H175V212H178V213L180 214L179 210H180V211H183V213H184V210H186L185 213H184V215L187 214L189 210H188L187 208L185 209V205H184L185 203H183L184 200H182V202H181V201H179ZM213 198H214V199H213ZM243 198H244V197H243ZM8 199H9V198H8ZM10 199H11V197H10ZM23 199H24V198H22V200H23ZM112 199H113V197H112ZM120 199H121V198H120ZM130 199H131V198H130ZM130 199H129V200H130ZM136 199H137V198H136ZM139 199H138V200H139ZM142 199H143V198H142ZM150 199H151V198H150ZM150 199L148 198V200H150ZM168 199H169V198H168ZM180 199H181V198H180ZM219 199H217V200H219ZM236 199L233 200V201L230 200V203H231V201H232V202H234L233 205H235V202L237 201V202H236V206H237V204L240 203L242 199H241V200L238 199V200H240L239 202H238V200H236ZM245 199H244V203L246 202ZM252 199H253V198H252ZM14 200H15V199H14ZM14 200L11 199V201H14ZM26 200H27V199H26ZM59 200H60V199H59ZM76 200H77V199H76ZM114 200H115V199H114ZM122 200H123V202H122ZM124 200H126V199H123V198H122V199H121V203L124 204V202H126V201H124ZM129 200H128V201H129ZM151 200H152V199H151ZM169 200H170V199H169ZM203 200H206V201H203ZM214 200H215V201H214ZM221 200H220V201H221ZM255 200H256V199H255ZM255 200H251V202H249V203L251 204V206L254 204L253 201H255ZM5 201H7V200L5 199ZM16 201L19 202V201H21V200H18V199H17ZM73 201H74V199H73ZM83 201H85V200H83ZM108 201H109V200H108ZM108 201H106V202H108ZM140 201H142V200H140ZM146 201H147V199L145 200V202H146ZM200 201H201V202H200ZM209 201H208V203H209ZM7 202H8V201H7ZM24 202H25V201H24ZM24 202H23V203H24ZM75 202H76V201H75ZM102 202L104 203V201H102ZM110 202H111V201H110ZM118 202H119V200H118ZM143 202H144V200H143ZM143 202H142V204L144 205L145 202H144V203H143ZM148 202H150V201H148ZM148 202H146V203H148ZM160 202H161V203H160ZM185 202H186V201H185ZM218 202H219V201H218ZM226 202H227V200L224 202L225 207L227 206L226 204H229V203H226ZM228 202H229V199H228ZM248 202H246V203L248 204ZM261 202H262V201H261ZM263 202H264V200H263ZM263 202H262V203H263ZM84 203H85V202H84ZM97 203H98V202H97ZM119 203H120V202H119ZM119 203H118V204H119ZM134 203H135V202H133V204H134ZM138 203L140 204V202H138ZM150 203H151V204H150ZM150 203H148V204H150V206H149V205H148V206L151 207V208H153L154 211H155V209H156V211H157L158 209L156 208V206H153V205H154L153 202H150ZM168 203H169V202H168ZM180 203H183V205H181ZM208 203H206L205 206H207ZM211 203H209V204H211ZM244 203H243V201H242V203H240L241 205L237 206V209H238V208H239V209H242V211H239V209L236 210L237 212H238V211L240 212V215H239L238 217H240V216H242V215L244 216L245 213H247L248 209L251 210V206H250V208H248V209L246 208L247 210L245 211V207H244V206H246L247 204H246V205H243ZM252 203H253V204H252ZM262 203H261V204H262ZM5 204H7V203H5ZM8 204L10 205L9 202H8ZM8 204H7V205H8ZM12 204H13V203H12ZM15 204H16V202H14V205H15ZM18 204H19V203H18ZM89 204H90V203H89ZM111 204H113V203L111 202ZM111 204H110V205H111ZM135 204H136V203H135ZM142 204H141V206H142ZM152 204H153V205H152ZM188 204H189V205H188ZM193 204H194V203H193ZM198 204H197V205H198ZM216 204H217V203H216ZM216 204H214V205H216ZM231 204H232V203H231ZM3 205H4V204H3ZM74 205H75V204H74ZM83 205H84V204H83ZM100 205H102V204L100 203V204H98L97 206L100 208ZM110 205H109V206H110ZM119 205H120V204H119ZM119 205H118V207H119ZM125 205H126V204H125ZM170 205H171V209H170ZM191 205H192V204H191ZM214 205H213L212 207H214ZM224 205H223V207H217L216 210L219 208L218 210L221 211L220 209H221V208H222V209L224 208V209H226V210L228 209V210H227V212H228L229 209H230V205H228L229 207L227 206V208H225ZM263 205H264V204H262L261 207L259 206V207H260V208H259V212H260V210H263V209H264V208H262ZM15 206H16V205H15ZM15 206H14V207H15ZM113 206H114V204H113ZM113 206L111 205V207H113ZM115 206H116V205H115ZM123 206H124V205H122V207H123ZM128 206H129V205H128ZM135 206H136V205H135ZM145 206H147V205H145ZM160 206H159V207H160ZM198 206H199V205H198ZM203 206H204V205H203ZM242 206H243V207H242ZM247 206L249 207V204H248ZM52 207H53V206H52ZM73 207H74V206H73ZM75 207H76V206H75ZM75 207H74V208H75ZM92 207H93V206H92ZM94 207H95V210H94L95 212L98 211V210H100L99 208H97V209H98V210H97L95 205H94ZM111 207H110V208L108 207V209H110V210L112 211ZM125 207H126V206H125ZM163 207H164V206H163ZM163 207H160V208H163ZM193 207H195V205H193ZM207 207H208V206H207ZM210 207H211V205H210ZM231 207H233V206L231 205ZM3 208H4V207H3ZM7 208H9V207L7 206ZM12 208H13V207H12ZM77 208H78V207H77ZM79 208H80V207H79ZM106 208H107V207H106ZM119 208H120V207H119ZM123 208H124V207H123ZM123 208H122V209H123ZM130 208H131V207H130ZM132 208H133V206H132ZM141 208H142V207H141ZM143 208H144V207H143ZM151 208H150V209H151ZM176 208H177V207H176ZM191 208H192V207H191ZM201 208H202V206H201ZM204 208H205V207H204ZM208 208H209V207H208ZM208 208H207V209H208ZM214 208H215V207H214ZM243 208H244V209H243ZM261 208H262V209H261ZM40 209H42V207H40ZM88 209H89V208H88ZM90 209H92V208H90ZM90 209H89V210H90ZM137 209H138V208H137ZM145 209H146V208H145ZM192 209H194V208H192ZM192 209H190V211H191ZM232 209H233V208H232ZM5 210L7 211V209H5ZM9 210H10V209H9ZM13 210H14V208H13ZM62 210H63V209H62ZM67 210H68V209H67ZM110 210H109V211H110ZM113 210L116 212L115 209H113ZM123 210H124V209H123ZM125 210H126V209H125ZM129 210H130V209H129ZM140 210H141V209H140ZM143 210H144V209H143ZM176 210H177V209H176ZM218 210H217V212H219ZM37 211H38V210H37ZM55 211H56V210H55ZM76 211H77V209H76ZM114 211H113V212H114ZM120 211H121V210H120ZM161 211H163V209H162ZM190 211H189V214L186 215V217H188V218L190 219V220H189L190 223H189L188 226H190V224H192L191 221H192L193 218H194V220H195L194 215L191 216V215L194 213V211H193L192 213H190ZM198 211H199V210H198ZM206 211H207V210H206ZM206 211H205V213H206ZM210 211H211V210H210ZM251 211H254V208H253V210H251ZM43 212H44V211H43ZM43 212H42V213H43ZM67 212H68V211H67ZM80 212H81V211H80ZM92 212H93V210H92ZM92 212H91V210H90V213H91V214H92ZM102 212H103V208H102V210H100V212H97V213L100 214V213H102ZM113 212H112V214H113ZM123 212H124V211H123ZM123 212H122V213H123ZM157 212H159V213H157ZM157 212H156V213L154 212V213H155V214H154L155 216H154V215H153V216H154L155 218L157 217V218L159 219L162 215H160V214H161L160 211H157ZM186 212H187V213H186ZM202 212H203V211H202ZM212 212H213V211H212ZM212 212H211V213H212ZM221 212H225V211L223 210V211H221ZM227 212H225V214H227ZM239 212H238V213H239ZM241 212H242V215H241ZM243 212H244V214H243ZM259 212H257V213H258V214L261 213V215H263L262 212L264 213V211H261L260 213H259ZM0 213H1V212H0ZM2 213H3V212H2ZM7 213H8V212H7ZM11 213H13V212L11 211ZM57 213H58V212H57ZM97 213H96L97 220H98L99 218H101L100 216H102L103 219H104L105 212H104V215H102L103 213L100 214V215H97ZM107 213L109 214V212H107ZM110 213H111V212H110ZM118 213H121V212L118 211ZM126 213H127V212H126ZM128 213H130V212L128 211ZM128 213H127L126 215H127L128 217H130ZM167 213H168V212H167ZM211 213H210V215H211ZM213 213H214V212H213ZM229 213H230V212H229ZM248 213H249V212H248ZM248 213H247V214H248ZM257 213L254 212V216H255V217H256ZM8 214H9V213H8ZM37 214L40 215V212L37 213ZM45 214H46V212H45ZM58 214H59V213H58ZM85 214H86V213H85ZM108 214H107L106 216H108ZM112 214H111V217H112ZM140 214H141V213H140ZM156 214H157V215L159 214V215H158L159 217H158ZM179 214H178V215H179ZM196 214H197V213H196ZM201 214H204V212L201 213ZM206 214L208 215V213H206ZM247 214H246V215H247ZM79 215H80V214H79ZM83 215H84V214H83ZM119 215H120V214H119ZM123 215H125V214H124V213L122 214V218H120V217H121V215H120L118 220L121 219L120 221H123V222L126 223L125 220H127L128 217H126V219L123 220ZM126 215H125V216H126ZM130 215H131V213H130ZM184 215H183V216H184ZM189 215H190L191 217H193V218L191 219V217H189ZM207 215H206V216H207ZM237 215H238V214H236V216H237ZM250 215H252L251 212H250ZM250 215H249V216H250ZM1 216H2V215H1ZM5 216H6V215H5ZM8 216H9V215H8ZM57 216H59V215H57ZM71 216H72V215H71ZM71 216H69V217H71ZM91 216L94 217V213H93ZM98 216H99V217H98ZM114 216L116 217V216H118V215H116V213H115ZM183 216H182V217H183ZM243 216H242V218H243ZM249 216L247 215V219L249 218ZM41 217H42V216H41ZM53 217H54V216H53ZM63 217H64V216H63ZM83 217H84V216H83ZM89 217H90V215H89ZM89 217H86V218H89ZM96 217H94V218H95V219H94L95 222H96ZM131 217H132V215H131ZM133 217H134V216H133ZM144 217H145V216H144ZM144 217H143V219H145ZM148 217H149V216H148ZM154 217H153V218L151 217V219L154 220ZM178 217H179V216H178ZM196 217H197V216H196ZM215 217H216V216H215ZM215 217H214V218H215ZM226 217H227V216H226ZM250 217H251V216H250ZM261 217H262V216H261ZM261 217H257V218L261 219ZM25 218H26V217H25ZM42 218H43V217H42ZM58 218H60V217H58ZM58 218H57V219H58ZM64 218H66V216H65ZM74 218H75V217H73V219H74ZM90 218H91V217H90ZM90 218H89L88 220H89V221H92ZM108 218H109V217H108ZM139 218H140V217H139ZM180 218H181V217H179L178 219H180ZM210 218H211V219H210L209 222H207V221L205 220V219H209V216H208V218H205V219H204V218H201L200 216H199V218H197V219H199L200 222H201V219H202L204 223L202 224V222H201V225L197 226V228H193V226H194L193 224H194V223L192 224V228H191L190 230H191V232H192V229H193V232H194V233L192 234V237H191V238H189V237L191 236V234H189V233H191V232H189L190 230L188 231V232H189V233H188V232H187V228H185V231H186L185 233H187L185 236H187V235L189 234L190 236H188V238H189V240L192 239V243L190 242V244H189L188 246H186L187 248H186L185 250L183 249L184 252L179 253V254L177 253L175 257H174V256H170V257H168V260H167V257H166V259L163 258V260H167V261H169V262H166V263H169V264H184V263H183L184 261H188V264H211V262L213 263V262L216 261V263H217V261H218L217 259L214 260V257L216 258L215 255H217L218 258H222V257H223L222 259H224V256L227 254V252H228V254L230 253V251H228V250H230V246L233 245V244L230 245V242H233V241H234V239H233V241H230L231 238H233L234 234L237 235V232H239V230H238L237 227H236V230H237V231L234 229L236 232L234 231V232H233L234 234H233V233H232V229H231V227H230V229H231V233H232V234L229 233V236L232 235V237L230 236L229 241H226V243H225V242L221 243L222 245L225 243V246H224V245H223V246H224V247H227V248H229V249H227V248H222L223 246H222L221 244H220V245L215 244L214 241H213V239L216 238V237H217V234H218V231H217V230H219V229H218V226H219V225H218V224L216 225V222H217L218 219H220V218H217V217H216V218H217V219H216L217 221L215 222V224H214V221H213V220H214V219H213V216H212V217L210 216ZM224 218H225V217H224ZM32 219H33V218H32ZM32 219H29V221L32 220ZM36 219H37V218H36ZM82 219H83V218H82ZM111 219H112V218H111ZM111 219H110V220H111ZM132 219H134V218H132ZM143 219H142V221H143ZM148 219H149V218H148ZM151 219H150V220H151ZM158 219H156V221H157ZM169 219H168V220H169ZM221 219H222V218H221ZM221 219H220L219 221H221V222H224V221H225V220L223 221V219H222V220H221ZM227 219H228V218H227ZM238 219L240 220L241 217L238 218ZM244 219H246V218L244 217ZM249 219L251 220V218H249ZM63 220H64V219H63ZM99 220H100V222L97 221L96 225H97L98 223H99V224L101 223V224H102V229H103V228H104V222H105V220H107V219H104V220H103V221H104L103 223H102V219H99ZM128 220H129V219H128ZM173 220H174V219H173ZM176 220H177V219H176ZM187 220H188V219L186 218V223H185V221H184L183 223H184V224H187V223H188ZM194 220H193V221H194ZM204 220H205V221H204ZM230 220H231V219H230ZM234 220H235V219H234ZM252 220H253V217H252ZM38 221H39V220H38ZM42 221L44 222V218H43ZM59 221H60V219H59ZM70 221H71V220H70ZM94 221H93V222H94ZM107 221H109V219H108ZM135 221H136V220H135ZM165 221H166V220H165ZM171 221H172V220H171ZM193 221H192V222H193ZM219 221H218L217 223H219L220 226L224 227L225 225H223V224L221 225V223H220ZM236 221H238V220H236ZM245 221L247 222V220H245ZM245 221H244V222H245ZM255 221H256V220L254 219V222H255ZM257 221H258V219H257ZM257 221H256V222H257ZM261 221H262V220H261ZM31 222H32V221H31ZM60 222H61V221H60ZM60 222H59V223H60ZM62 222H63V221H62ZM116 222H117V221H116ZM152 222H153V221H152ZM152 222H151V224L153 225ZM157 222H158V221H157ZM194 222H196V221H194ZM197 222H198V221H197ZM200 222H198V223H200ZM206 222H207V223H206ZM254 222H253V223H254ZM259 222H260V220H259ZM259 222H257L256 224L254 223L255 225L258 226V227H256L252 222L249 221V225L252 223V225L255 226V229L258 228V230H257V229H256V231L254 230L255 232H257V231L260 230V229H259V228H260V225L258 224ZM18 223H20V222H18ZM65 223H66V219H65ZM78 223H79V222H78ZM80 223H83L82 220H81ZM80 223L78 224V226L81 225ZM110 223H111V222L109 221V225H111ZM127 223H128V222H127ZM137 223H139V222H137ZM137 223H136V225H137ZM140 223H141V222H140ZM149 223H150V222H148V224H149ZM169 223H170V222H167V223L165 222V223H163L162 225H165L164 227H166V226H167L166 224L169 225ZM173 223H174V222H173ZM176 223H177V221H176ZM232 223H233V222H232ZM238 223H240V224L242 223V224H243V222H240V221H239ZM238 223L234 222L233 224H237V225H238ZM260 223H261V222H260ZM263 223H264V220H263ZM32 224H36V223H32ZM60 224H61V223H60ZM68 224H69V222H68ZM85 224H86V223H85ZM99 224H98V226H97V227H98V230H99V226L101 225V224H100V225H99ZM121 224H122V226H123V223H121ZM129 224H130V222H129ZM145 224H147V223H145ZM145 224H143V225L145 226ZM151 224L149 225L150 227L152 226ZM174 224H175V223H174ZM196 224H197V223H196ZM225 224H226V222H225ZM240 224H239V225H240ZM244 224H245V223H244ZM247 224H248V222H247ZM2 225H3V223H2ZM44 225H45V224H44ZM71 225H72V224H71ZM82 225H83V224H82ZM82 225H81V229L83 230ZM88 225H90V227H91V224L87 223V226H88ZM96 225H95V226H96ZM114 225H115V224H114ZM127 225H128V224H127ZM130 225H131V224H130ZM138 225H139V224H138ZM237 225H236V226H237ZM0 226H1V225H0ZM23 226H24V225H23ZM40 226H43V225H40ZM45 226H47V225H45ZM83 226H85V225H83ZM122 226H121V227H122ZM147 226H148V225H147ZM147 226H145L143 229L146 230V227H147ZM170 226H171V225H170ZM173 226H174V225H173ZM182 226H183V225H182ZM186 226H187V225H186ZM188 226H187V227H188ZM226 226H227V225H226ZM245 226H247V225L245 224L244 226H241V227L244 228ZM261 226L263 227L264 225H262V223H261ZM7 227H9V226H6L5 228L7 229ZM25 227H26V226H25ZM56 227H57V226H56ZM63 227H64V226H63ZM66 227H67V225H66ZM70 227H71V226H70ZM90 227H89V228H88V227H85V228H86V229H90ZM131 227H132V226H131ZM137 227H138V226H137ZM137 227H136V228H137ZM150 227L147 228V231L150 230ZM155 227H156V228H155ZM157 227H158V223H157V226L154 224L153 228H155V229H153V231H155V232H151L152 235L154 236V237H152L151 240H150V238H148L149 235H147V231H146V235H147V238H148V242H149V240H150V242H151V241L153 240V238L156 237L155 234L157 235L158 232H159V233H162L163 231L161 232V230H163V229L166 230L165 228H163V226H161V227H162V228H160L161 230L158 231L159 229L157 230ZM174 227H175V226H174ZM174 227H172V228H174ZM194 227H195V226H194ZM232 227H233V226H232ZM234 227H235V226H234ZM21 228H22V227H21ZM32 228H34V227H32ZM36 228H38V227L36 226ZM42 228H43V227H42ZM42 228H41V229H42ZM47 228H48V227H47ZM54 228H55V227H54ZM57 228H58V227H57ZM57 228H56V229H57ZM68 228H69V227H68ZM68 228H67V230H68ZM75 228H76V227H75ZM100 228H101V226H100ZM106 228H107V227H106ZM108 228H110V227H108ZM108 228L106 229V231L108 230ZM126 228H127V227H126ZM136 228H134V230H135ZM167 228H168V226H167ZM178 228H179V227H178ZM178 228H177V229H178ZM219 228H220V227H219ZM263 228H264V227H263ZM11 229H12V228H11ZM22 229H23V228H22ZM60 229H62V228H60ZM69 229H70V228H69ZM72 229H73V228H72ZM110 229H111V228H110ZM110 229H109V230H110ZM151 229H152V227H151ZM170 229H171V228H170ZM188 229H189V227H188ZM194 229H195V231H194ZM244 229H246V227H245ZM250 229H251V228H249V229H247V230L252 231V229H251V230H250ZM253 229H254V228H253ZM58 230H59V229H58ZM67 230H65V231H67ZM82 230H81V231H82ZM84 230H85V229H84ZM94 230H95V229H94ZM94 230L90 229V231H92V232H94ZM100 230H101V229H100ZM100 230H99V231H100ZM109 230H108V231H109ZM112 230H115L114 227H113ZM134 230H133V231H134ZM136 230H137V229H136ZM173 230H174V229H173ZM247 230H246V231H247ZM14 231L16 232V230H14ZM50 231H52V230H50ZM54 231H55V230H54ZM62 231H63V230H62ZM68 231H69V230H68ZM90 231H89V234L91 233ZM108 231H107V232H108ZM121 231H122V230H121ZM143 231H144V230H143ZM156 231H157V233H156ZM178 231H179V233H180L181 230L178 229ZM261 231H262V230H261ZM261 231H260V233L263 235L264 232H261ZM263 231H264V230H263ZM12 232H13V231H12ZM21 232H22V231H21ZM31 232H33V231H31ZM70 232H71V235H72V233L74 232V230H72V231L70 230ZM70 232H69V233H70ZM78 232H79V230H78ZM78 232H77V233H78ZM82 232H84V231H82ZM95 232H97V231H95ZM95 232H94V233H95ZM107 232H104V233L106 234ZM110 232H111V231H110ZM113 232H114V231H113ZM113 232H112V233H113ZM124 232H125V231H124ZM130 232H131V231H130ZM137 232H138V231H137ZM171 232H172V230L170 231V233H169V231H168V233L170 234L169 236L172 235ZM219 232H220L221 237H222L223 235H222L221 228H220V231H219ZM255 232H254V233L250 232V233H252V235H253V234H255ZM3 233H4V231H3ZM54 233H55V232H54ZM54 233H53V234H54ZM62 233H63V232H62ZM67 233H68V232H66V235H67ZM84 233H86V231H85ZM101 233H102V232H101ZM108 233H109V232H108ZM140 233H142V234L144 235V232H139V234L137 233V234L139 235V239H138V235H137L136 233H135V235H134L135 237H137L135 240H134V238H132V237H134V236H131V237L129 236L130 238H132V244H133V241H135L136 244H139V245H140V241H141V239H142L143 237H145V235H144V236L141 238V235H142V234L140 235ZM148 233H149V232H148ZM153 233H155V234H153ZM159 233H158V234H159ZM168 233H167V231H166V232H165V235H167ZM240 233H241V232H240ZM260 233H259V234H260ZM15 234H16V233H15ZM21 234H22V233H21ZM32 234H34V233H32ZM53 234H52V232H51V235H53ZM74 234H75V233H74ZM74 234H73V235H74ZM89 234H88V232H87V237H86V235H84V234H82V235H84V236L86 237V239L90 240L91 234H90V236L88 237ZM95 234H96V235H94V234L92 233V235H94V236H92L94 240L96 239V238H94V237H97V238H98L97 235H98L99 233H95ZM122 234H123V233H122ZM149 234H150V233H149ZM174 234H175V233H174ZM259 234H257V236H259ZM261 234H260V235H261ZM2 235H3V234H2ZM13 235H14V232H13ZM49 235H50V234H49ZM64 235H65V234H64ZM75 235H76V234H75ZM75 235H74V236H75ZM77 235H78V234H77ZM120 235H121V234H118V236H120ZM129 235H131V234H129ZM152 235H151V236H152ZM179 235H180V234H179ZM224 235H225V234H224ZM226 235H228V233H226ZM239 235H240V234H239ZM262 235L259 236V237L261 238ZM44 236H46V234H45ZM84 236H83V237H84ZM103 236H104V234H103ZM105 236H106V235H105ZM114 236H115V233H114ZM122 236H125V234L122 235ZM158 236H160V235H158ZM169 236H166L164 240L161 239V238H163V236H162V237L160 236V239H159V237H158V239H159L160 241H161V240L164 241V242L161 241V244L163 243V246L165 245V247H166V248H165V251H163V253L167 251V250H166L167 248L170 247V248L172 249V247H174V246H172V247L170 246V244H174V242H172V241H174V240H172V238H173L172 236H171L172 238L169 237ZM173 236L175 237L176 234L173 235ZM14 237H15V236H14ZM26 237H27V236H26ZM52 237H53V236H52ZM65 237H66V236H65ZM75 237H76V236H75ZM75 237L72 236L73 240L75 239ZM92 237H91V239H92ZM109 237H112V238H108V239H112V241H113V242H109L110 244L108 243V245H109V250H110L111 252H110V253L108 252L109 250L106 248V247H107V246H106V245H107L106 243H105L106 245L103 244L104 246L101 245V246H102L101 248H103V251L108 250V251H106V252L109 253V256L112 255L111 258L108 257V256H107V257H108V258H107V257L104 255V254H106V252H104V254H103V252H101L102 254L99 252L98 255H99V258H100V259H98L97 254L95 255V253H94L95 256H94L93 254H91V256L93 255L94 257H93V259L90 261V264L100 263V262H98L97 260L100 261V260L102 259L101 257H103V259H105V261H106V258H107V260H108L109 258L112 260V259L115 258L118 254L120 255V257L123 256V254H125V253L122 252V251H124V248H126V247L124 246V242H125V241L122 240L123 237H122V238H121V236L118 237V240H119V241L121 240L120 242L118 241L119 244H120L121 242H123V246L121 245V244H122V243H121V244H120V247H119L118 244H117L118 242H116L117 240L114 241L115 238H117V237H115V238L113 239V234H112V235H109ZM127 237H128V235H127ZM127 237H126V238H127ZM176 237H177V236H176ZM224 237H225V236H224ZM224 237H223V238H224ZM234 237H235V236H234ZM263 237H264V235H263ZM2 238H3V237H2ZM10 238H11V237H10ZM29 238H30V237H29ZM50 238H51V237H50ZM57 238H58V237H57ZM77 238H78V237H77ZM77 238H76V241H77ZM79 238L81 239V236H79ZM79 238H78V240H79ZM124 238H125V237H124ZM124 238H123V239H124ZM126 238L124 239V240H126V242H127V240L131 241L130 238H127V239H126ZM219 238H220V235H219ZM12 239H13V238H12ZM17 239H18V237H17ZM25 239H26V238H25ZM51 239H52V238H51ZM53 239H54V238H53ZM84 239H85V238H84ZM99 239H100V237H99ZM105 239H106V238H105ZM105 239H104V240H105ZM137 239H138V241H137ZM158 239H157V240H158ZM176 239H177V238H176ZM217 239H218V238H217ZM217 239H216V240H217ZM262 239H263V238H262ZM22 240H23V239H22ZM28 240H29V239H28ZM56 240H57V239H56ZM58 240H59V239H58ZM65 240H66V239H65ZM88 240H86V243H87ZM94 240H93V241H94ZM142 240L144 241V239H142ZM155 240H156V239H155ZM155 240H153L152 244H149V246H150V245L152 246V245H154L155 243L159 242V241H157V240L155 241ZM216 240H215V241H216ZM236 240H238V237H237ZM1 241H2V240H1ZM13 241H14V240H13ZM17 241H19V240H17ZM17 241H16V242H17ZM69 241H70V240H69ZM95 241H96V240H95ZM102 241H103V240H102ZM105 241H106V240H105ZM109 241H110V240H109ZM129 241H128V242H129ZM176 241H177V240H175V242H176ZM185 241H187L186 238H185ZM218 241H219V240H217L216 242H218ZM260 241H264V240H260ZM7 242H8V241H7ZM20 242L22 243V241H20ZM23 242H24V241H23ZM52 242H53V241H52ZM66 242H67V241H66ZM100 242H101V241H100ZM114 242H116V245L119 247V248H118V249H119V252H118V250H116L115 253H117V252H118V253L115 254V255H114V253H112V252L115 250V248H117V247H114V245H115ZM138 242H139V243H138ZM144 242H145V241H144ZM150 242H149V243H150ZM154 242H155V243H154ZM171 242H172V243H171ZM9 243H10V242H9ZM44 243H45V242H44ZM54 243H55V242H53V245H54L53 247H55V244H54ZM59 243H60V242H59ZM72 243H73V242H72ZM77 243H78V242H77ZM95 243L98 244L99 242L97 241V242H95ZM111 243H112L113 245H112ZM135 243H134V244H135ZM145 243H146V242H145ZM153 243H154V244H153ZM179 243L181 244V242H179ZM198 243H199V244H200V243L203 244V245H204V248H203V246H202V250H200V251L197 250V252H196L195 250H196V249H199V248L197 247L196 249H194V246H195V244H198ZM233 243H234V242H233ZM241 243H242V242H241ZM13 244H14V243H13ZM13 244H12V245H13ZM25 244H26V243H25ZM29 244H30V242H29ZM29 244H27V245H29ZM42 244H43V243H42ZM56 244H57V243H56ZM90 244H91V243H90ZM132 244H129V243H128V244H126V245H127V246H128V245H131L130 247H132ZM134 244H133V246H136V244H135V245H134ZM183 244H184V243H183ZM14 245H15V244H14ZM19 245H20V244H19ZM19 245H18V246H19ZM21 245H23V243H22ZM45 245H46V244H45ZM50 245H51V244H50ZM110 245H112L114 248H113L112 246H111L112 248H110ZM139 245H137V246H139ZM158 245H159V244H158ZM158 245H157V246H158ZM174 245H175V244H174ZM228 245H229V246H228ZM30 246H31V245H30ZM30 246H28V247H30ZM43 246H44V245H43ZM64 246H65V244H64ZM68 246H69V245H68ZM70 246H71V244H70ZM87 246H88V245H86V248H87V250H88L89 247H87ZM121 246L123 247V249H122ZM143 246H144V244H143ZM217 246H218V247L221 246V248H218ZM233 246H234V245H233ZM11 247H13V246H11ZM14 247H15V246H14ZM77 247H78V246H77ZM104 247H105V250H104ZM128 247H129V246H128ZM130 247H129V248H130ZM141 247H142V244H141ZM152 247H153V249H156V250L158 251V249H157V247H156L155 245L152 246ZM152 247H151V248H152ZM159 247L161 248L162 245H161V246L159 245ZM159 247H158V248H159ZM235 247H236V246H235ZM241 247H242V246H241ZM261 247H262V246H261ZM263 247H264V246H263ZM1 248H2V247H1ZM1 248H0V249H1ZM25 248H26V249H29V248H27V247H24L23 249L20 248V249H21V251H23ZM64 248H66V247H64ZM97 248L99 249L100 246H99V247H95V249H97ZM120 248H121V249H120ZM143 248H144V247H143ZM145 248H146L145 250H147V251L149 252V248H147V247H145ZM160 248H159V249H160ZM170 248H169V250H170ZM180 248H181V246H180ZM232 248H234V247H231V249H232ZM236 248H238V247H236ZM236 248H234V250H235ZM12 249H13V248H12ZM20 249H19V251H20ZM26 249H25V251H23V252L27 253V252H26ZM54 249H55V248H54ZM95 249H94V250L92 249L93 252L96 251ZM111 249H112V250H111ZM131 249H133V248H131ZM131 249H129V250H131ZM135 249H136V248H135ZM153 249H152V250H153ZM176 249H177V248H176ZM246 249H247V248H246ZM10 250H11V249H10ZM66 250H67V249H66ZM68 250H69V249H68ZM85 250H86V249H85ZM100 250L102 251V249H100ZM100 250H99V251H100ZM145 250H144V253H146ZM152 250H151V251H152ZM161 250H162V249H161ZM163 250H164V249H163ZM232 250H233V249H232ZM234 250L232 251L233 253H230V254L233 255V254H234ZM253 250H254V249H253ZM2 251H3V249H2ZM14 251L16 252V250H14ZM19 251H17L16 253H15V252H10V254H11V253H14V255H16V254L18 255V252H19ZM21 251H20V252H21ZM28 251H29V250H28ZM59 251H60V250H59ZM59 251H58V254H59ZM75 251H76V250H75ZM132 251H133V250H132ZM132 251H131V252H132ZM151 251H150V252H151ZM153 251H154V250H153ZM153 251H152V252H153ZM159 251H160V250H159ZM170 251H171V250H170ZM170 251H168L167 256H168V254L171 253ZM173 251H174V249H173ZM235 251H241V250H235ZM243 251H244V250H243ZM0 252H1V250H0ZM54 252H55V251H54ZM82 252H83V251H82ZM88 252H89V251H88ZM88 252L85 253V254H87V255H85L84 253H83V254L87 257V256H89V255H88ZM96 252H98V250H97ZM121 252H122L123 254H121ZM124 252H126V250H125ZM129 252H130V251H129ZM131 252H130V253H131ZM136 252H137V251H136ZM150 252H149V254L152 253V252H151V253H150ZM155 252H156V251H154L153 254H155ZM161 252H162V251H161ZM179 252H180V251H179ZM247 252H248V251H247ZM2 253H3V252H1V256H0V257L3 258V261L6 259V257H8V259L6 260V263H3L2 260H1V262H2L3 264H14L13 260H14L15 257L13 256V254H11V255L8 254V253H9V251H8V253H6V254H8L9 256L6 255V257H3V256H2ZM108 253H107V255H108ZM111 253H112V254H111ZM144 253H143V254H144ZM163 253H162V254H163ZM239 253H240V254H239ZM30 254H32V253L29 251L28 255H30ZM52 254H53V252H52ZM58 254H56V255H58ZM149 254H146V255H145V256L148 255V256L146 257L147 260H146L145 258L143 259L144 255H141V256H143V257H140V256H139V257L141 258L142 264H143L145 261L148 262V260H150L151 258H155V257H157V256H160V257L162 258V255H160V254H161L160 252H156V254L154 255V257H151L152 255H149ZM164 254H165V253H164ZM164 254H163V255H164ZM230 254H229L228 257H226V258H227V261H228V259H229V261H231L232 257L234 256V255H233V256L231 255V259H230ZM235 254H236V253H235ZM22 255H23V254H22ZM26 255H27V254H26ZM26 255H24V256H26ZM49 255H50V254H49ZM72 255H73V254H72ZM84 255H83V256H84ZM100 255H102V256L100 257ZM103 255H104V256H103ZM119 255L117 256V258H119ZM131 255H132V256H135V255H134V251H133V253H131ZM219 255H220V256H219ZM237 255H238V256H237L238 259H240V260L243 259V258H241V255H242L243 257H246V253H245V256H244L241 252H238ZM4 256H5V254H4ZM24 256H23V257H24ZM31 256H32V255H31ZM64 256H65V255H64ZM68 256H70V255H68ZM78 256H80V255H78ZM114 256H115V257H114ZM124 256H125V258L121 257V258H123V260H124L123 263H121V264H126V263H124V262H126V260H128L129 258H131V257H129V256H128L129 258H127V257H126V254H125ZM149 256H150V259H149ZM164 256H165V255H164ZM164 256H163V257H164ZM23 257H21V258H23ZM55 257H56V256H55ZM75 257H77V255H75ZM104 257H106V258H104ZM112 257H113V258H112ZM160 257H159V259H158L157 261L160 260ZM191 257H192V258H191ZM237 257H236V255H235L234 258H233L232 260H233V261L236 260ZM239 257H240V258H239ZM260 257H261V256H260ZM2 258H1V259H2ZM4 258H5V259H4ZM26 258H27V256H26ZM26 258H25V259H26ZM31 258H32V257H31ZM33 258H34V257H33ZM56 258H57V257H56ZM58 258H59V257H58ZM61 258H62V257H61ZM73 258H74V257H73ZM81 258H84V257H82V255H81ZM87 258H89V257H87ZM121 258L117 259V261L119 260L118 263H117V261L115 260L116 262H114L113 264H116V263H117V264H120L119 262H120V259H121ZM126 258H127V259H126ZM133 258H134V257H133ZM212 258H213V261H212ZM235 258H236V259H235ZM27 259H28V258H27ZM27 259H26V260H27ZM29 259H30V258H29ZM54 259H55V258H54ZM62 259H63V258H62ZM64 259H65V258H64ZM89 259H90V258H89ZM89 259H87V260L89 261ZM103 259H102V260H103ZM110 259H109L108 262L106 261V263H105V261H104V262L102 261L101 263L108 264V263L110 262ZM125 259H126V260H125ZM131 259H132V258H131ZM142 259H143V260H142ZM156 259H157V258H155V260H156ZM261 259H262V258H261ZM49 260H50V259H49ZM144 260H145V261H144ZM152 260H154V259H151V260H150V261L154 264V263H155V262H154L155 260H154V261H152ZM161 260H162V259H161ZM161 260H160V261H161ZM163 260H162V263H161L160 261H159V262L156 261L155 264H157V263H158V264H163V262H164V264H166L165 261H163ZM219 260H220V259H219ZM34 261H35V260H34ZM34 261H31V260H30V262H34ZM69 261H70V260H69V258H68V262H69ZM143 261H144V262H143ZM229 261H228V262H229ZM233 261H231V262H229V263H231V264H232V263H233V264H236L237 261H239V260L234 261V262H233ZM4 262H5V261H4ZM22 262H23V261H21V263H22ZM25 262H26V261H25ZM54 262H55V261H54ZM54 262H53V263H54ZM58 262H59V261H58ZM63 262H64V260H63ZM66 262H67V261H65V263H66ZM84 262H85V261H84ZM86 262H87V261H86ZM121 262H122V261H121ZM127 262H128V261H127ZM137 262H138V261H137ZM147 262H146L145 264H147ZM228 262H227V264H228ZM21 263H20V264H21ZM26 263H27V262H26ZM140 263H141V262H140ZM152 263H149V262H148V264H152ZM218 263H219V262H218ZM248 263H249V261H248ZM22 264H24V262H23ZM34 264H35V263H34ZM46 264H47V263H46ZM48 264H49V263H48ZM54 264H55V263H54ZM69 264H70V262H69ZM109 264H110V263H109ZM111 264H112V262H111ZM213 264H214V263H213ZM238 264H240V261L238 262Z\"/></svg>",
  "mask_w": 264,
  "mask_h": 264
}]
</instances>
